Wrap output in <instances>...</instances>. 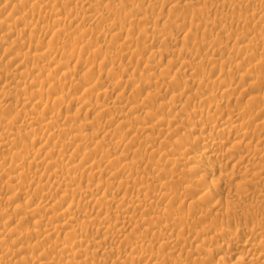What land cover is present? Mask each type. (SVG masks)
I'll return each mask as SVG.
<instances>
[{
  "label": "rangeland",
  "instance_id": "374dc122",
  "mask_svg": "<svg viewBox=\"0 0 264 264\" xmlns=\"http://www.w3.org/2000/svg\"><path fill=\"white\" fill-rule=\"evenodd\" d=\"M6 2V1H8L9 3H10V5H12V8H13V6H14V8L13 9H11V10H17V11H13L14 12V14L13 15H15L14 17H13V15H12V19H11V22H10V19L9 18H11V17H9L7 14H9V12L8 13H4V15H2V12L0 11V23L1 22H4V20H7L6 18H8L9 19V21L7 20L6 21V23H8L9 22V24H7L8 26L10 25H13V26H15V28L17 27V29H15V30H18V29H23V23L21 24V23H16L15 21H14V19L15 18H17L18 17V15L20 14L21 15V17H25L26 18V16H28V17H31V18H33V19H30V18H28L27 20L25 19V21L27 22V24H29V23H32V22H35L36 20V22H38V25H41L42 26V24H48L47 22H51L52 23V20H54L55 19V17L53 18L52 16H50V12L49 11H47L48 9L49 10H51L52 9V6L51 5H53V3L54 2H51V3H49V1H51V0H28L30 3H26L27 5H22V6H20L19 8H17L18 7V5H19V3L21 4V0H16V1H14V0H11V1H9V0H0V2ZM44 1V2H43ZM48 1V2H47ZM62 1H64L65 3H67V6H66V4L64 5V6H58L57 7V10L55 9V12H60L61 13V15L62 16H60V17H63V18H65L66 16V19H67V21H66V23L69 21V19L71 18H73V17H77V15H78V19L77 18H73L72 20L73 21H75L76 23H74V22H70V23H72V24H65V26L63 25L62 27L63 28H65L67 31H66V33H59L60 35V37L61 38H59V36H55V38H57V39H55L54 38V41H52L50 38L52 37V36H49V34H47V35H42L41 34V32L40 33H38V31H36V30H32V28L30 29V27H28L27 28V26H26V28H24L23 30H24V32L22 33V35L20 34V36L18 35V34H16V33H13L12 35H10V38H4V43H5V45H7L6 47H7V49L6 50H8L7 52L6 51H1V53H0V55L1 56H3V55H5L4 57H1L0 56V59L2 60H0V66L2 67H0V72H2V71H4L3 72V74L2 73H0V101H4L5 100V102H7V103H9L8 105L10 106V108H9V106L8 105H6V107L7 108H9V109H7L6 107H0V118L1 119H4L5 117L7 118V120H8V117H10V119L12 118L13 119V122H14V125L12 126V131H13V129H14V132H17L18 134L21 132V134H19V136L20 137H22V138H20V140H19V138H17V139H13L12 141L10 140V141H8V143L10 144L11 142H15V144L13 143V145H12V143H11V146L9 145V146H7V144L5 143V146H7V147H4V145H2V146H0V158L2 159H0V169L2 168L1 167V165L3 166V168L0 170L1 172H0V174H1V177H0V186H6V187H2V190H4V191H1V187H0V193H1V195L2 194H4V195H0V221H2V222H0L1 224V230H3L2 232L0 231V234L1 235H5V233L3 234V232H6L7 234H6V237H7V239L5 238V239H1L0 238V241L2 242V240L5 242H3L4 244V246H6V248L8 247L9 249H10V251L12 252V253H14V252H16V253H14V254H17L18 255V251H17V245L15 244V243H13L12 242V240L14 239V238H12L11 239V237H15V236H13V235H11L10 233V231H9V229L12 227V228H15V229H17L18 231H21L22 233H24V236H23V238L25 239V237H26V239H25V241H24V239H22L23 241H24V244L26 243V242H28L27 243V246H25L24 244H23V250L21 251V252H25V250H28L27 252H32L31 254H26L27 252H25V254H21V255H19L18 257L20 258L19 260L17 259V257H13L14 259H12L11 257V259H12V261H11V259L9 260V261H11L9 264H21L22 262L21 261H23L24 263H22V264H35L34 262H36V264H38L37 263V261H42L43 260V262L41 263H39V264H51L52 263V261L54 260H56V261H58V259H60V261L62 262V260L63 259H65V260H63V263H61V262H59V264H65V262H66V260L67 259H71V260H74L73 262H71V260H70V262L71 263H73V264H75L74 262L76 261V263L77 264H83L82 262H80V261H82V259H83V261H84V263L85 264H93L94 263V261H95V263L96 264H105V262H106V264H108V262L110 261V263L109 264H111L112 263V261H113V259H116V257L118 258L119 257V255H114V254H110L111 256L112 255H114V257H113V259L111 258V256L109 255V256H106L107 254H105V251H103L104 249H103V247H104V244H105V246H107L108 248H115L114 246H118V248L120 247V244H121V249L123 248V246L125 247L126 245L128 246V247H126V249L125 248H123V249H125L124 251H127V254L128 253H130L129 252V250H130V247H129V244H131V243H133L134 242V239H135V241H138L137 239L139 238L140 240L139 241H141V240H143V242H142V244H144L143 245V248H142V250L144 249V251H145V253H148V255H153V254H156V253H158L159 255L160 254H162L163 255V253H161V252H164V254L165 255H163L164 257H163V261H161V264H175V262L173 263V261L175 260V261H177L178 260V257L180 256V258L179 259H183V261H184V263L183 264H193L194 262H198V264H238V263H240V264H246V263H248V262H251L253 259H256L255 260V263H258V262H261L262 260L264 261V254H263V252H264V247H259V250H255V251H251V252H247V246L249 245V244H251V243H257V242H259V243H264V167L263 168H260V165L262 166H264V163H262V162H264V155L262 156V154H264V152H262L261 154H258V155H256L255 156V160H254V162H256V163H254V164H251L252 162L250 161V162H248L249 160L248 159H250L251 157H250V155H248V151L246 150L245 151V149H242L240 146H237L236 147V145H234V143H232L231 141V138L229 139L228 137H226V139H223V141L225 140V142H227L226 144L228 145H226L225 144V147L224 148H222V150H220V153H225V150H226V147H227V149H230V151L231 152H229L231 155H226V159L224 160V161H222V162H213V161H211L210 159H205V160H203L202 159V164L201 165H195V167L193 168V164H192V166H191V161L189 160H187V157L185 156V160H182V162H180L179 164H177L175 161L176 160H173L174 158H176V159H178V158H181L182 156H183V154H185L186 152H185V150H186V148H188L187 150H189V148L190 149H192L193 148V150H189L190 151V154L191 155H199V157L198 158H200L201 156V154H202V145H201V143H203V141L205 140V139H203V137L205 138V136H206V138L208 139L209 137H212V136H210L211 134L213 135V136H219L218 134H216L217 133V131L221 128V127H223V125H218L217 124V127H215V130L213 131V132H211V134L209 133L210 131L208 130H206L207 131V133H204V136H203V134H201V136L198 134L197 135V133H193L192 132V128H194L195 126H196V128H199V127H201V126H204L205 128H208V127H210V126H207V125H212V124H209L208 123V121H205L206 120V118H202L201 119V117H198L197 119H196V121H195V119H193V118H190L191 119V122L189 121L190 119H187V118H189V114L194 110V108H202L203 110H205L206 112H209V114H212V113H214V114H217L218 113V116H223V117H226L227 116V114L230 112V110H231V112L230 113H233V112H237L238 113V111L239 110H242V111H239V113H244L245 112V114H243L242 113V115H240L239 113V115H240V117L238 118V124H240V121L242 122L241 124H245L246 126H247V124H248V132L250 133L248 136H246L245 138H244V140H245V142L247 143V142H250L251 143V145H253L254 146V144L255 145H258V147L260 146V148H262V149H260V150H262V151H264V128H262L263 126L260 124L259 125V123H262V121H264V115L262 114V113H259V111H260V108L262 107V106H264V61H263V58H264V52L262 51V50H264V48H262L263 46H264V26H262V23H264L263 22V20H264V16H262V15H264L263 14V12L264 11H260V9L262 10V6H261V3H260V1H259V3L257 2V1H253V0H250V2H249V0H247V1H245V0H240L242 3H243V1H245L243 4L239 1V0H229V1H232L233 2V5H232V3L231 2H229L228 0H213V1H209V0H155V1H159L158 2V5H154V7H156V8H150L152 5H151V3L149 2V1H151V0H142V1H139V0H132V1H134V2H132L131 0H86V2L88 3H83L84 4V6H83V4H80L81 2L78 0H62ZM108 1V2H107ZM114 1V2H113ZM131 1V2H130ZM139 3V6L141 5V2H142V4H144L143 2L145 1V4H144V6L146 5V7H144V6H140V8L138 7V3ZM154 0H152L151 2L153 3H156ZM168 1V2H167ZM196 1H198V2H202L201 4H199L198 2H196ZM203 1L205 2L206 1V3H207V7L209 8H207L208 9V12H202L203 14H201L202 15V17L201 16H197V17H194V15L192 14V13H194V10H192V8L194 9V6H195V8H196V4H197V6H199V8L198 9H201V8H203L204 6H202L201 8H200V5H204L205 3H203ZM215 1V2H214ZM225 1V3H223ZM78 2H80V3H78ZM95 2L98 4V5H100V7L97 5V4H95ZM107 2V3H106ZM109 2H111V3H109ZM113 2V3H112ZM120 2V3H119ZM130 2V3H129ZM195 2V3H194ZM211 2H213V4L211 3ZM226 2H228V3H226ZM252 2V3H251ZM255 2V3H254ZM7 3V2H6ZM11 3H15V5H13V4H11ZM70 3H72V5H69ZM75 5H74V4ZM91 3L93 4H95V6L96 7H99V8H97V10H98V12H99V14L97 13V11H96V13H97V15L99 16H105L106 15V17H105V19H107L108 17H109V19H107V20H109V21H107V20H102V19H99V20H97V21H95V22H97L96 24H95V22L94 21H90L89 23H82V21L79 19V12H81V16H83L84 15V12H87V13H85V15L83 16V17H85V16H87V15H91L93 12L95 13V10L94 9H92L93 7L92 6H94V4L93 5H91ZM116 3V4H115ZM123 3V4H122ZM129 3V4H128ZM133 3H135L134 5H133ZM148 3H150V4H148ZM161 3V4H160ZM185 3H186V5H185ZM188 3H190V4H188ZM218 3V4H217ZM230 3V4H229ZM250 5H249V4ZM253 3L256 5V7H255V5H253ZM29 4V5H28ZM37 5V9L35 8V6ZM39 4L41 5L39 8H38V6H39ZM48 4H50V5H48ZM55 4V3H54ZM79 4V5H78ZM89 4H90V7H89ZM108 6H107V5ZM109 4H110V6H109ZM114 4V7H116V5H117V7L118 6H121V5H123L124 7H122V10L120 11V9H121V7L118 9L117 7V10H116V8H114V7H112V5ZM119 4V5H118ZM128 4V5H127ZM157 4V3H156ZM184 4V5H183ZM229 4V5H228ZM237 4H238V6H237ZM260 4V5H259ZM133 5V6H132ZM187 5H191V6H187ZM211 5V6H210ZM31 6V7H30ZM54 6V5H53ZM74 6V7H73ZM84 7V8H82V7ZM94 6V7H95ZM129 6L130 7H132V8H129ZM148 6H150L149 8H148ZM184 6H187L188 8H189V10L188 9H186L187 7H184ZM223 6V7H222ZM259 8H258V7ZM71 7L74 9V8H76V9H74V11H72V13L70 12L71 11ZM79 7V8H78ZM85 7H89L88 8V10H90V11H88L87 10V8H85ZM92 7V8H91ZM95 7V8H96ZM108 7L110 8V9H108ZM111 7H112V10L115 12H111L112 10H111ZM129 9H128V8ZM141 7H144V8H141ZM153 7V6H152ZM205 7H206V5H205ZM205 7H204V9H205ZM16 8V9H15ZM24 8H26V9H24ZM31 8V9H30ZM43 9V11H42V9ZM44 8H46V9H44ZM58 8H60V9H58ZM62 8V9H61ZM69 8H70V11H69ZM128 10H126V9ZM147 8V9H146ZM242 8V9H241ZM24 11H23V10ZM33 9V10H32ZM41 9V10H40ZM66 9H68V10H66ZM93 11H92V10ZM131 9V10H130ZM142 9V10H141ZM149 9V10H148ZM186 9V10H185ZM206 9V10H207ZM230 9V10H229ZM232 9V10H231ZM253 9H255V10H257V9H259V11L257 10V11H255V10H253ZM264 9V8H263ZM18 10H19V13H18ZM22 10V11H21ZM30 10V12L29 13H27L28 11ZM62 10H64L65 12H63ZM78 10V11H77ZM109 10H111V11H109ZM134 10V11H133ZM144 10H146V12L144 11ZM203 10V9H202ZM252 10L254 11V12H252ZM25 11H27L26 13H23V12H25ZM40 13H39V12ZM45 11H47V13L45 12ZM75 11H76V13H75ZM84 11V12H83ZM118 13H117V12ZM121 13H120V12ZM125 11V12H124ZM129 11H132L133 12V14L132 15H128V13L130 14V12ZM181 11V12H180ZM192 11V12H191ZM234 11V12H233ZM11 12V11H10ZM18 14H17V13ZM37 12V13H36ZM42 12H43V14H42ZM45 12V13H44ZM49 12V13H48ZM83 12V13H82ZM88 12H90V13H88ZM149 12V13H148ZM12 13V12H11ZM31 13L34 15V17H33V15H31ZM35 13V14H34ZM63 13H65V14H63ZM69 13H71V14H69ZM74 13V14H73ZM78 13V14H77ZM95 13V14H96ZM108 13V14H107ZM124 13V14H123ZM208 13V14H207ZM225 13V14H224ZM231 13H233V14H231ZM249 13V14H248ZM252 13H256V16L257 17H251V16H253V14ZM262 13V14H261ZM23 14H25V16H23ZM28 14H30V16L28 15ZM73 14V15H72ZM76 14V15H75ZM136 14L138 15H140V16H136ZM180 14V15H179ZM223 14H224V16L225 17H227V18H225L224 16H223ZM230 14V15H229ZM10 15V16H11ZM43 15H45V16H43ZM52 15V14H51ZM66 15V16H65ZM109 15V16H108ZM119 15L120 16H122L121 18L119 17ZM129 17H128V16ZM147 15V16H146ZM175 15V16H174ZM179 15V16H178ZM192 15V16H191ZM234 17H236V18H238V21L236 20V18H234ZM237 15V16H236ZM241 15V16H240ZM243 15V16H242ZM249 16L248 18H247V16ZM262 16V17H260V16ZM7 16V17H6ZM41 16H43V18L41 17ZM47 16V17H46ZM68 16H71L70 18L68 17ZM73 16V17H72ZM108 16V17H107ZM112 16V17H111ZM114 16V17H113ZM115 16H117V17H115ZM135 16H136V18H135ZM174 16V17H173ZM231 16V18H229V17ZM240 16V17H239ZM246 16V17H245ZM2 17H6L5 19H3V20H1L2 19ZM20 17V16H19ZM40 17V18H39ZM50 17V18H49ZM52 17V18H51ZM132 17H134V18H132ZM178 19H177V18ZM180 17V18H179ZM224 17V18H223ZM244 19H243V18ZM35 18V19H34ZM86 18V17H85ZM118 18V19H117ZM128 18H129V20H128ZM133 20H132V19ZM143 18V19H142ZM195 18V19H194ZM221 18H222V20H221ZM239 18H241V19H243V20H241V19H239ZM248 20V22H247V20ZM249 18H251V19H249ZM259 18H261V20H259ZM43 19H44V21H43ZM114 19H115V21H114ZM124 20V22L126 21L127 23V25H125L122 29L124 30H120L121 31V35L120 36H122V32H123V38L122 37H120L118 40H110L109 42H108V39H106V41L103 39V38H101L102 36H101V32L107 27V25H109L110 23H111V21L112 22H116V21H120V20ZM139 19H142L141 21H142V24H141V21L139 20ZM146 19H148V20H146ZM174 19V20H173ZM181 19V20H180ZM253 19H255V20H257V21H255V23H256V26H255V23H254V20ZM13 20V21H12ZM30 20V21H29ZM134 20H135V22L136 23H133L134 22ZM137 20L139 21L138 23H140V25H138V23H137ZM192 20V21H191ZM218 20H221V22L222 23H220V24H218L219 23V21ZM236 20V21H235ZM250 20H252V22L250 21ZM29 21V22H28ZM43 21V22H42ZM105 23H103V22ZM107 21V22H106ZM169 21H170V23H169ZM194 21V22H193ZM197 21V22H196ZM241 21H243L242 23H244V25L241 23ZM248 24H245V22ZM260 21V22H259ZM261 21H262V23H261ZM42 22V24H40ZM79 22H80V25H79ZM93 22V23H92ZM129 22H132V24H137V26H135L134 27V25H132L131 24V26H130V24H129ZM144 22V23H143ZM147 22V23H146ZM175 22V23H174ZM184 22V23H183ZM201 22V23H200ZM209 22L211 23V24H209ZM218 22V23H217ZM250 22V23H249ZM260 24H259V23ZM74 23V24H73ZM78 23V24H77ZM107 23H109V24H107ZM173 23V24H172ZM179 23V24H178ZM181 23H182V25L184 26V27H186V29L187 30H190L189 28H191L192 27V25H193V28H191V31H187L188 33L186 34L185 32H180V31H178L179 30V26H181ZM187 23V24H186ZM193 23V24H192ZM87 24H89V25H92V26H90L91 28H90V30L92 31V33L89 31V27L88 28H83V26L84 27H87L88 25ZM94 24V25H93ZM107 24V25H106ZM152 24V25H151ZM185 24V25H184ZM192 24V25H191ZM205 26H203V25ZM259 24V25H258ZM7 25H5L6 27H7ZM72 25V27H71V29L69 30V28H70V26ZM78 27H77V26ZM98 25V26H97ZM147 25H148V27H147ZM150 25V26H149ZM174 25V26H173ZM190 26L191 25V27H188V26ZM200 25V26H199ZM207 25H208V27H207ZM219 25H221L222 27H220ZM258 25V26H257ZM264 25V24H263ZM4 26V27H5ZM67 26V27H66ZM73 26H75L76 27V29H75V27H73ZM80 26H82V29H81V27ZM96 26V27H95ZM133 26V27H132ZM141 26V27H140ZM176 26V27H175ZM195 26V27H194ZM216 26V27H215ZM238 26H240V27H238ZM245 26H247V27H245ZM255 26V27H254ZM260 26V27H259ZM3 27V28H4ZM80 27V28H79ZM103 27H104V29H103ZM130 27H131V29H130ZM150 27H151V29H150ZM200 27V28H199ZM225 27V28H224ZM244 27V28H243ZM97 28V29H96ZM128 28V29H127ZM145 28H146V30H145ZM149 28V29H148ZM154 28V29H153ZM210 28V29H209ZM220 28V29H219ZM227 28V29H226ZM243 28V29H242ZM263 28V29H262ZM28 29V30H27ZM64 29V30H65ZM78 29V30H77ZM86 29V30H85ZM97 31H96V30ZM103 29V30H102ZM134 29V30H133ZM161 29V30H160ZM163 29V30H162ZM252 29V30H251ZM255 29V30H254ZM87 30H88V33H90V34H88L87 33ZM147 31V32H149V33H147V35L149 36L150 35V37L148 38V36H147V38L146 37H144L145 35H146V33H145V35L144 34H142V32L143 31ZM149 30V31H148ZM222 30H224V31H222ZM227 30V31H226ZM0 31H1V28H0ZM30 31H32V33L30 32ZM79 31V32H78ZM81 31V32H80ZM82 31H83V33H82ZM86 33H85V32ZM98 31H100V32H98ZM136 31V32H135ZM159 31V32H158ZM194 31H196V32H194ZM218 31H220L221 33H222V37H219L218 35H220V34H218ZM226 31V33H223V32H225ZM233 31V32H232ZM254 31H255V33H254ZM259 31H261L260 33H259ZM70 32V33H69ZM76 33V34H73V33ZM173 34H172V33ZM180 32V33H179ZM192 32V33H191ZM194 32V33H193ZM251 32V33H250ZM72 33V34H71ZM94 33H95V35H94ZM99 33H100V35H99ZM120 33V32H119ZM126 33V34H125ZM140 33H141V35L143 36H140ZM154 33V34H153ZM165 33V34H164ZM253 33L255 34V35H257L258 33L260 34V36H256L257 37V40H255L256 39V37H255V35H253ZM2 34H4V33H1L0 32V37H2ZM15 34V35H14ZM39 34V35H38ZM69 34V35H68ZM81 34H82V36H81ZM85 34H88V35H85ZM128 34V35H127ZM154 36V37H156V38H154L152 35ZM160 34V35H159ZM162 34V35H161ZM224 34V35H223ZM14 35V36H13ZM32 35V36H31ZM34 35V36H33ZM38 35V36H37ZM124 35H126V36H124ZM167 35V36H166ZM175 35V36H174ZM179 35V36H178ZM184 35H186L184 38H182ZM225 35H226V37H228V38H226L225 37ZM234 37H233V36ZM251 35H252V37H251ZM20 39V40H22L21 42H23V44L26 42V45H23L22 43H21V45L20 46H17V45H19L18 43H20V40L17 38V37ZM31 36V41L29 40V37ZM40 36V37H39ZM41 36H42V38H44V39H41ZM43 36H46V37H43ZM48 36V37H47ZM69 36H70V38H69ZM77 36H79V42H81L80 41V39L81 40H85L84 42L82 41L81 43H78V40H76L77 39ZM85 36V37H84ZM89 36H90V38H89ZM97 36V37H96ZM127 36H129V37H131V38H133V39H136V40H138V38L140 39L139 40V42H141L142 41V39L143 38H145V40L143 41L144 43H139V42H137V43H135V44H133V45H126V41H124V40H126V38H127ZM152 36V37H151ZM158 36V37H157ZM159 36H160V38H159ZM178 37V39H177V41L176 42H174V43H170V41H167L166 42V39H168L169 37ZM192 36H193V38H195V39H193L192 38ZM232 36V37H231ZM239 36V37H238ZM16 37V38H15ZM27 37V39H25ZM81 37H83V38H81ZM126 37V38H125ZM142 37V38H141ZM162 37H166L165 39H163ZM231 37V38H230ZM259 37H260V39H261V41H263V42H261L260 41V39H259ZM13 38V39H12ZM15 38V39H14ZM154 38V39H153ZM186 38V39H185ZM204 38V39H203ZM231 40H230V39ZM243 38V40L244 41H246V45H248L249 44V46H250V50L248 49V51L250 52H248V51H244V52H240L241 50H240V48L236 45V44H234V40L235 39H242ZM245 38H246V40H245ZM251 38V39H250ZM253 38V39H252ZM34 39H36L35 41H34ZM39 39H41L42 41H40ZM53 42H51L50 40ZM90 39V40H89ZM148 39V40H147ZM161 39L163 40V41H161ZM219 39V40H218ZM229 39V40H228ZM9 40H13V41H17L18 40V43H16V44H14V45H12V46H10L9 45V43L11 42H9ZM24 40H27V41H25L24 42ZM193 40V41H192ZM212 40V41H211ZM249 40L251 41V42H249ZM40 41V42H39ZM43 41H44V44H43ZM48 41H50L51 43H48L47 44V42ZM104 41V42H103ZM213 42V43H215L214 45H216V46H214L215 47V49H214V47L212 46V48L210 47V46H207V42ZM218 41V42H217ZM258 41V42H257ZM7 42H9V43H7ZM28 42H30V44L28 43ZM41 43V44H39V43ZM76 42V43H75ZM88 42V43H87ZM92 42V43H91ZM117 42V43H116ZM121 42V43H120ZM169 42V43H168ZM195 42V43H194ZM197 42H198V45H199V43H201L203 46L205 45V47H203L202 48V45H199V46H197L196 44H197ZM224 42V43H223ZM33 43V44H32ZM73 43H75V45H77V46H74L73 45ZM87 43V45H85V44ZM89 43H91L90 45H89ZM109 43V44H108ZM124 43V44H123ZM139 43V44H138ZM150 43V44H149ZM194 43V44H193ZM212 43V44H213ZM257 43V44H256ZM29 44V45H28ZM49 44H51V45H53V46H55V49H52V47L53 46H48L47 47V45H49ZM104 44V45H103ZM124 46H123V45ZM227 44V45H226ZM234 44V45H233ZM253 44V45H252ZM255 44V45H254ZM41 45V46H40ZM73 45V46H72ZM83 45H85V48H86V50H85V48H84V46ZM89 45V46H88ZM91 45H93V47L91 46ZM101 47H100V46ZM125 45L126 46H128V47H125ZM145 45V46H144ZM192 45H196L195 47H193ZM257 45V46H256ZM29 46H30V48H29ZM42 47L43 48V50H46V49H44L45 47L47 48V49H52L53 51H56V54H57V56H56V54H54L53 56H52V59H54L55 60V62L56 63H53L52 65H51V67L53 68V69H51L50 71H52V72H50L48 69H50L51 67L49 66V68H48V66H46L48 63H46V65H44L43 63H45L46 62V60L44 61V60H39V59H37V61H36V59L34 60V58L33 57H31V59L32 60H30V57L28 58V60H27V58L25 59L26 61L24 62V61H22L21 60V62H23L22 64L20 63V65H22L21 66V68H18L19 70H17V69H15V68H17L16 67V65H18L17 63H15V61H11L10 60V58H15L16 57V55H17V57L19 56V57H21V54L23 53V54H28L29 52H33L34 53V51L36 52V47ZM90 47L89 48V50L87 49L88 47ZM97 46H99V47H97ZM130 46H133V47H130ZM227 46V47H226ZM237 46V48H235V47ZM248 46V47H249ZM261 46V47H260ZM10 47H13V48H10ZM38 47H37V49H38ZM103 47V48H102ZM124 47V48H123ZM137 47V48H136ZM146 47V48H145ZM188 47H190V48H188ZM210 47V48H209ZM255 47H256V50H255ZM24 48V49H23ZM83 48H84V50L86 51H82L83 50ZM123 51L124 49H126L127 48V50L129 51V53H130V55H127V54H129V53H127V51H126V54L124 53L125 51H123V54H121V55H119V56H117V54H118V52H120V53H122L121 52V50ZM123 48V49H122ZM189 49L188 51L190 52V50L191 51H193V53H189L188 55H184L182 52H183V50H186V49ZM195 48V49H194ZM198 48V49H197ZM221 48V49H220ZM238 48H239V51H238ZM13 49V50H12ZM33 49V50H32ZM58 49V50H57ZM82 49V50H81ZM95 49H97L96 51H98L99 49H102L103 51H98V53H95ZM112 49H113V51H112ZM130 49V50H129ZM135 49V50H134ZM168 49V50H167ZM237 49V50H236ZM11 50V51H10ZM27 50H29L28 51V53H26L27 52ZM60 50V51H59ZM91 50V51H90ZM120 50V51H119ZM159 50V51H158ZM254 52H253V51ZM14 51V52H13ZM85 52V53H83L82 54V52ZM94 51V52H93ZM133 51H137L136 53H138V54H136V53H134V55L132 54L133 53ZM151 51H153L152 53L154 54H152L151 53ZM168 51V52H167ZM195 51V52H194ZM198 51V52H197ZM257 51V52H256ZM16 52V53H15ZM22 52V53H21ZM60 52V53H59ZM99 52H100V54H99ZM101 52H104V53H102L101 54ZM115 52H117V54L115 53ZM180 52V53H179ZM236 52H238V53H236ZM246 52H247V54H246ZM261 52V53H260ZM5 53V54H4ZM33 53H30L31 55L33 54ZM201 53H203V54H201ZM239 53H241V54H239ZM13 54H15L14 56H13ZM22 54V55H23ZM94 56H93V55ZM96 54H98V55H100L99 56V58H97L98 56H96ZM104 54H106L104 57H103V55ZM113 54V55H112ZM116 54V55H115ZM141 54V55H140ZM150 54H152V55H150ZM193 54V55H192ZM194 54L196 55V56H194ZM8 55V56H7ZM12 55V56H11ZM112 55V56H111ZM114 55L117 57V58H115L114 57ZM127 55V56H126ZM140 55V56H139ZM199 57H198V56ZM203 55V59H202V56ZM214 57H213V56ZM78 56V58L77 59H80V63L78 62V60L76 59V57ZM89 56V57H88ZM110 56H111V58L112 59H114L113 60V62H112V59L111 60H109L110 59ZM129 56V57H128ZM148 56H150V57H148ZM155 56V57H154ZM187 56V57H186ZM253 56H254V58H253ZM10 57V58H9ZM80 57V58H79ZM83 57V58H82ZM96 57V58H95ZM120 57V58H119ZM131 57V58H130ZM195 57H197V58H199V60L197 59H195ZM212 57V58H211ZM216 57V58H215ZM218 57V58H217ZM235 57H236V59H235ZM239 59H238V58ZM107 58H109L108 60V62L111 64V62H112V64H111V66L109 65V63L107 62ZM132 58H133V60H132ZM149 58V59H148ZM214 58V59H213ZM221 58V59H220ZM229 58V59H228ZM246 58V59H245ZM253 58V59H252ZM17 59V58H16ZM63 59V60H62ZM118 59V60H117ZM174 59V60H173ZM189 61V62H194L195 64H197V63H199V61H200V65H198V66H203V67H198L197 65V67H198V69H195V68H197L196 66H194V68H191V66H187L188 68H186V66H182L181 68H179V67H177V68H179V69H177L176 68V64L177 63H179V62H188L187 60ZM195 60V61H193V60ZM201 59V60H200ZM216 59H218V60H220L219 62H217L218 60H216ZM224 59V60H223ZM234 59H235V61H234ZM30 60V62H28ZM40 61V63H39V61ZM144 60V61H143ZM147 60L149 61V63L147 64ZM154 60H155V63H154ZM212 60H213V62H212ZM214 60H215V62H214ZM41 61H43V62H41ZM77 61V62H76ZM107 62V64H106V62ZM176 61H178V62H176ZM202 61H204V65L202 64L203 62ZM226 61H228L227 63H226ZM231 61H233V62H231ZM250 61H251V63H250ZM261 61V62H260ZM20 62V61H19ZM47 62H48V60H47ZM61 62H62V64H61ZM85 62V63H84ZM197 62V63H196ZM217 62V63H216ZM223 62V63H222ZM225 62V63H224ZM260 63V64H258V63ZM15 63V64H14ZM63 63H64V65H63ZM194 63L192 64V65H194ZM216 63V64H215ZM236 63H238V64H236ZM61 64V65H60ZM99 64L101 65V64H103V65H101L100 67H99ZM128 65L130 68L128 69V67H125V66H121V65ZM213 64H215V65H213ZM230 64H232L231 65V67L230 68H233V70H235L234 72H232L231 73V71H232V69H230L229 68V65ZM234 64V65H233ZM236 64V65H235ZM242 64H244V65H242ZM254 64V65H253ZM258 64V65H257ZM36 65V66H35ZM38 65L40 66V69H42L41 71H40V69H38V70H36L37 68H35V67H38ZM43 65V67L44 68H42L41 66ZM59 65V66H58ZM91 65H92V67H93V65H94V68L96 67L97 69L99 68L100 70H101V72H100V70H99V74L101 73V75H99V74H97V75H95V77H93V75L94 74H96V73H98V72H96V73H94L93 75H92V72L90 73V70H89V68L90 69H92L91 68ZM105 65V66H104ZM113 65V66H112ZM31 66H33L32 68H31ZM84 66L86 67V66H88V68L86 67V69H84ZM103 66V67H102ZM117 66V67H116ZM118 66H121L122 68H119ZM153 66H155L154 68H153ZM170 68V70H173V71H171V72H173V74H171V72L168 70L169 68ZM174 66V67H173ZM255 66H257V67H255ZM61 67V68H60ZM111 67H116V68H119V71L117 72L116 71V68H114V69H112ZM124 67L125 68H127V69H125L123 72H122V69H124ZM173 67V68H172ZM228 67V68H227ZM259 67V68H258ZM260 67H263V68H260ZM25 68V69H24ZM46 68H48L47 70V72H46ZM166 68H168V69H166ZM251 68H254L255 69V71L254 70H251ZM1 69H3L2 71H1ZM70 69V70H69ZM83 69L86 71V70H88L87 72H83ZM190 69V70H189ZM193 69H195V72H192V70ZM220 69V70H219ZM227 69H229V70H227ZM24 71V70H26L25 71V73L24 72H22V71ZM34 70V71H33ZM62 70V71H61ZM67 70H68V72H67ZM103 70V71H102ZM108 70H112L113 71V74L112 73H110L109 74V72L110 71H108ZM115 70V71H114ZM161 70H168L170 73H168V75H169V77H168V75L167 76H164L163 75V73H164V71H161ZM251 70V71H250ZM11 71V72H10ZM22 73H21V72ZM106 71V72H105ZM108 71V72H107ZM111 71V72H112ZM175 71V72H174ZM176 71H178V72H176ZM230 71V72H229ZM262 71V72H261ZM13 72V73H12ZM30 72V73H29ZM51 74H50V73ZM64 72H66V74L64 73ZM70 72V73H69ZM105 74V73H108V74H103V73ZM229 73V74H227V73ZM247 72V76H251V77H248L249 79H247V76L245 75V73ZM253 72V73H252ZM15 73V74H14ZM50 74V75H46V74ZM64 73V74H63ZM87 73V74H86ZM178 75H176V74ZM180 75H179V74ZM225 73H226V75L228 76H226L225 75ZM251 73V74H250ZM5 74H6V76H7V74H8V76H9V78L11 77V81L9 80V78H8V80H7V78L5 77ZM31 75V77H29L30 75ZM38 74V75H37ZM40 74V75H39ZM54 74V75H53ZM62 74V75H61ZM82 74H84V76H86V75H89L90 74V76H86V77H84ZM103 74V75H102ZM119 74V75H118ZM122 74V75H121ZM129 74V75H128ZM130 74H134L133 76H134V78L132 77V75H131V77L129 78V76H130ZM161 74V75H160ZM182 74V75H181ZM190 74L192 75V77L190 76ZM221 74V75H220ZM225 75V77L223 76V75ZM241 74H242V76L244 77H242L241 76ZM257 74V76H254V75H256ZM258 74H259V76H258ZM33 75V76H32ZM64 75H65V78H64ZM91 75H92V77H91ZM136 75V76H135ZM171 75H172V77L174 78H172L171 77ZM229 75H230V77H229ZM4 76V77H3ZM7 76V77H8ZM49 76V77H48ZM52 76H54V77H52ZM99 76V77H98ZM108 76V77H107ZM158 76V77H157ZM160 76H161V78H160ZM187 76V77H186ZM221 76V77H220ZM242 78H241V77ZM21 77V78H20ZM24 77V78H23ZM28 79H26V78ZM34 79H33V78ZM36 77V78H35ZM58 77H59V79L61 80V83H58V82H60V80L58 79ZM98 77V78H97ZM102 77V78H101ZM113 77V78H112ZM178 77V78H177ZM190 77L192 78V79H190ZM194 77V78H193ZM218 77H219V79H224V81L226 82L227 80V82H228V84H230L231 85V83H232V85H234L233 86V88L234 87H237V88H235V89H233L232 88V86H231V88H230V86H227L226 87V84L224 83V85H222V84H219V83H217V81H216V79H218ZM246 77V78H245ZM256 77V78H255ZM260 77V78H259ZM39 80H38V79ZM80 78H81V80H80ZM85 80H84V79ZM91 78V79H90ZM110 80H108V79ZM131 78H133L132 79V81H130L129 79H131ZM136 78V79H135ZM172 78V79H171ZM189 78V79H188ZM200 79L199 81H197L196 79ZM254 78V79H253ZM259 78V79H258ZM1 79H2V82H1ZM3 79H4V82H3ZM12 79H13V81H12ZM23 80V82H19V80L20 81H22ZM33 79V82L31 81ZM36 79V80H35ZM43 79V80H42ZM48 79H49V81H50V85L51 86H55V87H57V84L56 83H58V85L60 84V87H58V89L57 90H55V91H53V92H51L52 90H50V87H49V85H48ZM64 79V80H63ZM76 79V80H75ZM90 79V80H89ZM107 79V80H106ZM175 79H176V81H175ZM188 79V80H187ZM197 82H195L194 80ZM201 79L203 80L204 79V81L206 82H204L205 84H201ZM7 80V81H6ZM41 80V81H40ZM79 82H78V81ZM118 80H120L121 82H122V85L120 86V88H119V86H117V84L115 85V87H117L116 88V90H111V87H112V85L114 84V83H118V85H120L121 84V82L119 81L118 82ZM129 80V81H128ZM183 80V81H182ZM187 80V81H186ZM189 80H190V82L192 83V81L191 80H193L195 83H192V84H194V85H192V84H189L190 82H189ZM213 80V81H212ZM231 80V81H230ZM248 80H251V81H248ZM8 82V84H9V86H10V83H11V90L9 91V89L10 88H8V85L6 84V87L8 88L7 90L9 91V95L8 96H10V98L9 97H7V96H5L4 95V93L2 94V92H1V89L3 88L2 86H4V84L6 83V82ZM16 81H18V82H16ZM27 81V83H25V82ZM38 81V82H37ZM40 81V82H39ZM43 81V82H42ZM44 81H45V83L47 84L46 86H45V83H44ZM71 81V82H70ZM75 81H77V83L78 84H82L83 86L81 87V85H79V86H77L78 84L75 82ZM81 81V82H80ZM83 81H85V82H88L89 83V85L90 86H95V84H96V86L94 87L95 88V90L94 91H92V92H89L88 94L87 93H85V95L84 94H82V92L84 91V84H85V82H84V84H83ZM114 83H113V82ZM126 81V82H125ZM159 81V82H158ZM161 81L162 82H166V83H164L163 84V86H161ZM185 81H186V83H185ZM252 81H253V83H252ZM256 81V82H255ZM10 82V83H9ZM13 82H15V84L13 83ZM30 82V83H29ZM48 82V83H47ZM62 82H64L65 83V85L63 86V84L64 83H62ZM69 82V83H68ZM74 82V83H73ZM136 82V83H135ZM148 82V83H147ZM189 82V83H188ZM200 82V83H199ZM216 82V83H215ZM230 82V83H229ZM236 82V83H235ZM1 83H3V84H1ZM28 84L29 83V86H32L33 87V89H34V93H36L37 92V90L38 91H41L42 93L44 92V95H43V98H44V100H46L47 101V99H48V94H50L49 95V99H48V101L47 102H49V100H50V102L49 103H51V104H53V101H54V104L55 103H59V104H61L62 102H59V101H61V96H63L62 97V99L64 98L65 99V103H64V99L62 100L63 101V103H64V105H63V107L62 108H59V112H58V110L57 111H55V112H49V111H47L46 109H44V111H47V112H45V114H44V111H43V113L40 111V113H42V115H44V118L42 119V120H40L39 121V126H42L45 130H46V128H47V131L48 130H50V129H52V130H50L48 133H50V132H53V131H58V129L59 128H61V129H63V128H66V126H67V128H71L72 126L74 127V129H75V126H77L78 124H80V123H83V124H87L88 126H87V128H85L83 131H84V135H83V140L82 141H79V142H75L74 144V147L72 146L71 148H70V151H68V153L70 154L71 152H72V150H73V148H75L76 147V149L77 150H75L74 149V151H77V153L79 152H81V153H83L85 150L84 149H86L87 151H88V149H89V151H90V148H89V146H93L94 148H95V145H96V147L99 145H101L102 147H105L106 145H108V143H109V147L108 146H106L109 150H111V148H113V143L115 142L114 140L113 141H107V140H105L104 142L102 141L103 139L102 138H100V137H102V134H103V129L104 130H107V129H109V130H111L112 128H115L116 129V126H117V130H116V133L118 134V136H117V138H116V140L118 141H121V143H120V146H119V148H117V150H114V151H117L116 153H114V151H112V156H111V158L113 157V158H115V157H119L118 158V162H116V163H118V164H112V167H111V165L109 166V164L107 165L106 163H102L101 165L102 166H100V163H101V159H100V161L98 160L99 158H100V156L102 155L101 154V152L102 153H106L107 155H108V151L107 152H105L106 150H108L107 148H102L101 146L99 147V150H101L100 151V153H98V156L99 157H96V155H95V157L94 156H92L91 158H93L92 160H89V162L91 161V163L93 162L94 163V167L96 168L95 170H93V171H91V172H87V174L86 173H82V169L81 170H75V171H78L79 172V174L77 173V172H71L72 173V175H74L75 173L77 174L76 176L78 177V175H85L84 177L82 176V179L83 180H80V182L77 184V183H75V185L73 184L72 185V187H74L73 189H79L80 187H84V189L85 188H90V189H94L96 186L98 187V184L101 186V184L102 185H104L103 183H105V185L107 186H104V189H105V195H106V191H108L107 192V198H108V202H109V206H107V208L108 207H110V205L112 204V209H111V207H110V211L111 210H113L114 208L116 209V210H114V211H112V214H110V216H109V218L107 217V214H106V212L104 213L103 211L104 210H100V208L98 209H96L95 210V212L93 211V209L91 210V209H89V208H92L91 206L92 205H89V206H87L88 207V209L90 210V211H93V213H92V216L91 217H93V215H94V217H95V215H98V219H94V220H102V219H105L106 217H107V222H106V224H107V226L109 227V232H108V230H98V229H96L97 228V225L98 224H95V223H99L98 221L96 222L95 221V223H94V221H91V220H89L91 217H89V216H84L83 215V213H85V214H87V212L85 211V212H83L82 211V213L80 212V214L78 213H76L75 214V216L73 215V217H75V220L79 217V215H81L77 220L79 221V223H81L82 221H83V223L81 224L82 225V227H83V229H87L86 231H87V235H88V239H90L91 238V240L90 241H93V242H90V243H92V244H88L87 245V243H86V245L88 246H86L85 244L83 245V246H81V249H88V251H90V253H94V254H90V256L92 257V258H90V256L88 255L87 257H85V258H83V257H80L79 258V256L78 255H76V254H72L71 253V255L70 254H67V252L66 251H62L61 253H63V254H60L58 251H53L54 249H55V247H53L54 245H55V240L56 241H58V242H60V243H63L64 241V243H70V242H72V240L73 239H76V237H73L74 235H73V230L72 229H75V228H72L73 226V223L74 222H72V223H66V224H64L66 221H64V220H61V221H63V222H60V219L57 221L56 220V222H51V221H49L48 219L51 217V216H53L54 215V213H55V210L57 211V213H60L61 211H63V210H65L66 209V207L65 206H69V205H71V204H69V203H72V201L74 200V202H79V197H78V195H73V196H70V195H68L67 197L68 198H70L69 199V201H68V198L67 197H64V199H66V200H64L62 197V194H63V192H60V191H58V192H56L57 190H55V187H54V185H56L55 184V182L53 181L54 179L53 178H51L50 179V177H52L50 174H52L53 173V171H54V169L55 170H57V169H59V168H61L60 166L61 165H63V164H61V163H64V164H66V163H68L67 161V159L65 160V157L64 156H61V157H63L62 159H61V157L59 156V158H60V160H62V161H60V162H58L59 160V158L57 157L58 156V152L56 151V150H60V149H62V147L60 146H58L59 145V142H61V138H65L66 137V139H64V140H62V142H67L68 141V137L67 136H65V137H62V136H64V134L62 135V134H60V136L58 137V138H55V139H52V138H49V136L48 137H41V134L38 136V134H35V136H34V139H32L33 141H31V138H33V134H31L32 132H30L29 130H31V129H29L26 125H24V124H22V120H23V114H24V112H25V110H23V109H21V107H22V103L20 104V99H23V96H22V92L20 93L19 92V90H17L16 91V93H13V92H15L14 91V88H21L22 86L23 87H27L28 85H26V86H24L25 84ZM32 83V84H31ZM53 83V84H52ZM73 83V84H72ZM88 83H86V84H88ZM91 83V84H90ZM105 83V84H104ZM110 83V84H109ZM111 83H113V84H111ZM120 83V84H119ZM20 84V85H19ZM31 84V85H30ZM44 84V85H43ZM66 84H68L67 86H66ZM110 85V87H107L108 85ZM166 84V85H165ZM198 84H200V86L198 85ZM219 84V85H218ZM238 84V85H237ZM252 84H253V86H252ZM257 84V85H256ZM12 85H15L14 86V88H13V86ZM17 85H19V87L17 86ZM70 85V86H69ZM89 85H85L86 87L87 86H89ZM101 85V86H100ZM104 87H103V86ZM192 85V86H191ZM195 85H198L197 87L199 88V90L198 89H196L197 87L195 86ZM205 85V86H204ZM259 85V86H258ZM21 86V87H20ZM29 86H28V88H29ZM36 86V87H35ZM38 86V87H37ZM69 86V87H68ZM75 87V91H74V87ZM100 86V87H99ZM124 86V87H123ZM148 86V87H147ZM167 88L168 86V88H167V92H166V89H165V87ZM191 86V87H190ZM203 86V87H202ZM219 86V87H218ZM221 86V87H220ZM240 86H241V88H240ZM32 87H30L31 89H32ZM73 88L72 90H71V88ZM77 87H79V90H78V88ZM80 87H81V89H80ZM101 87H102V89H101ZM122 87V88H121ZM146 87V88H145ZM164 87V88H163ZM224 87H226V88H224ZM29 88V89H30ZM70 88V89H69ZM83 88V89H82ZM97 88V89H96ZM106 88V89H105ZM141 88V89H140ZM201 88V89H200ZM221 88V89H220ZM227 88H229L228 89V94H226L227 92H224V90L225 89H227ZM4 89H6L5 88V86H4ZM30 89V90H31ZM32 89V90H33ZM37 89V90H36ZM46 89V90H45ZM61 89V90H60ZM63 89V90H62ZM107 90V91H110V94L108 95V96H105L104 94H102L104 91L103 90ZM112 89H113V87H112ZM120 89V90H119ZM126 89V90H125ZM161 89V90H160ZM13 90V91H12ZM61 92H60V91ZM118 90L121 92L122 90H124L125 91V93H126V95L123 93L124 91H122L121 93H123L124 95H122V97L120 96V92H118ZM139 90V91H138ZM201 90H203V91H201ZM214 92H213V91ZM218 90V91H217ZM232 90V91H231ZM247 90V91H246ZM56 91H57V93H56ZM77 91H78V93H77ZM112 91V92H111ZM156 91H157V93H156ZM229 91H230V93H229ZM243 91V92H242ZM258 91V92H257ZM51 92V93H50ZM94 92V93H93ZM102 92V93H101ZM172 92V93H171ZM195 92V93H194ZM196 92H197V94H201L202 92L204 93V95L206 96H204V98L205 99H203V98H201V101H199L200 100V98H199V100L198 99H194L193 100V98L191 97L190 98V96L191 95H193V97L195 98V96L197 95L196 94ZM199 92V93H198ZM205 92L207 93V94H205ZM54 93V94H53ZM61 93V94H60ZM84 93V92H83ZM134 93V94H133ZM181 93H183V94H181ZM52 94V95H51ZM77 94V95H76ZM82 96H84L87 100H88V98H90L89 100H91V104H93V106L91 105V106H88L87 107V109L86 110H83V111H78L77 110V105L75 104V103H72V102H74V101H72V100H75L76 98H78L77 96H79V97H81V95ZM116 94H118L119 96L117 97V95ZM175 94H176V97L177 98H172L173 96L172 95H174V97H175ZM182 95V96H179V95ZM194 94H196V95H194ZM258 94V95H257ZM11 95H13V96H15V97H13V96H11ZM157 95H158V97H157ZM253 95V96H252ZM22 96V97H21ZM45 96H47V98L45 97ZM55 96V97H54ZM59 96H60V98H59ZM133 96H134V98H133ZM137 96V97H136ZM188 96H189V98H188ZM213 96V97H212ZM220 96H221V98H220ZM6 97V98H5ZM51 97H52V99H51ZM57 97L59 98V100L57 99ZM75 97V98H74ZM105 97H107V98H105ZM109 97V98H108ZM120 97V98H119ZM208 97V98H207ZM211 97V98H210ZM5 98V99H4ZM7 98H9L8 100H7ZM13 98V100H11ZM14 98H15V100H14ZM46 98V99H45ZM115 98L118 100H115ZM119 98V99H118ZM136 98V99H135ZM145 100H144V99ZM187 98V99H186ZM207 98V99H206ZM18 99H19V101H18ZM32 100H34V102H36V101H38L39 99H37L36 100V98L35 99H33V98H31ZM54 99V100H53ZM57 99V100H56ZM147 99V100H146ZM173 99V100H172ZM191 99V100H190ZM202 99H203V101H202ZM213 99V100H212ZM254 99V100H253ZM258 101H257V100ZM7 100V101H6ZM10 100H11V102H10ZM36 100V101H35ZM51 100H53V101H51ZM114 100H115V102H114ZM142 100H144L143 102H142ZM149 100H150V102H149ZM195 100H197V101H195ZM205 100V101H204ZM212 102H211V101ZM217 100H219V101H217ZM256 100V101H255ZM12 101H15L16 103L15 104H18V105H15L14 104V102H12ZM70 101V102H69ZM72 101V102H71ZM117 101V102H116ZM147 101H148V103H147ZM172 102V103H170V102ZM175 101V102H174ZM184 101V102H183ZM215 101V102H214ZM216 101H217V103L218 102H223L222 103V106L220 107V109H217V108H215L214 109V106H210V105H213L214 103L216 104ZM252 101V102H251ZM21 102H22V100H21ZM33 101H32V103H34ZM108 102H110V103H108ZM122 102V103H121ZM127 102V103H126ZM138 102V104H136ZM141 102H142V104L144 103L145 104V106H146V108H147V110H146V108L144 107V104H143V107L145 108V110H144V108H142L141 109V107H142V105H141ZM152 102V103H151ZM167 104H166V103ZM200 102V103H199ZM6 103V104H7ZM32 103H30L29 102V106L26 104L25 106L26 107H29L30 109L32 108V106H31V104ZM68 103V104H67ZM108 103V105H109V109L107 110H105V109H103L104 108V106L103 105H106ZM113 103L115 104V105H113ZM199 103V104H198ZM205 103V104H204ZM261 103V104H260ZM13 104V105H12ZM59 104H57V106L59 105ZM75 104V105H74ZM120 104H122L123 105V111H122V113L121 112H119V110H118V113H117V111H116V109L113 107V106H120ZM151 104V105H150ZM185 105L186 107H188V108H186V110L184 109V110H180V111H182V112H180L179 111V107L180 106H182V105ZM214 104V105H215ZM252 104V105H251ZM257 104V105H256ZM125 105L127 106V107H125ZM141 106L140 108H136L137 106ZM160 105V106H159ZM168 105H171L170 107L168 106ZM183 105V106H184ZM206 105H208V106H206ZM262 105V106H261ZM17 106V107H16ZM20 108H19V107ZM65 106V107H64ZM103 106V107H102ZM132 106H136L134 109H140V110H138V111H136V110H133L132 111V109H131V107ZM151 107V108H149V107ZM166 106V107H165ZM43 106H39L38 108H40V109H38L37 108V112H38V110H43V108H42ZM98 107H100V108H98ZM174 107V108H173ZM208 107V108H207ZM224 107V108H223ZM251 107V108H250ZM4 108H6V109H4ZM15 108H16V110H15ZM20 109L18 112H17V110L18 109ZM92 108V109H91ZM93 108H94V110H93ZM101 108H102V110H101ZM124 108H126L125 110H124ZM130 108V109H129ZM177 108V109H176ZM185 108V107H184ZM12 109V110H11ZM25 109H27V110H30V109H28V108H25ZM100 109V110H99ZM187 109H188V111H189V109H190V111L191 112H187ZM214 109V110H213ZM225 109V110H224ZM228 109V110H227ZM243 109H244V111H243ZM259 109V110H258ZM22 110V112H20ZM128 110V111H127ZM144 110V111H143ZM149 110V112L148 113H153L154 114V116H153V114L151 115H149L148 113H146L147 111ZM152 110V111H151ZM217 110H218V112H217ZM233 110V111H232ZM235 110V111H234ZM251 110V111H250ZM256 110H258V111H256ZM15 111V112H14ZM24 111V112H23ZM77 111V112H76ZM96 111V112H95ZM115 111H116V113H115ZM127 111V112H126ZM142 111H143V113H142ZM146 111V112H145ZM151 111V112H150ZM177 111V112H176ZM215 111L217 112V113H215ZM57 112V113H56ZM87 112V113H86ZM138 112V113H137ZM228 112V113H227ZM257 112V113H256ZM2 113V114H1ZM22 113V114H21ZM46 113H47V115H46ZM56 113V114H55ZM75 113H76V115H75ZM157 113H158V115H157ZM161 113V115H159ZM175 113H177V114H175ZM184 113V114H183ZM221 113H222V115H221ZM229 113V114H230ZM259 113V114H258ZM55 114V117H58L57 118V120H58V122H57V124H55L54 122H56V121H54V122H51L50 124H52V125H50L49 124V122H50V117H54L53 115ZM59 114V115H58ZM99 115V117L98 116H96V115ZM111 114H113V115H111ZM136 114V115H135ZM137 114H139V115H137ZM149 116H148V115ZM155 114H156V116H155ZM220 114V115H219ZM252 114H253V116H252ZM52 115V116H51ZM145 115V116H144ZM258 115V116H257ZM262 115V116H261ZM2 116H4V117H2ZM8 116V117H7ZM45 116H47V118H45ZM142 116V117H141ZM148 116V117H147ZM160 116V117H159ZM182 116V117H181ZM185 116V117H184ZM260 116V117H259ZM18 117V118H17ZM93 117H95V118H93ZM134 117V118H133ZM144 117H145V119H144ZM19 119V118H21V119H19V120H17V119ZM98 118V119H97ZM158 118V119H157ZM161 119V121H160V119ZM164 118V119H163ZM174 118V119H173ZM183 120H182V119ZM97 120V121H95V120ZM188 121H187V120ZM193 119V120H192ZM203 120L202 122L201 121H199V120ZM15 120V121H14ZM21 120V121H20ZM107 120H110V122H108ZM118 120V121H117ZM123 120H124V122L127 124H125L124 122H123ZM164 120H165V122H164ZM180 120H182V121H180ZM247 120V121H246ZM52 121V120H51ZM90 121H93V122H91L90 123ZM121 121V122H120ZM159 121H160V124H159ZM163 121V122H162ZM175 121V122H174ZM193 121H195L196 123H194ZM8 122H11V120L10 121H8ZM99 122H101V123H99ZM115 122H116V124H115ZM118 122H120L121 123V125H118ZM180 122V123H179ZM194 124H193V123ZM200 122V124H198ZM206 122V123H205ZM246 122V123H245ZM23 123H25V122H23ZM54 123V124H53ZM92 124L91 126L89 125V124ZM94 123V124H93ZM142 123H144V125L142 124ZM146 123V124H145ZM148 123H151L152 125L153 124H155V125H153V127H151V126H149L148 125ZM186 123V124H185ZM203 123H205V124H203ZM47 124H49V125H46ZM62 126H61V125ZM105 124V125H104ZM132 124V125H131ZM134 124H136L135 126H134ZM202 124V125H201ZM207 124V125H206ZM263 124V123H262ZM21 125V126H20ZM22 125H24L23 127H22ZM55 125H57V126H55ZM75 125V126H74ZM108 125H110V126H108ZM129 125H131V127L132 126H134L133 128H129V130H127V128H128V126ZM147 125H148V128H144V126L145 127H147ZM158 125V126H157ZM181 125V126H180ZM190 125V126H189ZM259 125V126H258ZM22 127V128H20V127ZM51 126H55L54 128L52 127V128H50V129H48V127H51ZM61 126V127H60ZM71 126V127H70ZM102 126V127H101ZM104 126V127H103ZM108 126V127H107ZM125 126V127H124ZM143 126V127H142ZM169 126V127H168ZM176 126H180L179 128L178 127H176ZM5 127V128H4ZM16 127H18V128H16ZM33 127H38V124H36V125H34ZM57 127H59V128H57ZM106 127V128H105ZM110 127V128H109ZM127 127V128H126ZM137 127V128H136ZM149 127H151V128H149ZM161 127V128H160ZM176 127V128H175ZM192 127V128H191ZM257 127V128H256ZM2 128H4L3 130H2ZM8 128H10V127H8V126H1L0 125V133H1V131L3 132V131H6V129H8ZM28 129V130H25V129ZM55 128H56V130H55ZM135 128V129H134ZM217 128V129H216ZM256 128V129H255ZM263 129V130H261V131H259V129ZM54 129V130H53ZM77 129H79V127L77 128ZM131 129V130H130ZM134 131H133V130ZM136 129H139V131L137 132L136 131ZM152 129V130H151ZM154 129V130H153ZM160 129V130H159ZM258 129V130H257ZM16 130V131H15ZM60 130V129H59ZM86 130V131H85ZM251 130V131H250ZM25 131V132H24ZM26 131H28V132H26ZM131 131H133V132H131ZM145 131V132H144ZM256 133H259V134H255V132ZM24 132V133H23ZM88 134H87V133ZM99 132V133H98ZM118 132H120V133H118ZM134 132H136L135 134H134ZM188 132V133H187ZM254 132V133H253ZM260 132H262V133H260ZM76 134H79L80 132H78V131H76L75 132ZM93 133V134H92ZM132 133V134H131ZM208 133L210 134V135H208ZM29 136H28V135ZM120 134V135H119ZM122 134V135H121ZM186 134V135H185ZM192 134H195V135H192ZM253 134V135H252ZM260 134H262V135H260ZM26 135H27V137H29L28 139H27V137H26ZM30 135H32V136H30ZM191 135V136H190ZM197 135V136H196ZM254 135H256V136H254ZM258 135H260L261 137H259L260 139L258 140ZM36 136H38L37 137V139L35 138ZM86 136H87V138H86ZM94 136V137H93ZM124 136H126V137H124ZM24 137V138H23ZM41 138V139H39L38 140V138ZM93 137V138H92ZM120 137H121V140H120ZM122 137H124V138H122ZM133 137V138H132ZM182 137H184L185 139H183ZM191 139H190V138ZM43 138V139H42ZM130 138H131V140H130ZM179 138V139H178ZM197 138H199V139H197ZM200 138H201V140H200ZM228 138V139H227ZM257 138V139H256ZM36 139V140H35ZM57 139V140H56ZM85 139H88L87 140V142H85ZM97 139V141L98 142H100L99 144H98V142L96 143V141L95 140ZM100 141H99V140ZM124 141H123V140ZM127 139H129V141L131 142L130 144H129V141L127 140ZM134 141H133V140ZM183 139V140H182ZM188 139V140H187ZM192 140V141H190V140ZM196 139H197V141H196ZM206 139V140H207ZM30 140V141H29ZM45 140V141H44ZM56 140V142H53V141H55ZM67 140V141H66ZM91 140V141H90ZM164 140V141H163ZM175 140H178V141H175ZM182 140V141H181ZM185 140H186V142H189V143H187V144H190V147H189V145L187 146V144H186V146L184 145L185 143H183V141L185 142ZM203 140V141H202ZM243 140V141H244ZM29 141V142H28ZM35 141V142H34ZM59 141V142H58ZM147 141V142H146ZM180 141L183 143H181L184 147H180L181 146V144H180ZM31 142V143H30ZM33 142H34V144H33ZM42 142H43V144H42ZM61 142V143H62ZM82 142V143H81ZM96 144H95V143ZM124 142V143H123ZM128 142V143H127ZM45 143V144H44ZM50 143V144H49ZM52 143V144H51ZM53 143L55 144H57L58 143V147L55 145V147H53L54 145H53ZM77 143H79L78 145H77ZM85 143H87V147H85ZM104 143V144H103ZM179 143V144H178ZM22 144V145H21ZM33 144V145H32ZM52 145V148H51V150H52V152H53V149L54 148H56V150L53 152V154L52 155H54V157L51 155V154H49L48 156H46V154H45V150L47 151V148L50 150V148L49 147H51V146H49V145ZM80 144H82V145H80ZM93 144H95V145H93ZM103 144V145H102ZM178 144V145H177ZM232 144H233V146H232ZM39 145H40V147H39ZM105 145V146H104ZM125 145V146H124ZM172 145H174V146H172ZM15 146V147H14ZM23 146V147H22ZM196 148H195V147ZM2 147V148H1ZM17 148L18 147V149L19 150H16L15 149V151H14V148ZM38 147V148H37ZM45 147V148H44ZM77 147H79V148H77ZM85 147V148H84ZM91 148V149H94V148ZM186 147V148H185ZM4 148H8L7 150L6 149H4ZM22 148V149H21ZM60 148V149H59ZM101 148V149H100ZM4 149V150H3ZM40 149V150H39ZM122 149H123V151H122ZM197 149V150H196ZM232 149V150H231ZM242 149V150H241ZM11 150V151H10ZM13 150V151H12ZM21 150V151H20ZM38 150V151H37ZM80 150V151H79ZM82 150H84V151H82ZM105 150V151H104ZM148 150V151H147ZM18 151H19V153H18ZM24 151H26L27 153H30V154H32V155H30V157H29V154H27V153H25ZM44 151V152H43ZM74 151L72 152V153H74ZM87 151H85V153H87ZM88 151V152H89ZM122 151V152H121ZM183 151L185 152V153H183ZM195 153H194V152ZM244 151V152H243ZM14 152V153H13ZM17 152V153H16ZM36 152V155L34 154ZM122 154H121V153ZM145 152V153H144ZM164 152V153H163ZM170 154H169V153ZM181 152V153H180ZM198 152V153H197ZM201 152V153H200ZM219 152V151H218ZM12 153V154H11ZM23 155H22V154ZM80 153V154H81ZM111 153V152H110ZM113 153H114V155H113ZM120 153V154H119ZM181 155H180V154ZM247 153V154H246ZM15 156H14V155ZM17 154H19V155H17ZM44 154H45V157H44ZM57 156H56V155ZM101 154V155H100ZM235 154V155H234ZM13 155V156H12ZM26 155L29 157V158H31V159H28L27 157H26ZM33 155H35V156H33ZM43 155V156H42ZM115 155H117V156H115ZM120 155H122V157H120ZM145 155V156H144ZM163 155V156H162ZM247 155H248V157H247ZM259 155H261V156H259ZM3 158H2V157ZM12 156V157H11ZM22 156V158H20ZM33 156V157H32ZM103 156V155H102ZM101 156V157H102ZM176 156V157H175ZM178 156V157H177ZM228 156H230V157H228ZM257 156H259V157H257ZM10 157V158H9ZM26 157V158H25ZM50 158V157H52V158H50V159H48V158ZM56 157V159H57V162H56V159H54ZM135 157H136V159H135ZM172 157V158H171ZM174 157V158H173ZM5 158H6V160H5ZM18 158H19V160H18ZM25 158V159H24ZM45 160H44V159ZM47 158V159H46ZM78 159H79V163H81V161H80V159L81 158H79V157H77ZM75 159V162H73L72 161V163L73 164H75L76 162V164H78V161H76V160H78V159ZM90 158V159H91ZM144 158V159H143ZM236 158H237V160H236ZM4 159V160H3ZM10 159H11V161H10ZM20 159H22L21 160V163L19 162L20 161ZM27 159H28V161H27ZM33 159L35 160V161H33ZM55 161H54V160ZM95 159V160H94ZM169 159H170V161H171V159H172V161L170 162L169 161ZM231 159V160H230ZM252 159V158H251ZM25 160V161H24ZM32 161V162H30V161ZM47 160V161H46ZM65 160V161H64ZM97 160V161H96ZM136 161V163H137V165L139 166H137L136 165V163H134V161ZM140 160V161H139ZM144 161V163H141V161ZM229 160H230V162H229ZM233 160V161H232ZM235 160H236V162L238 161V160H242L243 162H241V164L243 165V166H246L247 168H248V166L249 167H251L252 168V166L254 165V168H252V169H254V173H256L255 175L254 174H251V176L250 175H246L245 173H243V172H241V171H239V168L236 166V167H234L235 165V163L234 164H232L233 162H235ZM246 160H248L247 162H246ZM1 161H2V163H3V161H5L3 164L1 163ZM15 161H18L19 162V164H17V162H15ZM51 163H49V162ZM52 161L53 162H55L54 163V165H53V163H52ZM99 161V162H98ZM122 161V162H121ZM132 161V162H131ZM137 161H139V162H137ZM142 161V162H143ZM154 161V162H153ZM160 161V162H159ZM228 161V162H227ZM7 162V163H6ZM9 162V163H8ZM10 162H11V167H10ZM24 162V163H23ZM26 162V163H25ZM89 162H87V163H89ZM131 162V163H130ZM173 162V163H172ZM259 162V163H258ZM46 163V164H45ZM61 164L60 166H59V164ZM91 163H89V164H91ZM96 163V164H95ZM156 163H158L157 165H159V166H157L156 165ZM168 163V164H167ZM175 163V164H174ZM214 163V164H213ZM245 163V164H244ZM260 163H262V164H260ZM47 164H49V165H47ZM56 164V165H55ZM88 164V165H89ZM102 168H99V167H97L98 165ZM122 164V165H121ZM124 164H126V165H124ZM135 164V165H134ZM141 164V165H140ZM153 164H155L154 166H156L155 167V169L158 171V169L159 168H162L163 166L165 167V169H164V167L162 168V169H160V171H158V172H155V169H154V166H153ZM160 164H161V167H160ZM248 164V165H247ZM251 164V165H250ZM256 164V165H255ZM260 164V165H259ZM9 165V166H8ZM50 165H51V168H50ZM91 165H93V164H91ZM97 165V166H96ZM105 165H106V167H105ZM116 166V167H119V168H117V169H115L114 168V166ZM149 165V166H148ZM25 166V167H24ZM52 166H56L55 168L53 167L52 168ZM57 166H59V168L57 167ZM104 166V167H103ZM107 166H108V168H107ZM123 167V169L127 166V167H130L131 168V170L132 169H134L135 168V172H136V174H134L133 176H132V174H130L131 172L130 171H126L127 173H129V175L125 172V174H123V169H121V167ZM136 166L138 167V171L136 170L137 168H136ZM172 166V167H171ZM174 166H176V167H174ZM197 166V167H196ZM7 168V171H6V168ZM18 168L17 170L16 169H14V168ZM110 167V168H109ZM210 167H214L215 169L214 170H210V171H207ZM57 168V169H56ZM99 168V169H98ZM104 168H107L106 170L104 169ZM111 168H113V169H111ZM141 168V169H140ZM167 168V169H166ZM168 168L169 169H172V170H170V171H168V172H166L167 170H168ZM217 168V169H216ZM259 168V169H258ZM26 169V170H25ZM100 170V171H98V170ZM105 171H107V172H105ZM121 169V170H120ZM174 169V170H173ZM250 169V168H249ZM5 170V171H4ZM15 170H16V173H14L15 172ZM24 170V172H22ZM49 170H52V171H49ZM103 171V173H102V171ZM112 170H117L116 171V173L117 174H114V175H116V176H114L113 175V177H112V173H115V172H112ZM200 170V171H199ZM204 170V171H203ZM262 170V171H261ZM2 171H4L3 173H7V174H9V176L8 175H6V174H4V177H2L3 175H2ZM14 171V172H13ZM26 171H27V173H26ZM47 171H48V173H47ZM94 171H98V173L96 174V179L94 178V176H95V173H94ZM108 171H111V172H108ZM120 171H121V173L123 174H121L120 173ZM139 171H140V173H139ZM173 171V172H172ZM175 171V172H174ZM207 171V172H206ZM52 172V173H51ZM172 172V173H171ZM179 172V173H178ZM23 173V174H22ZM50 173V174H49ZM74 173V174H73ZM89 173H90V175H92L93 176V179H92V176H89ZM93 173V174H92ZM105 173V174H104ZM144 173H146V174H144ZM158 173V174H157ZM168 173H170L171 175H169ZM178 173V174H177ZM242 173V174H241ZM19 175V176H17V175ZM33 174L36 176V177H34L33 176ZM99 174H101V175H99ZM148 174V176L147 177H149V174H150V176H151V178L149 177V181L151 182H154V183H150L149 181H148V183H150L151 184V186L149 187V185L150 184H148L147 182H146V180H147V178H146V175ZM263 174V175H262ZM16 175V176H15ZM45 175V176H44ZM53 175V174H52ZM80 175V176H81ZM89 176V178H91L92 180H95V181H91V179L90 180H88L87 182H86V176ZM97 175H99V176H102V177H100V178H98V176ZM109 175H110V177H109ZM125 175H128V176H131V177H135V175H136V177H135V179L134 178H131V177H126ZM137 175H139L138 177H137ZM141 175H142V177L143 176H145V178L143 177L142 179H144L145 180V182H146V184L148 185V191H150V192H148V194L150 193L151 194V192H154V194L152 193V195L150 196V195H148V198L152 201V199H155V201L156 202H151L150 200V202L152 203V204H149V201H148V203H147V195H146V193L144 194V193H136V191H137V188L138 187H140V186H143V184L145 183L143 180H140L141 178H139V177H141ZM155 175H158V176H155ZM184 175V176H183ZM231 175L233 176V178H231ZM238 175V176H237ZM246 175V176H245ZM254 175V176H253ZM257 175V176H256ZM12 176V177H11ZM13 176H15V177H13ZM33 176V177H32ZM40 176H41V178L43 179V180H41V178H40ZM47 176H49V179L50 180H48V177ZM87 176V177H88ZM152 176H153V178H152ZM171 176H172V178H171ZM262 176V177H261ZM8 177V178H7ZM17 177V178H16ZM46 177V178H45ZM118 179H116V178ZM169 177V178H168ZM235 177V178H234ZM243 179H241V178ZM2 178V179H1ZM9 178H10V180H9ZM31 178H35L34 180L36 181L37 179H39L40 178V182H44V184L43 183H40L39 184V186H38V184H37V182H34V180L33 179H31ZM85 178V179H84ZM108 179V180H106V182H105V179ZM114 180H113V179ZM124 178V179H123ZM129 178H130V180H129ZM171 178V179H170ZM236 178H238V179H236ZM3 179H4V181H3ZM9 180V182L8 181H6L5 182V180ZM13 179H16V180H13V183H11L12 182V180ZM98 179V180H97ZM100 179V180H99ZM112 179V180H111ZM123 179V180H122ZM125 179L127 180L126 182H125ZM151 179H155L154 181L153 180H151ZM174 179V180H173ZM241 179V180H240ZM33 180V181H32ZM110 180H111V183H110ZM120 180V181H119ZM164 180V181H163ZM166 180V181H165ZM219 182H218V181ZM238 180V181H237ZM239 180H240V182H239ZM14 181H15V183H14ZM38 181V180H37ZM47 181H49L48 183H47ZM55 181H56V179H55ZM82 181H84V182H82ZM90 181V182H89ZM100 181V182H99ZM115 181H117V183H115ZM122 181H124L123 182V184L122 185H125L126 186V184H128V186H127V188H124L125 186H122V192H120V196H122V198H124L125 199V197L127 198V197H129V199L131 198V197H134V196H140L141 198H144V199H146V205H149L150 207H148L149 209L148 210H146L147 209V207L145 208V206L143 205L142 206V208L141 207H139V208H133V206L131 205V207H130V205L128 206V205H125V204H123V206L121 205H119L118 207H116L117 205L116 204H114L113 202H111V201H109L110 199H109V197L111 198V196H109V195H111L114 191V189L116 190V187H114V186H119L121 183H122ZM134 181V182H133ZM138 181V182H137ZM142 181V182H141ZM156 181H158V182H156ZM176 181V182H175ZM194 181V182H193ZM217 182V184H220L219 186L216 184V186H218V187H215V183ZM246 181V182H245ZM4 182V183H3ZM31 182V183H30ZM34 182V183H33ZM54 182V183H53ZM110 183V185L112 186V184L114 185V186H112L111 188H110V186H109V183ZM120 182V184H118ZM144 182V183H143ZM162 182H164V185L162 184V186H161V183ZM171 182H172V184H171ZM190 182H191V184H190ZM213 182V183H212ZM215 182V183H214ZM237 182H239V183H237ZM2 183V184H1ZM10 184V185H8V184ZM50 183H53L52 185L50 184ZM107 183V184H106ZM142 183V185H140ZM158 183V184H157ZM167 185H166V184ZM169 183V184H168ZM237 183V184H236ZM245 185H244V184ZM5 184V185H4ZM7 184V185H6ZM12 184V185H11ZM44 185V187H43V185ZM78 185V187H77V185ZM81 184V185H80ZM85 184V185H84ZM92 184V185H91ZM133 186H132V185ZM146 184H144L145 186H146ZM189 184V185H188ZM212 184H214L213 186H212ZM236 184V185H235ZM239 184H240V186H239ZM36 185V186H35ZM40 185H42V187H40ZM48 185V186H47ZM90 187H89V186ZM130 185L132 186V187H130ZM136 185H138V186H135ZM194 185V186H193ZM196 185V186H195ZM248 185V186H247ZM7 186H8V188H7ZM11 186V187H10ZM26 186V187H25ZM38 186V187H37ZM76 186V187H75ZM99 186V187H100ZM108 186H109V188H108ZM121 186V185H120ZM204 186V187H203ZM236 186V187H235ZM25 187V188H24ZM40 187V188H39ZM54 187V188H53ZM82 187V188H83ZM102 187V186H101ZM106 187V188H105ZM134 187V188H133ZM152 187V188H151ZM192 187V188H191ZM212 187H214V191H212L213 189H212ZM245 187V188H244ZM13 188H14V190H13ZM39 188V189H38ZM53 188V189H52ZM82 188H80V190H84V189H82ZM114 188V189H113ZM129 188V189H128ZM133 188V189H132ZM170 189V191H169V189ZM189 188V189H188ZM9 189V190H8ZM38 189V190H37ZM49 189H50V191H49ZM103 189V190H104ZM107 189H109V190H107ZM124 189H126V190H124ZM163 189V190H162ZM191 189V190H190ZM235 189V190H234ZM23 190H25V191H23ZM28 190V191H27ZM54 190V191H53ZM135 192H134V191ZM161 190V191H160ZM174 192H173V191ZM204 190V191H203ZM212 191V193H210L211 191ZM17 191H19V192H17ZM159 191H160V193L162 194V195H165L166 197L165 198H168L169 196V198H168V200L167 199H165L163 196H161V194L159 193ZM13 192V193H12ZM21 192V193H20ZM23 192H24V194H23ZM39 194H38V193ZM56 192V193H55ZM116 192V191H115ZM167 194H166V193ZM171 192V195H169V193ZM208 192V193H207ZM237 192V193H236ZM254 192H255V194H254ZM260 192V193H259ZM16 193V194H15ZM19 193V194H18ZM28 193L30 194V195H28ZM37 193V194H36ZM48 193H50V194H48ZM102 193V192H101ZM100 193V194H101ZM210 193V194H209ZM259 193V194H258ZM18 195L19 197L17 198L18 200H17V203L18 204H20V205H22V204H24V202H26L27 201V198L28 199H31V198H34V200L36 201V199L38 200V202H40V200L41 199H43L44 197H46V196H48V197H50L52 200V206L50 207V209L49 210H47L46 212H44V211H40V213L42 212L43 213V215L44 216H41L42 215V213H41V215L40 216H38V213H37V215H36V212L34 213V216H33V214L31 215V214H27V216L28 217H26L25 215L23 216L22 214H20V212H16V214H17V216H16V218H14V221L13 220H11L10 222L12 223H10V222H8V215H10L11 213H13L14 211H15V204L16 203H13V202H10L9 200H8V198L7 197H9L10 195ZM20 194H22V195H20ZM51 194H53V195H51ZM103 194V195H104ZM109 194V195H108ZM114 194V193H113ZM133 196H132V195ZM157 194H158V196H157ZM231 194H232V196H231ZM263 194V195H262ZM11 195V196H12ZM24 195V196H23ZM40 196V198H39V196ZM43 195V198H41V196ZM241 195V196H240ZM258 195H261V196H259L258 197ZM6 196V197H5ZM16 196H15V198H16ZM25 196H26V198H25ZM28 196V197H27ZM31 196V197H30ZM38 196V197H37ZM52 196V197H51ZM70 196V197H69ZM124 196V197H123ZM152 196H154L153 198H152ZM168 196V197H167ZM179 196H180V199H179ZM14 197V196H13ZM30 197V198H29ZM71 197L73 198V200L71 201ZM76 197V198H75ZM156 197H158L159 198V200H158V198H156ZM173 197V198H172ZM238 197V198H237ZM243 197V198H242ZM5 198V199H4ZM23 198V199H22ZM75 198V199H74ZM81 198V197H80ZM85 198V199H84ZM90 197H82L81 198V200H82V202H83V205L85 206L86 204H90V200H88ZM160 198L162 199V200H160ZM242 198V199H241ZM22 199V200H21ZM25 199V200H24ZM54 199V200H53ZM91 199V198H90ZM157 199V200H156ZM165 199V200H164ZM170 199V200H169ZM175 199V200H174ZM238 199V200H237ZM60 200H62V201H64L63 203H61L62 201H60ZM80 200V201H81ZM89 202H88V201ZM126 201L128 200V198L127 199H125ZM173 201H175V202H173ZM37 202V203H38ZM58 202V203H57ZM108 202H106V204H105V206L106 205H108L107 203ZM85 203V204H84ZM55 204H56V206H55ZM69 204V205H68ZM74 204V203H73ZM193 204H196V205H198L197 207H196V205H195V207L196 208H194V206H193V208H192V205ZM235 204V205H234ZM243 204V205H242ZM249 204V205H248ZM263 204V205H262ZM171 205V206H170ZM240 205V206H239ZM258 205V206H257ZM261 205V206H260ZM58 206V207H57ZM64 206V207H63ZM124 206H125V209H124ZM214 206H216L215 208H214ZM245 206V207H244ZM249 206V207H248ZM259 206H260V208H259ZM1 207H4V208H1ZM126 207H129V208H126ZM60 208V209H59ZM164 208V209H163ZM170 209V210H168V209ZM173 208V209H172ZM263 208V209H262ZM3 209H5V212H4V210ZM51 209H52V212H51ZM132 209H135L134 210V213H132L133 212V210ZM139 209V210H138ZM150 209H152V210H150ZM167 210V212H166V210ZM194 209H197V210H195V212H192ZM231 209V210H230ZM250 209V210H249ZM59 210H60V212H59ZM87 210V209H86ZM88 210V211H89ZM119 210V211H118ZM125 213L126 211H128L127 213V215H131V214H134V216L133 215H131V217H133V218H131V219H134L135 221H136V218L138 219V218H140L139 220H137V222L139 223V221H141V219H143L144 220V218L146 219V223H144V228L146 229L147 227H149V225H150V227L148 228V230H147V232H146V230L145 231H143V232H139V230L141 231V229H137V230H135V228H138V227H135L136 226V224H138V223H136L135 224V221L134 220H132L131 221V223H130V220L131 219H129L128 221H126V222H122L121 221V223L118 221V220H116V215H121V214H124V213H122V211ZM139 212H138V211ZM142 210H146V211H142ZM149 210L151 211V212H149ZM165 211V213H163L164 211ZM198 210L200 211V213H201V210H202V213L200 214L199 212H198ZM247 210V211H246ZM100 211V212H99ZM116 211H118V212H116ZM132 211V212H131ZM163 211V212H162ZM173 211V212H172ZM196 211H197V213H196ZM206 211V212H205ZM218 211V212H217ZM232 211V212H231ZM3 212V213H2ZM39 212V211H38ZM97 212V213H96ZM101 213V212H103V213H101L100 215H99V213ZM171 212H172V214H171ZM183 212V213H182ZM204 212V213H203ZM244 212V213H243ZM46 215H45V214ZM121 213V214H120ZM129 213H131V214H129ZM141 213H143L144 214V216H142L141 215ZM149 213V214H148ZM150 213H152V215L150 214ZM157 213V214H156ZM175 213H177V214H175L176 215V218H174L175 216H174V214ZM188 213H190L189 215H188ZM195 213L197 214V215H195ZM206 213V214H205ZM217 214L218 215V218H220L219 220H214V219H212L213 218V215L212 214ZM242 213V214H241ZM19 214V215H18ZM105 214H106V217H105ZM115 214V215H114ZM126 214V213H125ZM161 214H163V215H165V217H166V219H165V217L163 216L162 217V215ZM179 214H182V215H179ZM185 214V215H184ZM193 214V215H192ZM21 215V216H20ZM88 215V214H87ZM156 216V218H155V216ZM168 217H167V216ZM198 215H200V217H197ZM205 216V217H203L202 218V216ZM8 216V217H7ZM35 217L36 216V218H33V217ZM38 216V217H37ZM141 216H142V218H141ZM154 217V219L152 218V217ZM180 216L182 217V219L180 218ZM184 216H185V218H184ZM187 216H190V217H188V219H187ZM18 217H20V218H18ZM21 217H23V219H25V220H21ZM25 217V218H24ZM41 217V218H40ZM87 217H88V220H87ZM101 217H102V219H101ZM104 217V218H103ZM147 217V218H146ZM159 217L163 220V218H164V222H162V220L161 219H159ZM179 217V218H178ZM191 217H193V219L191 218ZM3 218V219H2ZM28 218V219H27ZM38 218V222H35V220ZM44 218V219H43ZM83 218V219H82ZM111 218H112V222H111ZM148 218H150V219H153V220H150V219H148ZM168 218H170V219H168ZM192 220H191V219ZM195 218V219H194ZM196 218H197V220H198V222L199 223H196L197 222V220H196ZM201 218H202V220H201ZM41 219H43V220H45V221H43V220H41ZM84 219H86V220H84ZM151 222H149L148 220ZM158 219V221L160 222H156V220ZM174 219H176V220H174ZM180 219V221L181 222H184L185 220H183V219H187V220H189V221H191V222H189L188 221V223L186 222V224H182L180 221L179 222H177L178 220ZM41 220V221H40ZM75 221V223H74V227H81V225L79 224V223H76V222H78V221ZM142 220V221H143ZM155 220V221H154ZM172 220V221H171ZM201 220V221H200ZM220 220L222 221V223L220 222ZM41 223H40V222ZM87 221V222H86ZM118 221V222H117ZM203 221V222H202ZM6 224H5V223ZM84 222L86 223V225H84ZM89 222V223H88ZM109 222V223H108ZM117 222V223H116ZM129 222V223H128ZM132 222H133V224H132ZM143 222H145V220L143 221ZM148 222V223H147ZM174 222V223H173ZM175 222H176V224H175ZM195 222V223H194ZM213 222H214V224H213ZM215 222H219V224H217V223H215ZM260 222H261V224H260ZM36 223H39V225H37L36 226V228H43V227H45V226H47V227H49L48 225H47V223L48 224H50V226H52V227H55V232L53 233V234H51V236H50V239H51V237H53L51 240L50 239H45V240H43L44 238L43 237H41V236H38L37 234H36V232L37 231H35L34 229H36L35 228V225H36ZM57 224V226H56V224ZM90 224L91 223V225H89V226H87L88 224ZM95 224V226H93L94 224ZM116 223V224H115ZM124 223V224H123ZM161 226V223H163L162 225H164V223L167 225L166 227H168V228H171V229H176V230H174L173 231V233L172 234H174V236H172V234L170 233V235H171V238H172V241L173 240H175V248H176V251H174L175 249H171V248H169V247H167V246H164V245H162V247H161V245H159L161 242H165V238L167 237V236H169V231L170 232H172V230H170V229H168L167 228V230H169V231H166V227H164L163 229L166 231H164V230H161L160 228L158 229V227H160V226H158V224ZM168 223V224H167ZM226 223V224H225ZM6 225V227H7V229L8 230H6V227H5V225ZM8 224V225H7ZM54 224H55V226H54ZM69 224V225H68ZM71 224V225H70ZM76 224V225H75ZM111 224V225H110ZM115 224V225H114ZM147 226H146V225ZM149 224V225H148ZM157 224V225H156ZM191 224V225H190ZM196 224V225H195ZM214 226H213V225ZM260 224V225H259ZM4 227H3V226ZM11 227H10V226ZM13 225V226H12ZM58 225L60 226V227H58ZM80 225V226H79ZM113 225V226H112ZM132 225V226H131ZM135 225V226H134ZM171 225V226H170ZM190 225V226H189ZM207 225V226H206ZM212 225V226H211ZM10 228H9V227ZM39 226V227H38ZM89 227V228H87V227ZM93 228H92V227ZM115 226V227H114ZM117 226V227H116ZM133 226H134V228H133ZM197 226V228H195ZM34 227V228H33ZM85 227V228H84ZM119 227V228H118ZM154 227H157V229L156 228H154ZM162 227V226H161ZM203 227V228H202ZM207 227H208V229H209V227L211 228V229H209L210 231H208V232H210L209 234H208V232H207V234H206V236L207 237H205L204 235L202 236L201 235V233H203V230H206L207 229ZM213 227V228H212ZM259 227L261 228V229H259ZM33 228V232L31 233L30 232V230ZM115 228V229H114ZM133 228V229H132ZM181 228H183V229H181ZM187 228V229H186ZM202 228V229H201ZM231 228H233V229H231ZM27 229V230H26ZM30 229V230H29ZM38 229H36V230H38ZM93 229V230H92ZM112 229V230H111ZM200 229V230H199ZM259 229V230H258ZM68 230H69V233H68ZM71 230V231H70ZM90 230L92 231V232H90ZM94 230H96V231H94ZM116 230H119L120 232H118V231H116ZM134 230V232H132V231ZM152 230V233H150V231ZM155 230V231H154ZM158 230V231H157ZM180 230H184L183 232L182 231H180ZM185 230H187V231H185ZM190 230V231H189ZM201 230H202V232H201ZM231 230H233V231H231ZM9 231V232H8ZM98 231V232H97ZM105 231V233L106 234H103V232ZM114 231V232H113ZM164 232V234L162 233V232ZM181 232V234H182V236H181V234H180V232ZM200 233H199V232ZM228 231H229V233H228ZM230 231H231V234H230ZM246 231H248V233L250 232V234L251 235H253L254 237H251L250 238V240L248 239V237H241L240 238V236L242 235V236H244V234L243 233H247ZM262 233H261V232ZM27 232V233H26ZM57 232V233H56ZM112 232V233H111ZM131 232V233H130ZM176 232V233H175ZM177 232H178V236H177ZM189 232H191V233H188ZM198 232V233H197ZM260 232V233H259ZM31 233V234H30ZM36 235H35V234ZM89 233L90 234H92V235H89ZM108 233H109V235H108ZM142 233V234H141ZM144 233V234H143ZM156 233V234H155ZM195 233V234H194ZM241 233V234H240ZM258 233V234H257ZM8 234H10V235H8ZM104 236V237H102V235ZM111 234H113V235H111ZM126 234V235H128L129 234V237L130 238H132L133 236L135 237H133V241L130 243V240L128 241L129 242V244H126V238H129V237H125L124 235ZM154 234V235H153ZM159 234H160V236H162V237H159ZM176 234V235H175ZM192 234H194V235H196V236H194V235H192ZM199 234V235H198ZM231 236H230V235ZM239 234V235H238ZM262 234V235H261ZM70 235V236H69ZM72 235V236H71ZM106 235V236H105ZM118 235V236H117ZM122 235V236H121ZM131 235V236H130ZM140 235V236H139ZM144 235V236H143ZM184 235V236H183ZM189 235V236H188ZM191 235V236H190ZM228 235V236H227ZM235 235V236H234ZM9 236H10V238H9ZM31 237V238H29V237ZM58 236V237H57ZM92 236H94V237H92ZM101 236V237H100ZM110 237V239H109V237ZM113 236V237H112ZM118 238H117V237ZM154 236V237H153ZM180 236V237H179ZM210 236H211V238H210ZM215 236V237H214ZM234 236V238H232ZM5 237V236H4ZM33 237V238H32ZM97 237V238H96ZM100 237V238H99ZM106 237V238H105ZM123 237V238H122ZM140 237H142V238H140ZM194 237H196L198 240H199V242H198V240L197 239H195V240H197V242H194ZM232 238V239H234V241L236 242V243H234V248H232V249H229L228 251L227 250H222V251H220L221 252V254L222 253H225L226 251V253H225V255L224 254H220L219 252H218V256H215L216 255V253H215V255H214V258H213V255H209L210 256V258H209V256H207L208 255V252L210 251V250H213V251H215L214 249H216V248H214L213 249V247H215V243H217V245L219 244V241H220V244L221 243H223L222 242V240H224L225 239V241L226 240H228L229 238ZM236 237H238V238H236ZM9 238V239H8ZM27 238H29V239H27ZM34 238L37 240L38 238H40V239H38L37 241H39V243L37 242L36 244H37V246H40L41 245V248L43 249V250H47V249H49V250H47L48 251V253H47V251L45 250V251H43L42 252V255H40V252H41V248L39 247V249H41V250H39V249H37L38 247L34 244V242H36V240H34ZM129 238V239H130ZM162 238H164V240L162 239ZM186 238H188V239H186ZM202 238V239H201ZM205 238V239H204ZM207 238H208V240H207ZM230 238V239H231ZM11 239V240H10ZM15 239H16V237H15ZM31 239H32V241H31ZM41 239H42V241H45V242H42L41 241ZM77 239H78V237H77ZM121 239V240H120ZM126 239V240H125ZM145 239H147V240H145ZM185 239V240H184ZM200 239H201V242H200ZM210 239H211V241H210ZM212 239H216V242H215V240H212ZM241 239V240H240ZM243 239V240H242ZM28 240V241H27ZM61 240H63V242L61 241ZM97 240V241H96ZM99 240V241H98ZM100 240H101V242H103V244H100L101 242H100ZM102 240H104V241H102ZM122 240H125L124 242L122 241ZM132 240V239H131ZM149 240H151L150 241V244H148L149 242ZM152 240H154V241H152ZM161 240V241H160ZM178 240H179V242H178ZM236 240H238V241H236ZM249 240V241H248ZM11 241V242H10ZM41 241V242H40ZM49 241H51V242H49ZM54 241V242H53ZM74 241V240H73ZM106 241V242H105ZM160 241V242H159ZM183 241V242H182ZM188 241V242H187ZM192 241V242H191ZM202 241L204 242L203 244H202ZM209 241V242H208ZM218 241V242H217ZM252 241V242H251ZM0 242V243H1ZM22 242V241H21ZM48 242V243H47ZM95 242V243H94ZM152 242V243H151ZM208 242V243H207ZM238 242V243H237ZM43 243H44V245H43ZM47 243V244H46ZM51 243V244H50ZM125 243V244H124ZM156 243V244H155ZM188 243H189V245H188ZM191 243H194V244H191ZM197 243H200V244H198V246L200 245V248H201V245H203V246H205L203 249H205L206 251L207 250H209V251H207V252H205L203 255H201V254H199L200 252H201V250L200 251H197L196 249H197V247H195L196 245H197ZM210 243H212V244H210ZM245 243V244H244ZM13 244H15V245H13ZM148 244V245H147ZM177 244V245H176ZM179 244V245H178ZM190 244H191V246L195 249V250H193V252H192V247L190 246ZM205 244V245H204ZM207 244V245H206ZM239 244V245H238ZM247 244V245H246ZM2 245V243L0 244V246ZM30 245V246H29ZM91 245V246H90ZM183 245V248H184V250H183V252L181 251V246ZM187 245L189 246L188 248H187ZM216 245V246H217ZM244 245H246V246H244ZM3 246V247H4ZM25 246V247H24ZM29 246V247H28ZM85 246V247H84ZM98 246V247H97ZM179 246V247H178ZM202 246V247H203ZM212 247L211 249H210V247ZM243 246H244V249H243ZM264 246V245H263ZM2 246H1V248L0 249H2L3 248ZM16 247V248H15ZM28 247V248H27ZM87 247V248H86ZM94 247V248H93ZM95 247H97L96 249L97 250H94V251H92V249H95ZM145 247H146V249H145ZM177 247H178V249H177ZM191 247V248H190ZM5 248V247H4ZM13 248H15L14 250H13ZM52 248V249H51ZM54 248V249H53ZM91 248V249H90ZM99 248V249H98ZM128 248V249H127ZM169 248V249H168ZM182 248V249H183ZM236 248V249H235ZM122 249V250H123ZM171 249V250H170ZM258 249V248H257ZM261 249V250H260ZM55 250H57V249H55ZM178 250V251H177ZM190 250V251H189ZM50 251V252H49ZM96 251V252H95ZM172 251H174V252H172ZM181 251V253H179ZM238 251V252H237ZM57 252H58V254L60 255V257H59V255H57ZM104 252V253H103ZM187 252V253H186ZM195 252V253H194ZM230 252V253H229ZM255 252V253H254ZM260 252H262V253H260ZM20 253V252H19ZM64 253H66V254H64ZM68 253H70V252H68ZM135 253V252H134ZM133 253V255H138V253H135L134 254ZM153 253V254H152ZM171 253V254H170ZM173 253V254H172ZM179 253V254H178ZM234 253H236V254H234ZM248 253V254H247ZM253 253L255 254V255H253ZM45 254V255H44ZM131 254V253H130ZM157 254V255H158ZM181 254V255H180ZM190 254V255H189ZM198 254V255H197ZM230 256H229V255ZM233 254V255H232ZM240 254V255H239ZM16 255V256H17ZM25 255H27V257L25 256ZM28 255L29 256H34V257H37L36 259H37V261L35 260V261H32L31 260V262H29L30 260L29 259H26V258H29L28 257ZM50 255L51 256H53V255H57L55 258H51V259H48V257L47 256H49L50 257ZM65 255H67V256H64ZM69 255V256H68ZM77 256L75 259H73V257H75V256ZM167 255V256H166ZM169 255V256H168ZM179 255V256H178ZM193 255H195V258H197L198 256V259H196V261L194 260L193 261V259H195L194 257H193ZM219 255H220V257L222 256V257H224L223 259H220V257H219ZM224 255V256H223ZM229 257H228V256ZM259 255V256H258ZM23 256H25V261H24V257ZM63 256V257H62ZM197 256V257H196ZM225 256L227 257V258H225ZM242 256V257H241ZM247 256V257H246ZM251 256H252V260H251ZM23 257V258H22ZM47 257V258H46ZM166 257L168 258H171V260L168 258V259H166ZM181 257H183V258H181ZM207 259H206V258ZM219 257V258H218ZM221 257V258H222ZM230 257H232V258H230ZM254 257V258H253ZM21 258H22V260H21ZM39 258H40V260H39ZM41 258H44V259H42L41 260ZM78 258H79V260H78ZM89 259V261H88V259ZM124 258V257H123ZM177 258V259H176ZM186 258V259H185ZM189 258V259H188ZM193 258V259H192ZM204 258V259H203ZM243 259L242 260V262L245 260V262L244 263H242L241 261H236V260H238V259ZM20 262H16L17 260ZM106 261H105V260ZM110 259V260H109ZM118 259H120V260H123L122 259V256H120ZM118 259H116V260H118ZM166 259V260H165ZM200 259V260H199ZM224 259H227V262L226 263H223V261H224ZM260 259V260H259ZM16 260V261H15ZM21 260V261H20ZM46 262H45V261ZM87 260V261H86ZM186 260V261H185ZM214 260V261H213ZM216 260V261H215ZM218 260V261H217ZM220 260H222V261H220ZM229 260V261H228ZM231 260V261H230ZM248 260V261H247ZM259 260V261H258ZM51 261V262H50ZM55 261V262H56ZM65 261V262H64ZM68 261V260H67ZM79 261V262H78ZM87 263H86V262ZM143 262L142 263H136V264H147V262L146 261H144V260H142ZM169 261V262H168ZM170 261H172V262H170ZM254 261V260H253ZM252 261V263H254ZM256 261H258V262H256ZM14 262V263H13ZM45 262V263H44ZM55 262H53V263H55ZM103 262V263H102ZM168 262V263H167ZM196 262V263H197ZM203 262V263H202ZM209 262V263H208ZM220 262V263H219ZM222 262V263H221ZM238 262V263H237ZM67 263V262H66ZM68 263H69V261H68ZM67 263V264H68ZM70 263V264H71ZM152 263H153V261H152ZM195 263V264H196ZM0 264H5L4 262H1L0 261ZM56 264H58V262H56ZM149 264H151V263H149ZM160 264V263H159Z\"/></svg>",
  "mask_w": 264,
  "mask_h": 264
},
{
  "label": "bare ground",
  "instance_id": "6f19581e",
  "mask_svg": "<svg viewBox=\"0 0 264 264\" xmlns=\"http://www.w3.org/2000/svg\"><path fill=\"white\" fill-rule=\"evenodd\" d=\"M3 1H4V0H3ZM9 1H11V0H9ZM14 1H16V0H14ZM18 1H19V0H18ZM38 1H39V0H38ZM44 1H45V0H44ZM44 1H43V2H44ZM74 1H75V0H74ZM77 1H78V0H77ZM79 1L81 2V3L78 2V3H80V4L87 3L86 0H79ZM87 1H88V0H87ZM120 1H121V0H120ZM131 1H132V0H131ZM131 1H130V2H131ZM139 1H142V0H139ZM139 1H138V2H139ZM145 1H146V0H145ZM145 1L143 2L144 4H145ZM148 1H149V0H148ZM151 1H152V0H151ZM151 1H149V2L151 3V5L153 4V5H152L153 7H152V6H151V7L148 6V8H149V7H150V8H156V7H154V5H158V2H159V1L157 2V1L154 0L157 4L154 3V2L152 3ZM209 1H210V0H209ZM209 1H208V2H209ZM211 1H213V0H211ZM225 1H226V0H225ZM225 1H224L223 3H225ZM228 1H229V0H228ZM236 1H237V0H236ZM239 1H240V0H239ZM245 1H247V0H245ZM245 1H243V3H244ZM253 1H257L258 3H259V1H260L261 6H262V10L260 9V11H264V9H263V8H264V0H253ZM6 2H7V3H6ZM6 2H5V1H4V2H2V1L0 2V11H1V12L3 11V12H2V15H4V13L6 14V13L9 12V14H7V15H8L9 17H11V18H9V19H10V22H11L12 15H13L14 12L17 11V10H11V9L14 8V6H13V8H12V5H10V3H9L8 1H6ZM11 2H12V1H11ZM47 2H48V1H47ZM51 2H54L55 4L53 3L54 6L51 5V6H52V9H51V10L48 9L47 11H49V12L51 11V12H50V16H52L53 18L55 17V19L52 20V23H51V22H47L48 24H42V22L44 21V19H43V21L40 23V24H42V26H41V25H38V22H36L37 20H36L35 22H32V23L27 24V22L25 21V19L27 20L28 18H30V19H33V18L28 17V16H26V18H25V17H21L20 14L18 15L17 18L14 19V21H15L16 23H21V24L23 23V24H22V25L24 26L23 29L26 28V26H27V28L30 27V29L32 28V30L34 29V30L38 31V33L41 32L42 35H47V34H49V36H52L50 39H51V40L53 39L52 41H54L55 36H59V35H60L59 33H66V31L68 30V29L66 30V29L63 28L62 26H63V25L65 26V24H67L68 22H69L68 24H72V23H70V22H74V23H76V22L73 21L72 19H73V18H77L78 15H77V17H73V16H72V17H73L72 19L70 18L71 16H68L70 19H69V21L66 23V21H67L66 17H67V16L65 15V16H66L65 18L60 17V16H62L61 13H60V12H59V13H58V12H55V9L57 10V7H58L59 5H60V6H61V5L64 6V5L66 4V6H67V3H65V2L62 1V0H51V1H49V3H51ZM107 2H108V1H107ZM107 2H106V3H107ZM113 2H114V1H113ZM113 2H112V3H113ZM130 2H129V3H130ZM132 2H134V1H132ZM136 2H137V1H136ZM138 2H137V3H138ZM167 2H168V1H167ZM196 2H198V1H196ZM208 2H207V3H208ZM214 2H215V1H214ZM229 2H231L232 5H233V2H232V1H229ZM240 2H241V1H240ZM247 2H248V1H247ZM249 2H250V0H249ZM26 3H30V2H29L28 0H21V4L19 3V5H18L17 8H19V7L22 6V5H23V6H24V5H27ZM88 3H89V2H88ZM88 3H87V4H88ZM109 3H111V2H109ZM119 3H120V2H119ZM129 3H128V4H129ZM150 3H148V4H150ZM194 3H195V2H194ZM198 3L201 4L202 2H201V3L198 2ZM198 3H197V4H198ZM203 3H205V4H204V5H200V8H201L202 6L205 7V5H206L205 9H204V7L201 8V9H198L199 6H197V4H196V8H195V6H194V9L192 8V10H194V13H192V14L194 15V17H197V16H201V17H202V15H201V14H203L202 12H208V9H209V8L207 7V3H206V1H205V2L203 1ZM211 3L213 4V2H211ZM226 3H228V2H226ZM241 3H242V2H241ZM243 3H242V4H243ZM245 3H246V2H245ZM251 3H252V2H251ZM254 3H255V2H254ZM254 3H253V5H255ZM11 4L15 5V3H11ZM73 4H74V3H73ZM75 4H76V3H75ZM75 4H74V5H75ZM93 4H94V3H93ZM93 4L91 3V5H93ZM95 4H97V3L95 2ZM95 4H94V6H95ZM115 4H116V3H115ZM122 4H123V3H122ZM128 4H127V5H128ZM134 4H135V3H133V5H134ZM144 4H142V2H141V5H140V6H144ZM160 4H161V3H160ZM188 4H190V3H188ZM208 4H209V3H208ZM217 4H218V3H217ZM229 4H230V3H229ZM229 4H228V5H229ZM248 4H249V3H248ZM28 5H29V4H28ZM35 5H36V4H35ZM48 5H50V4H48ZM69 5H72V3H70ZM78 5H79V4H78ZM97 5H98V4H97ZM106 5H107V4H106ZM118 5H119V4H118ZM133 5H132V6H133ZM183 5H184V4H183ZM185 5H186V3H185ZM249 5H250V4H249ZM256 5H257V4H256ZM256 5H255V7H256ZM259 5H260V4H259ZM40 6H41V5L39 4L38 8H39ZM83 6H84V4H83ZM94 6H92L93 8H92V7H91V8L95 10V13H96V11H97V13L99 14L97 8H99L100 5H98L99 7H96V6H95L96 8H95ZM107 6H108V5H107ZM109 6H110V4H109ZM140 6H139V3H138V7H139V8H140ZM187 6L189 7V6H191V5H187ZM187 6H184V7H187ZM210 6H211V5H210ZM237 6H238V4H237ZM30 7H31V6H30ZM73 7H74V6H73ZM81 7H82V6H81ZM89 7H90V4H89ZM89 7H85V8H87V10H88ZM112 7H114V4L112 5ZM112 7H111V10H112ZM116 7H117V5H116ZM116 7H114V8H116ZM118 7H119V8L121 7V9H120V11H121V10H122V7H124V6L121 5V6H118ZM118 7H117V8H118ZM144 7H146V5H145ZM144 7H141V8H144ZM188 7H187L186 9L189 10ZM197 7H198V8H197ZM222 7H223V6H222ZM257 7H258V6H257ZM259 7H260V6H259ZM259 7H258V8H259ZM35 8L37 9V5L35 6ZM78 8H79V7H78ZM82 8H84V7H82ZM117 8H116V10H117ZM119 8H118V9H119ZM127 8H128V7H127ZM129 8H132V7L129 6ZM129 8H128V9H129ZM207 8H208V9H207ZM15 9H16V8H15ZM24 9H26V8H24ZM30 9H31V8H30ZM41 9H42V8H41ZM41 9H40V10H41ZM44 9H46V8H44ZM58 9H60V8H58ZM61 9H62V8H61ZM74 9H76V8H74ZM74 9L71 7V11H70V8H69V11L72 13V11H74ZM89 9H90V8H89ZM92 9H91V10H92ZM99 9H100V8H99ZM108 9H110V8L108 7ZM125 9H126V8H125ZM146 9H147V8H146ZM156 9H157V8H156ZM186 9H185V10H186ZM202 9H203V10H202ZM206 9H207V10H206ZM241 9H242V8H241ZM22 10H23V9H22ZM22 10H21V11H22ZM32 10H33V9H32ZM66 10H68V9H66ZM111 10H109V11H111ZM126 10H127V9H126ZM130 10H131V9H130ZM141 10H142V9H141ZM148 10H149V9H148ZM229 10H230V9H229ZM231 10H232V9H231ZM253 10H255V9H253ZM253 10H252V12H254ZM257 10L259 11V9H257ZM257 10H255V11H257ZM10 11H11L12 13H11ZM13 11H14V12H13ZM23 11H24V10H23ZM27 11H28V10H27ZM27 11H25V12H23V13H26ZM42 11H43V9H42ZM47 11H45V12L47 13ZM62 11L65 12L64 10H62ZM77 11H78V10H77ZM88 11H90V10H88ZM92 11H93V10H92ZM117 11H118V10H117ZM117 11H116V12H117ZM120 11H119V12H120ZM127 11H128V10H127ZM133 11H134V10H133ZM144 11L146 12V10H144ZM29 12H30V10H29L27 13H29ZM38 12H39V11H38ZM40 12H41V11H40ZM40 12H39V13H40ZM45 12H44V13H45ZM49 12H48V13H49ZM83 12H84V11H83ZM83 12H82V13H83ZM111 12H114V11L112 10ZM124 12H125V11H124ZM129 12H130V14L128 13V15H132V14H133L132 11H129ZM180 12H181V11H180ZM191 12H192V11H191ZM233 12H234V11H233ZM16 13H17V12H16ZM18 13H19V10H18ZM18 13H17V14H18ZM36 13H37V12H36ZM71 13H69V14H71ZM75 13H76V11H75ZM85 13H87V12H84V15H85ZM88 13H90V12H88ZM95 13L93 12L91 15H90V14L87 15V16H85V17H86V18H85V17H83L84 15L81 16V15H80L81 12H79V16H80L79 19L82 21V23H89L90 21H94V22H95V21H97V20H99V19H102V18H103L102 20H104L105 17H106V15H105V16H100V15L98 16L97 13H96V14H95ZM114 13H115V12H114ZM117 13H118V12H117ZM120 13H121V12H120ZM148 13H149V12H148ZM11 14H12V15H11ZM34 14H35V13H34ZM42 14H43V12H42ZM51 14H52V15H51ZM63 14H65V13H63ZM73 14H74V13H73ZM73 14H72V15H73ZM77 14H78V13H77ZM107 14H108V13H107ZM123 14H124V13H123ZM207 14H208V13H207ZM224 14H225V13H224ZM224 14H223V16H224ZM231 14H233V13H231ZM248 14H249V13H248ZM252 14H253V16H251L252 18H253V17L255 18V17L258 16V15L256 16V13H255V14L252 13ZM261 14H262V13H261ZM263 14H264V12H263ZM10 15H11V16H10ZM15 15H16V14H15ZM15 15H13V17H14ZM28 15L30 16V14H28ZM31 15H33V14L31 13ZM75 15H76V14H75ZM128 15H127V16H128ZM133 15H134V14H133ZM179 15H180V14H179ZM179 15H178V16H179ZM229 15H230V14H229ZM16 16H17V15H16ZM19 16H20V17H19ZM23 16H25V14H23ZM43 16H45V15H43ZM43 16H41V17L43 18ZM108 16H109V15H108ZM108 16H107V17H108ZM122 16H123V15H122ZM122 16L119 15L120 18H121ZM136 16L138 17V16H140V15H139V14H138V15L136 14ZM136 16H135V18H136ZM146 16H147V15H146ZM174 16H175V15H174ZM174 16H173V17H174ZM191 16H192V15H191ZM225 16H226V15H225ZM225 16H224V17H225ZM232 16H233V15H232ZM236 16H237V15H236ZM240 16H241V15H240ZM240 16H239V17H240ZM242 16H243V15H242ZM246 16H247V15H246ZM246 16H245V17H246ZM259 16H260V15H259ZM262 16H264V15H262ZM262 16H260V17H262ZM6 17H7V16H6ZM6 17H2L1 20L5 19ZM33 17H34V15H33ZM46 17H47V16H46ZM52 17H51V18H52ZM111 17H112V16H111ZM113 17H114V16H113ZM115 17H117V16H115ZM128 17H129V16H128ZM224 17H223V18H224ZM228 17H229V16H228ZM233 17H234V16H233ZM248 17H249V16H247V18H248ZM39 18H40V17H39ZM49 18H50V17H49ZM122 18H123V17H122ZM132 18H134V17H132ZM132 18H131V19H132ZM176 18H177V17H176ZM179 18H180V17H179ZM225 18H227V17H225ZM229 18H231V16H230ZM234 18H236V17H234ZM242 18H243V17H242ZM262 18H263V17H262ZM6 19L9 21L8 18H6ZM34 19H35V18H34ZM77 19H78V18H77ZM107 19H109V17H108ZM107 19H105V20H107ZM117 19H118V18H117ZM142 19H143V18H142ZM142 19H139V20L141 21ZM177 19H178V18H177ZM194 19H195V18H194ZM227 19H228V18H227ZM239 19H241V18H239ZM243 19H244V18H243ZM243 19H241V20H243ZM245 19H246V18H245ZM249 19H251V18H249ZM255 19H256V18H255ZM255 19H253V20H254V23H255V21H257V20H255ZM7 20H4V22H1V23H0V28H1V31H0V32H1V33H4V34H2V37H0V53H1V51H2V52H3V51H6V52L8 51V50H6V49H7V47H6L7 45H5L6 42L4 43V41H5L4 38H5V39H6V38H10V35H12L13 33H16V34H18V35L20 36V34L22 35V33H23L24 30H25V29H24V30H23V29H22V30H21V29L15 30V29H17V27L15 28V26H13V25H11V26L9 25V26H8L7 24H9V22L6 23ZM105 20H104V21H105ZM119 20H120V19H119ZM128 20H129V18H128ZM132 20H133V19H132ZM146 20H148V19H146ZM173 20H174V19H173ZM180 20H181V19H180ZM221 20H222V18H221ZM221 20H218L219 23H218V22H217V23H218V24L222 23ZM236 20L238 21V18H236ZM236 20H235V21H236ZM246 20H247V19H246ZM259 20H261V18H259ZM12 21H13V20H12ZM29 21H30V20H29ZM29 21H28V22H29ZM107 21H109V20H107ZM107 21H106V22H107ZM114 21H115V19H114ZM191 21H192V20H191ZM222 21H223V20H222ZM250 21L252 22V20H250ZM97 22H98V21H97ZM97 22H95V24H96ZM102 22H103V21H102ZM138 22H139V21L137 20V23H138ZM193 22H194V21H193ZM196 22H197V21H196ZM242 22H243V21H241V23H242ZM244 22H245V21H244ZM247 22H248V20H247ZM259 22H260V21H259ZM259 22H258V23H259ZM263 22H264V20H263ZM74 23H73V24H74ZM92 23H93V22H92ZM103 23H104V22H103ZM126 23H127V22H126V21L124 22V20H120V21H116V22H112V21H111L110 24L107 23V24H109V25L106 24L107 27H106L105 29H104V27H103L104 30L102 29L103 31L101 32V36H102L101 38H103L105 41H106V39H108V42H109L110 40H112V39H113V40H114V39H115V40H118L120 37L123 38V32H122V36H120V35H121V31H120V30H123L122 28H123L125 25H127ZM133 23H136L135 20H134ZM143 23H144V22H143ZM146 23H147V22H146ZM169 23H170V21H169ZM174 23H175V22H174ZM183 23H184V22H183ZM200 23H201V22H200ZM249 23H250V22H249ZM256 23H257V22H256ZM256 23H255V26H256ZM261 23H262V21H261ZM68 24H67V25H68ZM77 24H78V23H77ZM89 24H90V23H89ZM89 24H87V25H88L87 27H84V26H83V28H88V27H89L88 29H89V31L92 33V31L90 30V28H91L90 26H92V25H89ZM104 24H105V23H104ZM124 24H125V25H124ZM129 24H130V26H131L132 22H129ZM141 24H142V21H141ZM172 24H173V23H172ZM178 24H179V23H178ZM186 24H187V23H186ZM192 24H193V23H192ZM192 24H191V25H192ZM209 24H211V23L209 22ZM242 24L244 25V23H242ZM245 24H247V23L245 22ZM259 24H260V23H259ZM259 24H258V25H259ZM263 24H264V23H262V26H264ZM5 25H7V27H6ZM79 25H80V22H79ZM79 25H78V26H79ZM93 25H94V24H93ZM132 25H134V24H132ZM138 25H140V23H138ZM151 25H152V24H151ZM184 25H185V24H184ZM191 25H190V26L187 25V26H188V27H191ZM202 25H203V24H202ZM247 25H248V24H247ZM258 25H257V26H258ZM4 26H5V27H4ZM76 26H77V25H76ZM78 26H77V27H78ZM97 26H98V25H97ZM135 26H137V24H135L134 27H135ZM149 26H150V25H149ZM173 26H174V25H173ZM199 26H200V25H199ZM203 26H204V25H203ZM219 26L222 27L221 25H219ZM255 26H254V27H255ZM3 27H4V28H3ZM66 27H67V26H66ZM71 27H72V25L70 26L69 30L71 29ZM73 27H75V26H73ZM80 27H81V29H82V26H80ZM80 27H79V28H80ZM95 27H96V26H95ZM132 27H133V26H132ZM137 27H138V26H137ZM140 27H141V26H140ZM147 27H148V25H147ZM175 27H176V26H175ZM194 27H195V26H194ZM204 27H205V26H204ZM207 27H208V25H207ZM215 27H216V26H215ZM238 27H240V26H238ZM245 27H247V26H245ZM259 27H260V26H259ZM191 28H193V25H192ZM191 28H189L190 30H187L188 28L186 29V27H184V26L182 25V23H181V26H179V30H178V31H180V32H185V33L187 34V33H188L187 31H191ZM199 28H200V27H199ZM224 28H225V27H224ZM243 28H244V27H243ZM243 28H242V29H243ZM64 29H65V30H64ZM75 29H76V27H75ZM96 29H97V28H96ZM96 29H95V30H96ZM127 29H128V28H127ZM130 29H131V27H130ZM148 29H149V28H148ZM150 29H151V27H150ZM153 29H154V28H153ZM209 29H210V28H209ZM219 29H220V28H219ZM226 29H227V28H226ZM262 29H263V28H262ZM27 30H28V29H27ZM77 30H78V29H77ZM85 30H86V29H85ZM133 30H134V29H133ZM145 30H146V28H145ZM145 30L142 32V34H144V35H145V33L147 32V31H145ZM160 30H161V29H160ZM162 30H163V29H162ZM251 30H252V29H251ZM254 30H255V29H254ZM96 31H97V30H96ZM123 31H124V30H123ZM148 31H149V30H148ZM222 31H224V30H222ZM226 31H227V30H226ZM226 31L223 32V33H226ZM30 32L32 33V31H30ZM78 32H79V31H78ZM80 32H81V31H80ZM84 32H85V31H84ZM98 32H100V31H98ZM119 32H120V33H119ZM135 32H136V31H135ZM158 32H159V31H158ZM180 32H179V33H180ZM194 32H196V31H194ZM194 32H193V33H194ZM219 32H220V31H218V34L221 33V32H220V33H219ZM232 32H233V31H232ZM260 32H261V31H259V33H260ZM69 33H70V32H69ZM82 33H83V31H82ZM85 33H86V32H85ZM87 33H88V30H87ZM147 33H149V32H147ZM147 33H146V35L144 36V37H146V38H147V36H148ZM171 33H172V32H171ZM191 33H192V32H191ZM196 33H197V32H196ZM250 33H251V32H250ZM254 33H255V31H254ZM254 33H253V35L256 34V33H255V34H254ZM259 33L257 34L258 36H260ZM261 33H262V32H261ZM71 34H72V33H71ZM73 34H76V33L74 32ZM88 34H90V33H88ZM88 34H85V35H88ZM125 34H126V33H125ZM149 34H150V33H149ZM153 34H154V33H153ZM164 34H165V33H164ZM172 34H173V33H172ZM14 35H15V34H14ZM14 35H13V36H14ZM38 35H39V34H38ZM38 35H37V36H38ZM68 35H69V34H68ZM94 35H95V33H94ZM99 35H100V33H99ZM127 35H128V34H127ZM151 35H152V34H151ZM159 35H160V34H159ZM161 35H162V34H161ZM223 35H224V34H223ZM257 35H255V37H256ZM31 36H32V35H31ZM31 36L29 37V40H30V41H31ZM33 36H34V35H33ZM81 36H82V34H81ZM124 36H126V35H124ZM140 36H142L141 33H140ZM152 36H153V35H152ZM152 36H151V37H152ZM154 36H155V35H154ZM154 36H153V37H154ZM166 36H167V35H166ZM174 36H175V35H174ZM178 36H179V35H178ZM185 36H186V35H184L182 38H184ZM218 36H219V37H222V33H221L220 35H218ZM232 36H233V35H232ZM232 36H231V37H232ZM258 36H257V37H258ZM16 37H17V36H16ZM16 37H15V38H16ZM39 37H40V36H39ZM43 37H46V36H43ZM47 37H48V36H47ZM84 37H85V36H84ZM96 37H97V36H96ZM142 37H143V36H142ZM142 37H141V38H142ZM149 37H150V35L148 36V38H149ZM157 37H158V36H157ZM223 37H224V36H223ZM223 37H222V38H223ZM225 37H226V35H225ZM231 37H230V38H231ZM233 37H234V36H233ZM238 37H239V36H238ZM251 37H252V35H251ZM257 37H256L255 40H257ZM15 38H14V39H15ZM17 38H18V37H17ZM59 38H61V37L59 36ZM69 38H70V36H69ZM78 38H79V36H77V39H76V40H78V43H81L83 40L80 39L81 42H79V39H78ZM81 38H83V37H81ZM89 38H90V36H89ZM125 38H126V37H125ZM154 38H156V37H154ZM154 38H153V39H154ZM159 38H160V36H159ZM162 38L165 39L166 37H162ZM192 38H193V36H192ZM226 38H228V37H226ZM230 38H229V39H230ZM12 39H13V38H12ZM18 39H19V38H18ZM20 39H21V38H20ZM20 39H19V40H20ZM25 39H27V37H26ZM41 39H44V38H42V36H41ZM41 39H39V40L42 41ZM50 39H49V40H50ZM55 39H57V38H55ZM83 39H84V38H83ZM109 39H110V40H109ZM120 39H121V38H120ZM177 39H178V37L176 38V37H172V36H171V37H169L168 39H166V42H167V41H170V43H171V42L174 43V42L177 41ZM185 39H186V38H185ZM193 39H195V38H193ZM203 39H204V38H203ZM229 39H228V40H229ZM250 39H251V38H250ZM252 39H253V38H252ZM259 39H260V37H259ZM261 39H262V38H261ZM261 39H260V41H261ZM35 40H36V39H34V41H35ZM51 40H50V41H51ZM89 40H90V39H89ZM139 40H140L139 38H138V40H136V39H133V38L127 36L126 40H124V41H126V45H133V44L139 42ZM144 40H145V38H143L141 42L144 43V42H143ZM147 40H148V39H147ZM195 40H196V39H195ZM218 40H219V39H218ZM230 40H231V39H230ZM245 40H246V38H245ZM10 41H11V42H10ZM21 41H22V40H20V43H18V40H17V41L9 40L10 43H9V42H7V43H9L10 46H12V45L18 43L19 45H17V44H16V45H17V46H20L21 43L23 44V42H21ZM25 41H27V40H24V42H25ZM40 41H39V42H40ZM50 41H48L47 44L52 42V41H51V42H50ZM84 41H85V40H84ZM84 41H83V42H84ZM161 41H163V40L161 39ZM192 41H193V40H192ZM211 41H212V40H211ZM31 42H32V41H31ZM39 42H38V43H39ZM103 42H104V41H103ZM141 42H139V43H141ZM217 42H218V41H217ZM249 42H251V41L249 40ZM257 42H258V41H257ZM261 42H263V41H261ZM28 43L30 44V42H28ZM52 43H53V42H52ZM52 43H51V44H52ZM75 43H76V42H75ZM75 43H73V45H74V46H77V45H75ZM87 43H88V42H87ZM87 43H86V44L84 43V44L87 45ZM91 43H92V42H91ZM91 43H89V45H90ZM116 43H117V42H116ZM120 43H121V42H120ZM139 43H138V44H139ZM142 43H141V44H142ZM168 43H169V42H168ZM194 43H195V42H194ZM194 43H193V44H194ZM201 43H202V42H201ZM201 43H199V45H202V44H203V43H202V44H201ZM207 43H208V44H207ZM207 43H206L207 46H210L211 48H212V46L214 47V46L217 45V44L214 45L215 43H213V42H212V43H213V44H212L210 41L207 42ZM223 43H224V42H223ZM245 43H246V41H244L243 38H242V39H235V40H234V44H236V45L240 48V50H241L240 52H241V53L244 52V51H248V49H249L250 46H251V45L249 46V44L246 45L247 43H246V44H245ZM29 44H28V45H29ZM32 44H33V43H32ZM39 44H41V43H39ZM43 44H44V41H43ZM51 44L47 45V47L50 46ZM108 44H109V43H108ZM123 44H124V43H123ZM123 44H122V45H123ZM149 44H150V43H149ZM206 44H205V45H206ZM234 44H233V45H234ZM256 44H257V43H256ZM23 45H26V42H25ZM30 45H31V44H30ZM41 45H42V44H41ZM41 45H40V46H41ZM73 45H72V46H73ZM85 45H83L84 48H85ZM89 45H88V46H89ZM103 45H104V44H103ZM126 45H125V47H128V46H126ZM196 45L199 46V45H198V42H197ZM196 45H195V46H196ZM205 45H204V46L202 45V48L205 47ZM226 45H227V44H226ZM252 45H253V44H252ZM254 45H255V44H254ZM51 46H53V45H51ZM88 46H87V47H88ZM91 46L93 47V45H91ZM99 46H100V45H99ZM99 46H97V47H99ZM123 46H124V45H123ZM144 46H145V45H144ZM192 46L195 47L194 45H192ZM237 46H236V47L234 46V47L237 48ZM248 46H249V47H248ZM256 46H257V45H256ZM37 47H38V46H37ZM37 47H36V52L34 51V53H33L32 51L28 53L29 50H27L26 53H28V54H23V53L21 52V53L23 54V55L21 54V57H19L20 55H19L18 57H17V55H16L15 58H14V57H13V58H10V57H9L11 61H15V63L18 64V65H16L17 68H15V69L19 70L18 68H21V66H22V65H20V63H21V64L23 63V62H21V60L25 62V61H26L25 59L27 58V60H28L29 57H30V60H32L31 57H33L34 60L36 59V61H37V59H39V60H44V61L46 60V62L43 63V64L46 65V63H48V64L46 65V66H48V68H49V66L51 67V65H52L53 63H56V62H57V61L55 62V60L52 59V56H53L54 54H56V51H53V50H52V49H55V46H53L52 49H47V48L45 47L44 49H46V50H43L42 47H38V49H37ZM100 47H101V46H100ZM130 47H133V46H130ZM199 47H200V46H199ZM210 47H209V48H210ZM226 47H227V46H226ZM251 47H252V46H251ZM260 47H261V46H260ZM10 48H13V47H10ZM29 48H30V46H29ZM84 48H83V50H82V49H81V50H82V51H85L86 48H85V50H84ZM89 48H90V47H88L87 49L89 50ZM102 48H103V47H102ZM123 48H124V47H123ZM123 48H122V49H123ZM128 48H129V47H128ZM136 48H137V47H136ZM145 48H146V47H145ZM188 48H190V47H188ZM188 48H187L186 50H183L182 53H183L184 55H188L189 53H190V54L193 53V51H191V50H190V52H189V51H188V50H189ZM200 48H201V47H200ZM205 48H206V47H205ZM239 48H238V51H239ZM252 48H253V47H252ZM262 48H264V46H263ZM23 49H24V48H23ZM30 49H31V48H30ZM119 49H120V48H119ZM194 49H195V48H194ZM197 49H198V48H197ZM214 49H215V47H214ZM220 49H221V48H220ZM250 49H251V48H250ZM250 49H249V50H250ZM12 50H13V49H12ZM32 50H33V49H32ZM57 50H58V49H57ZM96 50H97V49H95V53H98V51H100V50L103 51L102 49H99L98 51H96ZM120 50H121V49H120ZM120 50H119V51H120ZM125 50L127 51V53H129V51L127 50V48L124 49L123 51H125ZM129 50H130V49H129ZM134 50H135V49H134ZM167 50H168V49H167ZM236 50H237V49H236ZM255 50H256V47H255ZM10 51H11V50H10ZM59 51H60V50H59ZM82 51H81V52H82ZM86 51H87V50H86ZM86 51H85V52H86ZM90 51H91V50H90ZM112 51H113V49H112ZM123 51L121 50L122 53H120V52H118V54H117V52H115V53L117 54V56H119V55L123 54ZM126 51L124 52L125 54H126ZM158 51H159V50H158ZM252 51H253V50H252ZM262 51L264 52V50H262ZM13 52H14V51H13ZM85 52H82V54L85 53ZM93 52H94V51H93ZM131 52H132V51H131ZM131 52H130V53H131ZM136 52H137V51H136ZM136 52L133 51L132 54L134 55V53H136ZM152 52H153V51H151V53H152ZM167 52H168V51H167ZM194 52H195V51H194ZM197 52H198V51H197ZM248 52H249V51H248ZM253 52H254V51H253ZM256 52H257V51H256ZM15 53H16V52H15ZM30 53H33V54L31 55ZM59 53H60V52H59ZM102 53H104V52H101V54H102ZM130 53L127 54V55H130ZM179 53H180V52H179ZM236 53H238V52H236ZM241 53H239V54H241ZM249 53H250V52H249ZM260 53H261V52H260ZM4 54H5V53H4ZM99 54H100V52H99ZM116 54H115V55H116ZM136 54H138V53H136ZM152 54H153V53H152ZM152 54H150V55H152ZM201 54H203V53H201ZM246 54H247V52H246ZM14 55H15V54H13V56H14ZM92 55H93V54H92ZM105 55H106V54H104L103 57H104ZM112 55H113V54H112ZM112 55H111V56H112ZM115 55H114V57L117 58ZM127 55H126V56H127ZM140 55H141V54H140ZM140 55H139V56H140ZM153 55H154V54H153ZM192 55H193V54H192ZM241 55H242V54H241ZM263 55H264V54H263ZM0 56H1V55H0ZM4 56H5V55H3V56H1V57H4ZM7 56H8V55H7ZM11 56H12V55H11ZM56 56H57V54H56ZM93 56H94V55H93ZM96 56H98L97 58H99L100 55L96 54ZM106 56H107V55H106ZM106 56H105V57H106ZM111 56H110V59L107 58V62H108L109 60L112 59ZM194 56H196V55L194 54ZM197 56H198V55H197ZM199 56H200V55H199ZM199 56H198V57H199ZM212 56H213V55H212ZM5 57H6V56H5ZM5 57H4V58H5ZM88 57H89V56H88ZM100 57H101V56H100ZM107 57H108V56H107ZM128 57H129V56H128ZM148 57H150V56H148ZM154 57H155V56H154ZM186 57H187V56H186ZM201 57H202V59H203V55H202ZM213 57H214V56H213ZM16 58H17V59H16ZM77 58H78V56L76 57V59H77ZM79 58H80V57H79ZM82 58H83V57H82ZM95 58H96V57H95ZM119 58H120V57H119ZM130 58H131V57H130ZM196 58H197V57H195V59H196ZM211 58H212V57H211ZM215 58H216V57H215ZM217 58H218V57H217ZM237 58H238V57H237ZM253 58H254V56H253ZM253 58H252V59H253ZM80 59H81V58H80ZM80 59H77L78 62L80 61ZM108 59H109V60H108ZM148 59H149V58H148ZM197 59L199 60V58H197ZM197 59H196V60H197ZM213 59H214V58H213ZM220 59H221V58H220ZM228 59H229V58H228ZM235 59H236V57H235ZM235 59H234V61H235ZM238 59H239V58H238ZM245 59H246V58H245ZM0 60H1V59H0ZM30 60H29L28 62H30ZM39 60H38V61H39ZM47 60H48V62H47ZM62 60H63V59H62ZM113 60H114V59H112V62H113ZM117 60H118V59H117ZM132 60H133V58H132ZM173 60H174V59H173ZM186 60H187V59H186ZM192 60H193V59H192ZM200 60H201V59H200ZM203 60H204V59H203ZM216 60H218V59H216ZM223 60H224V59H223ZM1 61H2V60H1ZM19 61H20V62H19ZM143 61H144V60H143ZM149 61H150V60H149ZM149 61L147 60V64L149 63ZM187 61H188V60H187ZM189 61H190V60H189ZM189 61H188V62L185 61V62H179V63H177V64H176V65H177L176 68H177V67L181 68L182 66H186V68H188L187 66H191V68H194V66H196V65L198 66V65L201 64L200 61H199V63L196 62L197 64H195V63L193 62L194 65H192L193 63H192V62H189ZM193 61H195V60H193ZM219 61H220V60H218L217 62H219ZM263 61H264V58H263ZM41 62H43V61H41ZM76 62H77V61H76ZM80 62H81V61H80ZM80 62H79V63H80ZM105 62H106V61H105ZM107 62H106V64H107ZM112 62H111V64H112ZM176 62H178V61H176ZM202 62H203L202 64L204 65V61H202ZM212 62H213V60H212ZM214 62H215V60H214ZM217 62H216V63H217ZM227 62H228V61H226V63H227ZM231 62H233V61H231ZM260 62H261V61H260ZM15 63H14V64H15ZM39 63H40V61H39ZM84 63H85V62H84ZM108 63H109V62H108ZM154 63H155V60H154ZM216 63H215V64H216ZM222 63H223V62H222ZM224 63H225V62H224ZM228 63H229V62H228ZM250 63H251V61H250ZM257 63H258V62H257ZM23 64H24V63H23ZM61 64H62V62H61ZM61 64H60V65H61ZM111 64L109 63L110 66H111ZM215 64H213V65H215ZM236 64H238V63H236ZM236 64H235V65H236ZM258 64H260V63H258ZM258 64H257V65H258ZM63 65H64V63H63ZM101 65H103V64H101ZM101 65L99 64V67H100ZM128 65H129V64H128ZM128 65H125V64H124V65H121V66L128 67V69H129L130 67H129ZM231 65H232V64L229 65V68L231 67ZM233 65H234V64H233ZM242 65H244V64H242ZM253 65H254V64H253ZM35 66H36V65H35ZM52 66H53V65H52ZM58 66H59V65H58ZM104 66H105V65H104ZM112 66H113V65H112ZM121 66H118V67H119V68H122ZM197 66H196V67H197ZM0 67H1V66H0ZM32 67H33V66H31V68H32ZM41 67L44 68L43 65H42ZM86 67L88 68V66H86ZM86 67L84 66V69H86ZM102 67H103V66H102ZM116 67H117V66H116ZM116 67H111V68L114 69V68H116ZM125 67H124V69H122V72H123L125 69H127V68H125ZM154 67H155V66H153V68H154ZM167 67H168V66H167ZM173 67H174V66H173ZM173 67H172V68H173ZM198 67L201 68V67H203V66L201 65V66H198ZM198 67L195 68V69H198ZM255 67H257V66H255ZM1 68H2V67H1ZM35 68H37L36 70H38V69H40V66L38 65V67H35ZM48 68H46V72H47L48 70L50 71L51 69H53L52 67H51L50 69H48ZM60 68H61V67H60ZM91 68H92V69L89 68V70H90V73L92 72V75H93L94 73L98 72V73L94 74L93 77H95V75L99 74V70H100L99 68H98V69H97L96 67L94 68V65H93V67H92V65H91ZM119 68H116V71H117V70L119 71ZM168 68H169V67H168ZM168 68H166V69H168ZM179 68H177V69H179ZM227 68H228V67H227ZM258 68H259V67H258ZM260 68H263V67H260ZM24 69H25V68H24ZM47 69H48V70H47ZM84 69H83V72H87V71H88V70L85 71ZM128 69H127V70H128ZM195 69H193V70L191 69L192 72H195ZM230 69H232L231 73L235 71V70H233V68H230ZM263 69H264V68H263ZM2 70H3V69H1V71H2ZM41 70H42V69H40V71H41ZM69 70H70V69H69ZM168 70H169L170 72L173 71V70H170V68H169ZM168 70H166V71H165V70H161V71H164V73H163L164 76H167L168 73H170ZM189 70H190V69H189ZM219 70H220V69H219ZM227 70H229V69H227ZM251 70H254V71H255L254 68H251ZM251 70H250V71H251ZM4 71H5V70H4ZM4 71H2V72H0V73L3 74ZM21 71H22V70H21ZM21 71H20V72H21ZM25 71H26V70H24V71H22V72L25 73ZM33 71H34V70H33ZM38 71H39V70H38ZM52 71H53V70H52ZM52 71H50V72H52ZM61 71H62V70H61ZM102 71H103V70H102ZM108 71H110V70H108ZM108 71H107V72H108ZM111 71H112V70H111ZM111 71L109 72V74H110V73L113 74V71H112V72H111ZM114 71H115V70H114ZM118 71H117V72H118ZM10 72H11V71H10ZM22 72H21V73H22ZM27 72H28V71H27ZM27 72H26V73H27ZM50 72H49V73H50ZM67 72H68V70H67ZM88 72H89V71H88ZM100 72H101V70H100ZM105 72H106V71H105ZM174 72H175V71H174ZM176 72H178V71H176ZM229 72H230V71H229ZM255 72H256V71H255ZM261 72H262V71H261ZM4 73H5V72H4ZM12 73H13V72H12ZM26 73H25V74H26ZM29 73H30V72H29ZM49 73L46 74V75H50V74H51V73H50V74H49ZM64 73L66 74V72H64ZM64 73H63V74H64ZM69 73H70V72H69ZM102 73H103V72H102ZM226 73H227V72H226ZM226 73H225V75H226ZM252 73H253V72H252ZM14 74H15V73H14ZM27 74H28V73H27ZM86 74H87V73H86ZM103 74H104V73H103ZM103 74H102V75H103ZM105 74H108V73H105ZM105 74H104V75H105ZM109 74H108V75H109ZM171 74H173V72H171ZM175 74H176V73H175ZM178 74H179V73H178ZM227 74H229V73H227ZM246 74H247V72L245 73V75H246ZM250 74H251V73H250ZM29 75H30V74H29ZM37 75H38V74H37ZM39 75H40V74H39ZM53 75H54V74H53ZM61 75H62V74H61ZM82 75L84 76V74H82ZM92 75H91V77H92ZM99 75H101V73H100ZM118 75H119V74H118ZM121 75H122V74H121ZM128 75H129V74H128ZM131 75H132V77L134 78V76H133L134 74H130L129 78L131 77ZM160 75H161V74H160ZM176 75H177V74H176ZM179 75H180V74H179ZM181 75H182V74H181ZM220 75H221V74H220ZM222 75H223V74H222ZM225 75H223V76L225 77ZM247 75H248V74H247ZM247 75H246V76H247ZM7 76H8V74H7ZM7 76H6V74H5V77H6L7 80H8L9 76H8V77H7ZM32 76H33V75H32ZM86 76H90V74H89V75H86ZM86 76H84V77H86ZM105 76H106V75H105ZM135 76H136V75H135ZM174 76H175V75H174ZM174 76H173V77H174ZM177 76H178V75H177ZM190 76L192 77L191 74H190ZM226 76H227V75H226ZM241 76H242V74H241ZM241 76H240V77H241ZM243 76H244V75H243ZM243 76H242V77H243ZM254 76H257V74L254 75ZM258 76H259V74H258ZM3 77H4V76H3ZM29 77H31V75H30ZM48 77H49V76H48ZM52 77H54V76H52ZM98 77H99V76H98ZM98 77H97V78H98ZM107 77H108V76H107ZM157 77H158V76H157ZM168 77H169V75H168ZM171 77H172V75H171ZM173 77H172V78H173ZM186 77H187V76H186ZM191 77H190V79H192ZM220 77H221V76H220ZM227 77H228V76H227ZM229 77H230V75H229ZM242 77H241V78H242ZM248 77H251V76H247V79H249ZM20 78H21V77H20ZM23 78H24V77H23ZM25 78H26V77H25ZM27 78H28V77H27ZM27 78H26V79H27ZM32 78H33V77H32ZM35 78H36V77H35ZM64 78H65V75H64ZM101 78H102V77H101ZM112 78H113V77H112ZM133 78H131V79H129V80L132 81ZM160 78H161V76H160ZM169 78H170V77H169ZM172 78H171V79H172ZM174 78H175V77H174ZM174 78H173V79H174ZM177 78H178V77H177ZM193 78H194V77H193ZM243 78H244V77H243ZM245 78H246V77H245ZM255 78H256V77H255ZM259 78H260V77H259ZM259 78H258V79H259ZM33 79H34V78H33ZM33 79L31 80L32 82H33ZM37 79H38V78H37ZM39 79H40V78H39ZM39 79H38V80H39ZM58 79H59V77H58ZM65 79H66V78H65ZM83 79H84V78H83ZM90 79H91V78H90ZM90 79H89V80H90ZM107 79H108V78H107ZM107 79H106V80H107ZM135 79H136V78H135ZM188 79H189V78H188ZM188 79H187V80H188ZM195 79H196V78H195ZM253 79H254V78H253ZM7 80H6V81H7ZM9 80L11 81V77L9 78ZM9 80H8V81H9ZM21 80H22V79H21ZM27 80H28V79H27ZM35 80H36V79H35ZM42 80H43V79H42ZM59 80H60V79H59ZM61 80H62V79H61ZM61 80H60V82H58V83H61ZM63 80H64V79H63ZM75 80H76V79H75ZM80 80H81V78H80ZM84 80H85V79H84ZM108 80H109V79H108ZM129 80H128V81H129ZM187 80H186V81H187ZM193 80H194V79H193ZM193 80H191L192 83H195L196 81L194 80V81H195V82H194ZM196 80L199 81L200 79H199V80L196 79ZM6 81H5V82H6ZM12 81H13V79H12ZM40 81H41V80H40ZM40 81H39V82H40ZM77 81H78V80H77ZM77 81H75V82L77 83ZM109 81H110V80H109ZM119 81H120V80H118V82H119ZM175 81H176V79H175ZM182 81H183V80H182ZM186 81H185V83H186ZM212 81H213V80H212ZM216 81H217V83L222 84V85H224V83H225V84H226V87H227V86H230V88H231V86H232V88H233V86L235 85V84L232 85L233 82H232L231 85H230V84H228V82H227L228 80L225 82L223 78H222V79H219V77H218V79H216ZM230 81H231V80H230ZM248 81H251V80H248ZM1 82H2V79H1ZM3 82H4V79H3ZM16 82H18V81H16ZM19 82H23V80H22V81L19 80ZM24 82H25V81H24ZM37 82H38V81H37ZM42 82H43V81H42ZM48 82H49V83H48ZM48 82H47V83H48V85H49V87H50V90H52L51 92L57 90L58 87H60V84L58 85V83H56V84H57V87H55L56 85H55V86H54V85L51 86V85H50L51 83H50L49 79H48ZM70 82H71V81H70ZM78 82H79V81H78ZM80 82H81V81H80ZM84 82H85V81H83V84H84ZM112 82H113V81H112ZM114 82H115V81H114ZM114 82H113V83H114ZM120 82H121V81H120ZM125 82H126V81H125ZM158 82H159V81H158ZM189 82H190V80H189ZM189 82H188V83H189ZM200 82H201V84H202V83H203V84L206 83V82L204 81V79H203V80L201 79ZM200 82H199V83H200ZM204 82H205V83H204ZM255 82H256V81H255ZM9 83H10V82H9ZM13 83L15 84V82H13ZM25 83H27V81H26ZM25 83H24V84H25ZM29 83H30V82H29ZM29 83H28V84H25L24 86H26V85L29 86ZM44 83H45V81H44ZM62 83H64V82H62ZM68 83H69V82H68ZM73 83H74V82H73ZM73 83H72V84H73ZM86 83H88V82H85V84H84V87H85V88H84V91H83L84 93L82 92V94H84V95H85V93L88 94L89 92L94 91V90H95L94 87L96 86V84H95V86H93V85L90 86L89 83H88V84H86ZM113 83H111V84H113ZM135 83H136V82H135ZM147 83H148V82H147ZM164 83H166V82H162V81H161V83H160L161 86H163ZM192 83L190 82L189 84H192ZM196 83H197V82H196ZM215 83H216V82H215ZM229 83H230V82H229ZM235 83H236V82H235ZM252 83H253V81H252ZM1 84H3V83H1ZM6 84L8 85V88H10L9 91L12 89V88H11V83H10V86H9L8 82H6V83L4 84V86H5L6 89H4V86H2L3 88L1 89V92H2V94L4 93L5 96H7V97L10 98V96H8L10 93H9V91L7 90L8 88L6 87ZM31 84H32V83H31ZM31 84H30V85H31ZM52 84H53V83H52ZM77 84H78V83H77ZM90 84H91V83H90ZM104 84H105V83H104ZM109 84H110V83H109ZM116 84H117V86H119V88H120V86L122 85V82H121V84L119 83L120 85H118L117 82L114 83V84L112 85L113 89H112V87H111V90H116V88H117V87H115ZM166 84H167V83H166ZM166 84H165V85H166ZM219 84H218V85H219ZM19 85H20V84H19ZM19 85H17V86L19 87ZM43 85H44V84H43ZM46 85H47V84L45 83V86H46ZM64 85H65V83L63 84V86H64ZM67 85H68V84H66V86H67ZM79 85H81V87L83 86L82 84H78L77 86H79ZM85 85H89V86L86 87ZM107 85H108V84H107ZM167 85H168V84H167ZM192 85H194V84H192ZM192 85H191V86H192ZM198 85L200 86V84H198ZM198 85H195V86L197 87ZM237 85H238V84H237ZM256 85H257V84H256ZM12 86H13V88H14L15 85H12ZM28 86H27V87H23V86L21 87V86H20L21 88H17V87L15 86V87H16V88H14V91H15V92H13V93H16L17 90H19V92H20V91L22 92V93L20 92V93L22 94V96H23V99H20V104L22 103V104H21L22 107H21V106H20V107H21V109L25 110V112L23 111L24 114H23L22 124L26 125L29 129H31V130H29L30 132H32L31 134H33V138H31V141H33L32 139H34L35 134H38V136L41 134V137H48V136H49V138L55 139V138H58V137L60 136V134L63 133L64 136H62V137H65V136L68 137V141L66 140L67 142H62V140L66 139V137H65V138H61V142H62V143L58 141V142H59V145H58V143H57V144H56V143H55V144L53 143V145H54L53 147H55V145H56V146L58 145L59 147H60V146L62 147V149L59 148L60 150H56V148H57L58 146H57L56 148L53 149V152H54L55 150H56L57 152L59 151V152H58V156H57L56 154H55V155H56L58 158H59L60 155H61V156H64V157H65V160H66V159L68 160V161H67L68 163H66V164L61 163V164H63V165H61V164L58 163L59 166L61 165V166H60L61 168H59V166H57L59 169H57V168H56L57 170L54 169L53 173L51 172L53 175L49 173V174L52 176V177H50V179L53 178V179H54L53 181H54L55 184H56V185H54L55 190H57L56 192H58V191L63 192V194H62V196H63L62 198H63V199H64V197H67L68 195H70V196H73V195L76 196V195H78V197H79L80 200H81L82 197H90V198H91V199H90V198L88 199V200H90V204H86V205L84 206V205H83V202H82L83 199H82L81 201L79 200V202H74L73 198L71 197V201L73 200L72 203H69V204H71V205L68 204L69 206H65L66 209L63 210V211H61V212H60V210H59L60 213H57L58 210L56 209L57 211L55 210L54 215L51 216L48 220L51 221V222H56L57 219H58V220L60 219V222H63V221H61V220L66 221L64 224H66V223H72V222L75 223V221H76V220L82 215V214L79 215V217L75 220V217H73V215L75 216V214H76L77 212L80 214V212L82 213V211H83V212L86 211L88 215L85 214V213H83V215H84V216L86 215V216L91 217L93 211L95 212V210H96L97 208H98V209L100 208V210H104L103 212H104V213L106 212L107 217L109 218L110 214H112V211H114V210H116V209L114 208L113 210L110 211V207H111V209L113 208V207H112V204L110 205V207L107 208V206H109V202L107 201L108 198H107V196H106L108 191H106V195L104 194V193H105L104 186H106L105 183H103L104 185L101 184L102 187L98 184V187L96 186L94 189H90V188H88V189L85 188V189H84V187L82 186L83 188H82V187H80V188H82V189H84V190H80V188H79V189H78V188H77V189H73L74 187H72L73 184H74V185H75V183L78 184V183L80 182V180H83V179H82V176H83V175L80 174L81 176L78 175V177H77V176H76V175H77L76 173H75V174L73 173L74 175H72V173H71L72 171H73V172H77V173L79 174V172H78V171H75V170H81V169L83 168V169L81 170L82 173H86V174H87V172H91V171H93V170L96 169V168L94 167V163H93L94 161L91 163V161L89 162V160H92V159L95 157V155H96V157H99V156H98V153H100V151L102 150L101 148H100L101 150H99V147H100L101 145H100V146L98 145V146L96 147V145H97L96 143H97L98 141H97V139H96V140L94 139V140L96 141V143L94 142L96 145L93 144V145H95V148L92 146L94 149H91L92 147L89 146V148H90V151H89V149H88L89 152L86 150V149H87V148H86V149H84V150L87 151V153H85V151L82 150V151H84V152H83V153L80 152V153H81V154H80L79 152L77 153V151H74V149L77 150L76 147H75V148H73V150H72V152L74 151V153L71 152V153L69 154L68 151H70V148H71L72 146L74 147V145H75L74 143H75L76 141L79 142V141H82V140H83V138H82L83 135H84V131H83V130H84L85 128H87L88 125H87V124L80 123V124H78L77 126L74 125V126H75V129H74L73 126H72V127L70 126L71 128H67V126H66V128H63V129L57 127V128H59L60 130L58 129V131H56V132L53 131V132L48 133L50 130H52V129H50V128H52V127L54 128V127L57 126V125H55V126H51V127H48V129H50V130H48V131H47V128H46V130H45L42 126H39V121L42 120V119L44 118V115H42V113H43L44 109H46V110L49 111V112H50V111H51V112H55V111H57V110H58V112H59V111H60L59 108H62V107H63V105H64V103H65V99L63 98V99H64V100H63V99H62L63 96H61V101H59V102H62L61 104H59L58 102L54 104V101H53L54 99L51 100V101H53V104H51L52 102L49 103L50 100H49V102H47L48 99H49V95H50V94L47 95V96H48V99H47V101H46V100H44V98H43L44 92L42 93L41 91H38V90L36 89L37 92L34 93V92H33V91H34L33 87H32V86H29V88L32 87V89H33V90H32V89L30 88V89H31V90H30V89L28 88ZM69 86H70V85H69ZM69 86H68V87H69ZM100 86H101V85H100ZM100 86H99V87H100ZM102 86H103V85H102ZM191 86H190V87H191ZM199 86H198V87H199ZM204 86H205V85H204ZM235 86H236V85H235ZM252 86H253V84H252ZM258 86H259V85H258ZM0 87H1V86H0ZM35 87H36V86H35ZM37 87H38V86H37ZM73 87H74V86H73ZM81 87H80V89H81ZM103 87H104V86H103ZM107 87H110V85H108ZM123 87H124V86H123ZM147 87H148V86H147ZM164 87H165V86H164ZM164 87H163V88H164ZM168 87H169V86H168ZM168 87H167V88H168ZM198 87H197L196 89L199 90ZM202 87H203V86H202ZM218 87H219V86H218ZM220 87H221V86H220ZM226 87H224V88H226ZM60 88H61V87H60ZM70 88H71V87H70ZM70 88H69V89H70ZM77 88H78V90H79V87H77ZM121 88H122V87H121ZM145 88H146V87H145ZM167 88L165 87L166 92H167ZM235 88H237V87H234L233 89H235ZM240 88H241V86H240ZM72 89H73V88H71V90H72ZM82 89H83V88H82ZM96 89H97V88H96ZM101 89H102V87H101ZM105 89H106V88H105ZM105 89L103 90L104 92H103V93L101 92V93L104 94L105 96H108V95L110 94V91H107L108 89H107V90H105ZM140 89H141V88H140ZM200 89H201V88H200ZM220 89H221V88H220ZM228 89H229V88H227V89L224 90V92H227L226 94H228ZM237 89H238V88H237ZM45 90H46V89H45ZM60 90H61V89H60ZM60 90H59V91H60ZM62 90H63V89H62ZM75 90H76V89H75V87H74V91H75ZM119 90H120V89H119ZM119 90H118V92H120ZM125 90H126V89H125ZM160 90H161V89H160ZM12 91H13V90H12ZM122 91H124V90H122ZM122 91H121V92H122ZM138 91H139V90H138ZM201 91H203V90H201ZM212 91H213V90H212ZM217 91H218V90H217ZM231 91H232V90H231ZM246 91H247V90H246ZM51 92H50V93H51ZM60 92H61V91H60ZM111 92H112V91H111ZM121 92L119 93L121 97H122V95H124V94L126 95L125 91L123 92L124 94L121 93ZM203 92H204V91H203ZM203 92H202L201 94H200L199 92H198L199 94H197V92H196L197 95L194 94V95H196L195 98L193 97V95H191L190 98L192 97L193 100H194V99H198V100H199V98H200L199 101H201V98L205 99V98H204L205 95H204ZM213 92H214V91H213ZM242 92H243V91H242ZM257 92H258V91H257ZM56 93H57V91H56ZM77 93H78V91H77ZM93 93H94V92H93ZM156 93H157V91H156ZM167 93H168V92H167ZM171 93H172V92H171ZM194 93H195V92H194ZM229 93H230V91H229ZM53 94H54V93H53ZM60 94H61V93H60ZM133 94H134V93H133ZM181 94H183V93H181ZM181 94H180L179 96H182ZM205 94H207V93L205 92ZM51 95H52V94H51ZM76 95H77V94H76ZM80 95H81V94H80ZM116 95H117V97L119 96L118 94H116ZM257 95H258V94H257ZM11 96H13V95H11ZM22 96H21V97H22ZM47 96H45V97L47 98ZM85 96H86V95H85ZM172 96H173V97H172L173 99H174V98H177V97H176V94H175V97H174V95H172ZM252 96H253V95H252ZM13 97H15V96H13ZM54 97H55V96H54ZM77 97H78V98H76L75 100H72V101H74V102H72V101H71V102H72V103H75V104L78 106V107H77V110H78L79 112H80V111H83V110H86L88 106H91V105L93 106V104H91V103H92L91 100H89L90 98H88V100H87V99H86L84 96H82V95H81V97H79V96H77ZM136 97H137V96H136ZM157 97H158V95H157ZM205 97H206V96H205ZM212 97H213V96H212ZM5 98H6V97H5ZM5 98H4V99H5ZM9 98H7V100H8ZM31 98H33V99L36 98V100H37V99H39V100H38V101L35 100L36 102H34V100H32ZM46 98H45V99H46ZM59 98H60V96H59ZM59 98L57 97L58 100H59ZM74 98H75V97H74ZM105 98H107V97H105ZM108 98H109V97H108ZM119 98H120V97H119ZM119 98H118V99H119ZM133 98H134V96H133ZM188 98H189V96H188ZM207 98H208V97H207ZM207 98H206V99H207ZM210 98H211V97H210ZM220 98H221V96H220ZM51 99H52V97H51ZM57 99H56V100H57ZM135 99H136V98H135ZM143 99H144V98H143ZM173 99H172V100H173ZM186 99H187V98H186ZM203 99H202V101H203ZM7 100H6V101H7ZM11 100H13V98H12ZM11 100H10V102H11ZM14 100H15V98H14ZM21 100H22V102H21ZM62 100L64 101V103H63ZM115 100H117V99L115 98ZM115 100H114V102H115ZM144 100H145V99H144ZM144 100H142V102H143ZM146 100H147V99H146ZM190 100H191V99H190ZM212 100H213V99H212ZM253 100H254V99H253ZM256 100H257V99H256ZM256 100H255V101H256ZM15 101H16V100H15ZM15 101H12V102H14V104H15V103H16ZM18 101H19V99H18ZM32 101H33L34 103H32ZM117 101H118V100H117ZM117 101H116V102H117ZM195 101H197V100H195ZM204 101H205V100H204ZM210 101H211V100H210ZM217 101H219V100H217ZM217 101H216V104L214 103L215 105L213 104V105H210V106H214V109H215V108L220 109V107L222 106V103H223V102H218V103H217ZM257 101H258V100H257ZM29 102L32 103V104H31V106H32L31 109H30L29 107H26V106H25L26 104L29 106ZM69 102H70V101H69ZM142 102H141L142 107H141L140 105H139V106L136 105L137 107H136V106H132L131 109H132L133 107H134V108H135V107H136V108H140V107H141V109L144 108V107L146 108V106H145L144 103H143V104H144V107H143ZM149 102H150V100H149ZM169 102H170V101H169ZM174 102H175V101H174ZM183 102H184V101H183ZM211 102H212V101H211ZM214 102H215V101H214ZM251 102H252V101H251ZM6 103H7V102H5V100H4V101H0V107H6V105L9 104V103H7V104H6ZM108 103H110V102H108ZM108 103H107L106 105H103V106H104L103 109H105V110H106V109H107V110L109 109V108H108V107H109ZM121 103H122V102H121ZM126 103H127V102H126ZM147 103H148V101H147ZM151 103H152V102H151ZM165 103H166V102H165ZM170 103H172V102H170ZM199 103H200V102H199ZM199 103H198V104H199ZM263 103H264V102H263ZM57 104H59V105L57 106ZM62 104H63V105H62ZM67 104H68V103H67ZM75 104H74V105H75ZM136 104H138V102H137ZM148 104H149V103H148ZM166 104H167V103H166ZM204 104H205V103H204ZM260 104H261V103H260ZM12 105H13V104H12ZM15 105H18V104H15ZM113 105H115V104L113 103ZM150 105H151V104H150ZM183 105H184V104H183ZM183 105L179 107V111H180V110H184V109L186 110V108H188V107H186L185 105H184V106H183ZM251 105H252V104H251ZM256 105H257V104H256ZM8 106H9V105H8ZM10 106H11V105H10ZM10 106H9V108H10ZM39 106H43V107H42L43 110L41 109V110H38V112H37V108H38ZM61 106H62V107H61ZM103 106H102V107H103ZM121 106L123 107L122 104H120L119 107H118L117 105H116V106H113V107L116 109L117 113H118V110H119V112L122 113V111H123L122 109H123V108H122ZM159 106H160V105H159ZM168 106L170 107L171 105H168ZM206 106H208V105H206ZM261 106H262V105H261ZM11 107H12V106H11ZM16 107H17V106H16ZM18 107H19V106H18ZM20 107H19V108H20ZM64 107H65V106H64ZM125 107H127V106L125 105ZM148 107H149V106H148ZM165 107H166V106H165ZM184 107H185V108H184ZM6 108H7V107H6ZM6 108H4V109H6ZM9 108H7V109H9ZM25 108H28V109H30V110H27V109H25ZM98 108H100V107H98ZM134 108L132 109V111H133V110H136V109H134ZM145 108H144V110H145ZM149 108H151V107H149ZM173 108H174V107H173ZM207 108H208V107H207ZM223 108H224V107H223ZM250 108H251V107H250ZM17 109H18V108H17ZM38 109H40V108H38ZM91 109H92V108H91ZM117 109H118V110H117ZM125 109H126V108H124V110H125ZM129 109H130V108H129ZM151 109H152V108H151ZM176 109H177V108H176ZM214 109H213V110H214ZM0 110H1V109H0ZM11 110H12V109H11ZM15 110H16V108H15ZM19 110H20V109H18L17 112H18ZM93 110H94V108H93ZM99 110H100V109H99ZM101 110H102V108H101ZM138 110H140V109H137L136 111H138ZM144 110H143V111H144ZM146 110H147V108H146ZM224 110H225V109H224ZM227 110H228V109H227ZM258 110H259V109H258ZM258 110H256V111H258ZM40 111H41L42 113H40ZM47 111H44V114H45V112H47ZM116 111H115V113H116ZM127 111H128V110H127ZM127 111H126V112H127ZM143 111H142V113H143ZM151 111H152V110H151ZM151 111H150V112H151ZM232 111H233V110H232ZM234 111H235V110H234ZM239 111H242V110H239ZM239 111H238V113H239ZM243 111H244V109H243ZM250 111H251V110H250ZM14 112H15V111H14ZM20 112H22V110H21ZM76 112H77V111H76ZM95 112H96V111H95ZM138 112H139V111H138ZM138 112H137V113H138ZM145 112H146V111H145ZM148 112H149V110H148L146 113H148ZM176 112H177V111H176ZM180 112H182V111H180ZM187 112H188V113L191 112L190 109H189V111H188V109H187ZM209 112H210V111H209ZM209 112H206V111L203 110L202 108H197V109L194 108V110L189 114V118H187V119H190V118H193V119L196 118V119H197L198 117H201V119H202V118H203V119L206 118V120H205V119H204V120H205V121H208V123H209V124H212V125H207V124H206L207 126H210V127H208V128H205L204 126H201V127H199V128H196V126H195L194 128L191 127V128H192L191 130H192L193 133H197V135L199 134V135L201 136V134H203V136H204V133H207L208 130L210 131L209 133L211 134V132H213V131L215 130V127H217V124H218V125H223V127H221V128L217 131V133H216V134H218L219 136H213L212 134L210 135V134L208 133V135H210V136H212V137H209L208 139L206 138V136H205V138L203 137V139H205V140H204V141L202 140L203 143H201V145H202V148H201V149H202V154L200 155V156H201L200 158H198L199 155H197V154H196V155H191L189 150H193V148L190 149V148H191V147H190V144H187V143H189V142H186V140H185V142L183 141V143H185V144H184L185 146H186V144H187V146L189 145V147H190L189 150H187L188 148L185 147V148H186V150H185L186 153L183 151V153H185V154H183V156H182L181 158L176 159V158L173 157V158H174L173 160H176L175 162H176L177 164H179L180 162H182V160H185V159H186V158H185V156H186V157H187V160L189 159V160L191 161V166H192V164L194 165L193 168L195 167V165H201V164H202V159H203V158H204L203 160H205V159H210V160L213 161V162H222V161H224V160L227 158L226 155H231V154L229 153V152H231V151H230V149H227V147H226L225 153H220V150H222V148H224V147H225V144L227 143V142H225V140L223 141V139H226V137H228L229 139L231 138V140H232L231 142L234 143V145H236V147H237V146H240L242 149H245V151L247 150V151L249 152L248 155H250V157H251L252 159L250 158V159H248L249 161L246 160V162H247V161H248V162L251 161V162H252L251 164L256 163V162H254V160H255V156L258 155V154H261V153L264 152V151H262L263 149L260 148V146L258 147L259 144H258V145H255V144H254V146H253V145H251L250 142H247V143L245 142L244 138L250 134V133L248 132V127H249V126H248V124H247L248 127H247L245 124H241V123H242L241 121H240V124H238V121L240 120V119L238 120V118L240 117V115H242L243 112H242V113H239V114H240V115H239L237 112L230 113V112H231V110H230V112H229L230 114L227 112L228 114H227L226 117L218 116V113H217L218 110H217V112L215 111V113H217V114H214V113L209 114ZM47 113H48V112H47ZM47 113H46V115H47ZM56 113H57V112H56ZM56 113H55V114H56ZM59 113H60V112H59ZM86 113H87V112H86ZM256 113H257V112H256ZM259 113H262V114L264 115V106H262V107L260 108ZM259 113H258V114H259ZM1 114H2V113H1ZM21 114H22V113H21ZM55 114L53 115L54 117H50V122H49V124H50L51 122H54V121L57 120L58 117H55ZM148 114H149V115H150V114L152 115L153 113L151 112V113H148ZM148 114H147V115H148ZM175 114H177V113H175ZM183 114H184V113H183ZM243 114H245V112H244ZM58 115H59V114H58ZM75 115H76V113H75ZM111 115H113V114H111ZM135 115H136V114H135ZM137 115H139V114H137ZM149 115H148V116H149ZM157 115H158V113H157ZM159 115H161V113H160ZM219 115H220V114H219ZM221 115H222V113H221ZM51 116H52V115H51ZM96 116L99 117L98 114H97ZM144 116H145V115H144ZM148 116H147V117H148ZM153 116H154V114H153ZM155 116H156V114H155ZM252 116H253V114H252ZM257 116H258V115H257ZM261 116H262V115H261ZM2 117H4V116H2ZM7 117H8V116H7ZM141 117H142V116H141ZM159 117H160V116H159ZM181 117H182V116H181ZM184 117H185V116H184ZM259 117H260V116H259ZM17 118H18V117H17ZM17 118H16V119H17ZM45 118H47V116H45ZM54 118H55L56 120H55ZM93 118H95V117H93ZM133 118H134V117H133ZM19 119H21V118H19ZM19 119H17V120H19ZM97 119H98V118H97ZM144 119H145V117H144ZM157 119H158V118H157ZM159 119H160V118H159ZM161 119H162V118H161ZM161 119H160V121H161ZM163 119H164V118H163ZM173 119H174V118H173ZM181 119H182V118H181ZM187 119H186V120H187ZM193 119H192V120H193ZM196 119H195V121H196ZM10 120H11V122H8V121H10ZM51 120H52V121H51ZM94 120H95V119H94ZM182 120H183V119H182ZM182 120H180V121H182ZM198 120H199V119H198ZM14 121H15V120H14ZM20 121H21V120H20ZM95 121H97V120H95ZM107 121L110 122V120H107ZM117 121H118V120H117ZM160 121H159V124H160ZM187 121H188V120H187ZM189 121L191 122V119H190ZM195 121H193V122L196 123ZM199 121H201V120H199ZM202 121H203V120H202ZM202 121H201V122H202ZM246 121H247V120H246ZM23 122H25V123H23ZM57 122H58V120H57L56 122H54V123L57 124ZM91 122H93V121H90V123H91ZM97 122H98V121H97ZM120 122H121V121H120ZM120 122H118V125H121ZM123 122H124V120H123ZM162 122H163V121H162ZM164 122H165V120H164ZM174 122H175V121H174ZM193 122H192V123H193ZM54 123H53V124H54ZM99 123H101V122H99ZM124 123H125V122H124ZM165 123H166V122H165ZM179 123H180V122H179ZM194 123H193V124H194ZM205 123H206V122H205ZM205 123H203V124H205ZM245 123H246V122H245ZM262 123H263V124H262ZM262 123H259V125L261 124V125L263 126L262 128H264V121H262ZM36 124H38V127H33V126L36 125ZM49 124H47V125H49ZM88 124H89V123H88ZM93 124H94V123H93ZM115 124H116V122H115ZM125 124H126V123H125ZM142 124L144 125V123H142ZM145 124H146V123H145ZM185 124H186V123H185ZM198 124H200V122H199ZM0 125H1L2 127H3V126H8V127H10V128H8V129H6V131H3V132L1 131V133H0V146H2V145H4V147H7V146H9V145L11 146V143H12V145H13V143L15 144V142H11V143L9 144L8 141H10V140L12 141L14 138H15V139L19 138V140H20V138H22V137L19 136V134H21V132H20L19 134L17 133L18 131H17V132H14V129H15V128H14L13 131H12V126L14 125V122H13V119H12V118L10 119V117H8V120H7L6 117H5L4 119H1V118H0ZM24 125H22V127H23ZM45 125H46V124H45ZM47 125H46V126H47ZM50 125H52V124H50ZM60 125H61V124H60ZM89 125L91 126L92 124H89ZM104 125H105V124H104ZM126 125H127V124H126ZM131 125H132V124H131ZM131 125H129L128 128L126 127L127 130H129V128L131 127ZM135 125H136V124H134V126H135ZM148 125L151 126L152 124H151V123H148ZM148 125H147V127L144 126V128H148ZM153 125H155V124H153ZM153 125H152L151 127H153ZM201 125H202V124H201ZM259 125H258V126H259ZM20 126H21V125H20ZM20 126H19V127H20ZM61 126H62V125H61ZM61 126H60V127H61ZM108 126H110V125H108ZM108 126H107V127H108ZM134 126H132L131 128H133ZM157 126H158V125H157ZM180 126H181V125H180ZM180 126H179V127H180ZM189 126H190V125H189ZM22 127H20V128H22ZM78 127H79V129H77ZM101 127H102V126H101ZM103 127H104V126H103ZM124 127H125V126H124ZM142 127H143V126H142ZM151 127H149V128H151ZM168 127H169V126H168ZM176 127H178V126H176ZM176 127H175V128H176ZM179 127H178V128H179ZM218 127H219V126H218ZM218 127H217V128H218ZM4 128H5V127H4ZM4 128H2V130H3ZM16 128H18V127H16ZM23 128H24V127H23ZM23 128H22V129H23ZM105 128H106V127H105ZM109 128H110V127H109ZM136 128H137V127H136ZM160 128H161V127H160ZM217 128H216V129H217ZM256 128H257V127H256ZM256 128H255V129H256ZM117 129H118L117 126H116V129H115V128H112L111 130H109V129L104 130V129H103L104 132H103V134H102V137H100V138L103 139L102 141H103V142H104L105 140H107V141H108V140H109V141H113V140L115 139V140H114L115 142L113 143V148H111V150H109V149L106 147V146L109 145L110 142L108 143V145H106V146L104 145L105 147H102V146H101V147L104 148V149H105V148L108 149V150H106V151L104 150L105 152L108 151V152H107L108 155H107L106 153H102V152H101V154H102L103 156L100 154L102 157L100 156V158L98 159L99 161H100V159H101L100 166H102V165H101L102 163H103V164L106 163L107 165L109 164V166L111 165V167H112V164H113V163L115 164L116 162H118L117 160H118L119 157H118V158H117V157L113 158V157H114V156H113V157L111 158V156H112V155H111V154H112V151L117 150V148H119L120 143H121V141H119V140L117 141V140H116V138H117V136H118V134L116 133V130H117ZM134 129H135V128H134ZM258 129H259V128H258ZM258 129H257V130H258ZM25 130H28V129L26 128ZM53 130H54V129H53ZM55 130H56V128H55ZM130 130H131V129H130ZM132 130H133V129H132ZM137 130L139 131V129H136V131H137ZM151 130H152V129H151ZM153 130H154V129H153ZM159 130H160V129H159ZM206 130H207V131H206ZM261 130H263V129H259V131H261ZM15 131H16V130H15ZM76 131H78V132H80V133H79V134H76V133H75ZM85 131H86V130H85ZM133 131H134V130H133ZM133 131H131V132H133ZM138 131H137V132H138ZM250 131H251V130H250ZM24 132H25V131H24ZM24 132H23V133H24ZM26 132H28V131H26ZM144 132H145V131H144ZM254 132H255V131H254ZM254 132H253V133H254ZM256 132H257V131H256ZM256 132H255L256 135L259 134V133H256ZM34 133H35V134H34ZM86 133H87V132H86ZM98 133H99V132H98ZM118 133H120V132H118ZM135 133H136V132H134V134H135ZM187 133H188V132H187ZM260 133H262V132H260ZM263 133H264V132H263ZM63 134H62V135H63ZM87 134H88V133H87ZM92 134H93V133H92ZM131 134H132V133H131ZM27 135H28V134H27ZM27 135H26V137H27ZM85 135H86V134H85ZM85 135H84V136H85ZM116 135H117V136H116ZM119 135H120V134H119ZM121 135H122V134H121ZM185 135H186V134H185ZM192 135H195V134H192ZM197 135H196V136H197ZM252 135H253V134H252ZM256 135H254V136H256ZM260 135H262V134H260ZM260 135H258V140L260 139L259 137H261ZM28 136H29V135H28ZM30 136H32V135H30ZM38 136H36L35 138L37 139ZM190 136H191V135H190ZM93 137H94V136H93ZM93 137H92V138H93ZM124 137H126V136H124ZM124 137H122V138H124ZM201 137H202V136H201ZM263 137H264V136H263ZM23 138H24V137H23ZM28 138H29V137H27V139H28ZM86 138H87V136H86ZM132 138H133V137H132ZM182 138L185 139L184 137H182ZM189 138H190V137H189ZM228 138H227V139H228ZM36 139H35V140H36ZM39 139H41V138L39 137L38 140H39ZM42 139H43V138H42ZM117 139H118V138H117ZM124 139H125V138H124ZM178 139H179V138H178ZM183 139H182V140H183ZM190 139H191V138H190ZM190 139H189V140H190ZM197 139H199V138H197ZM197 139H196V141H197ZM206 139H207V140H206ZM256 139H257V138H256ZM56 140H57V139H56ZM56 140L53 141V142H56ZM87 140H88V139H85V142H87ZM98 140H99V139H98ZM120 140H121V137H120ZM122 140H123V139H122ZM127 140L129 141V139H127ZM130 140H131V138H130ZM132 140H133V139H132ZM182 140H181V141H182ZM187 140H188V139H187ZM200 140H201V138H200ZM243 140H244V141H243ZM29 141H30V140H29ZM29 141H28V142H29ZM44 141H45V140H44ZM90 141H91V140H90ZM99 141H100V140H99ZM123 141H124V140H123ZM133 141H134V140H133ZM163 141H164V140H163ZM175 141H178V140H175ZM181 141H180V144L182 143ZM190 141H192V140H190ZM34 142H35V141H34ZM34 142H33V144H34ZM100 142H101V141H100ZM100 142H98V144H99ZM105 142H106V141H105ZM146 142H147V141H146ZM178 142H179V141H178ZM5 143H6V144L8 143L9 145L7 144V146H5ZM30 143H31V142H30ZM81 143H82V142H81ZM101 143H102V142H101ZM123 143H124V142H123ZM127 143H128V142H127ZM130 143H131V142L129 141V144H130ZM183 143H182V144H183ZM33 144H32V145H33ZM42 144H43V142H42ZM44 144H45V143H44ZM49 144H50V143H49ZM49 144H48V145H49ZM51 144H52V143H51ZM78 144H79V143H77V145H78ZM103 144H104V143H103ZM103 144H102V145H103ZM121 144H122V143H121ZM178 144H179V143H178ZM178 144H177V145H178ZM182 144H181L180 147H184ZM227 144H228V143H227ZM227 144H226V145H227ZM21 145H22V144H21ZM80 145H82V144H80ZM86 145H87V143H85V147H87ZM49 146H51V147H49L50 150H49L48 148H47V151L45 150V154H46V156H48L49 154H51V155L53 154V152H52V150H51L52 145H49ZM78 146H79V145H78ZM124 146H125V145H124ZM172 146H174V145H172ZM227 146H228V145H227ZM232 146H233V144H232ZM14 147H15V146H14ZM14 147H13V148H14ZM22 147H23V146H22ZM39 147H40V145H39ZM85 147H84V148H85ZM108 147H109V146H108ZM110 147H111V146H110ZM110 147H109V148H110ZM194 147H195V146H194ZM233 147H234V146H233ZM1 148H2V147H1ZM37 148H38V147H37ZM44 148H45V147H44ZM77 148H79V147H77ZM195 148H196V147H195ZM4 149L7 150L8 148H4ZM4 149H3V150H4ZM15 149H16V150H19L18 147H17V148H14V151H15ZM21 149H22V148H21ZM57 149H58V148H57ZM79 149H80V148H79ZM242 149H241V150H242ZM260 149H262V150H260ZM39 150H40V149H39ZM196 150H197V149H196ZM231 150H232V149H231ZM10 151H11V150H10ZM12 151H13V150H12ZM20 151H21V150H20ZM37 151H38V150H37ZM79 151H80V150H79ZM102 151H103V150H102ZM122 151H123V149H122ZM122 151H121V152H122ZM147 151H148V150H147ZM218 151H219V152H218ZM24 152L27 153L26 151H24ZM43 152H44V151H43ZM110 152H111V153H110ZM116 152H117V151H114V153H116ZM121 152H120V153H121ZM193 152H194V151H193ZM195 152H196V151H195ZM195 152H194V153H195ZM243 152H244V151H243ZM13 153H14V152H13ZM16 153H17V152H16ZM18 153H19V151H18ZM114 153H113V155H114ZM117 153H118V152H117ZM120 153H119V154H120ZM144 153H145V152H144ZM163 153H164V152H163ZM168 153H169V152H168ZM180 153H181V152H180ZM180 153H179V154H180ZM197 153H198V152H197ZM200 153H201V152H200ZM11 154H12V153H11ZM21 154H22V153H21ZM27 154H29V157H30V155H32V154H30V153H27ZM34 154L36 155V152H35ZM45 154H44V157H45ZM121 154H122V153H121ZM169 154H170V153H169ZM246 154H247V153H246ZM13 155H14V154H13ZM13 155H12V156H13ZM17 155H19V154H17ZM22 155H23V154H22ZM35 155H33V156H35ZM180 155H181V154H180ZM234 155H235V154H234ZM248 155H247V157H248ZM263 155H264V154H262V156H263ZM12 156H11V157H12ZM14 156H15V155H14ZM33 156H32V157H33ZM42 156H43V155H42ZM52 156L54 157V155H52ZM61 156H60V157H61ZM92 156H94V157L91 158ZM115 156H117V155H115ZM144 156H145V155H144ZM162 156H163V155H162ZM231 156H232V155H231ZM259 156H261V155H259ZM259 156H257V157H259ZM1 157H2V156H1ZM3 157H4V156H3ZM3 157H2V158H3ZM26 157H27L28 159H31V158H29L27 155H26ZM26 157H25V158H26ZM48 157H49V156H48ZM48 157H47V158H48ZM77 157L81 158V159H80L81 163H79V159H78ZM120 157H122V155H120ZM175 157H176V156H175ZM177 157H178V156H177ZM228 157H230V156H228ZM9 158H10V157H9ZM20 158H22V156H21ZM25 158H24V159H25ZM47 158H46V159H47ZM50 158H52V157H50ZM50 158H48V159H50ZM58 158H57V159H58ZM62 158H63V157H61V159H62ZM76 158L78 159V160H76V161H78V164H76L77 162H76L75 164H73L72 161L74 160L73 162H75V159H76ZM90 158H91V159H90ZM171 158H172V157H171ZM259 158H260V157H259ZM0 159H1V158H0ZM28 159H27V161H28ZM43 159H44V158H43ZM54 159H56V157H55ZM54 159H53V160H54ZM57 159H56V162H57ZM63 159H64V158H63ZM63 159H62V160H63ZM135 159H136V157H135ZM143 159H144V158H143ZM1 160H2V159H1ZM3 160H4V159H3ZM5 160H6V158H5ZM18 160H19V158H18ZM21 160H22V159H20V161H19L20 163H21ZM31 160H32V159H31ZM44 160H45V159H44ZM58 160H59L58 162L62 161V160H60V158H59ZM65 160H64V161H65ZM94 160H95V159H94ZM189 160H188V161H189ZM226 160H227V159H226ZM230 160H231V159H230ZM230 160H229V162H230ZM236 160H237V158H236ZM236 160H235V162H233L232 164L235 163V164H234V165H235L234 167L237 166V167L239 168V171L245 173L246 175L248 174V175H250V176H251V174H254V175L256 174V173H254V169H252V168H254V165L252 166V168L249 167V166H248V168H247L246 166H243V165H242L243 163L241 164V162H243L242 160H241V161L238 160L237 162H236ZM10 161H11V159H10ZM24 161H25V160H24ZM29 161H30V160H29ZM33 161H35V160L33 159ZM46 161H47V160H46ZM54 161H55V160H54ZM96 161H97V160H96ZM99 161H98V162H99ZM133 161H134V160H133ZM139 161H140V160H139ZM139 161H137V162H139ZM142 161H143V160H142ZM142 161H141V163H144V161H143V162H142ZM169 161H170V159H169ZM171 161H172V159H171ZM171 161H170V162H171ZM232 161H233V160H232ZM4 162H5V161H3V163H4ZM15 162H17V164H19L18 161H15ZM30 162H32V161H30ZM48 162H49V161H48ZM50 162H51V161H50ZM50 162H49V163H50ZM62 162H63V161H62ZM87 162H89V163H91V164H93V165H91V164H89V163H87ZM121 162H122V161H121ZM131 162H132V161H131ZM131 162H130V163H131ZM153 162H154V161H153ZM159 162H160V161H159ZM227 162H228V161H227ZM1 163H2V161H1ZM3 163H2V164H3ZM6 163H7V162H6ZM8 163H9V162H8ZM23 163H24V162H23ZM25 163H26V162H25ZM52 163H53V165H54L55 162L52 161ZM134 163H136V161H134ZM172 163H173V162H172ZM258 163H259V162H258ZM262 163H264V162H262ZM262 163H260V164H262ZM45 164H46V163H45ZM50 164H51V163H50ZM88 164H89V165H88ZM95 164H96V163H95ZM116 164H118V163H116ZM157 164H158V163H156V165H157ZM167 164H168V163H167ZM174 164H175V163H174ZM213 164H214V163H213ZM244 164H245V163H244ZM251 164H250V165H251ZM260 164H259V165H260ZM9 165H10V167L12 166V165H11V162H10ZM9 165H8V166H9ZM47 165H49V164H47ZM55 165H56V164H55ZM97 165H98V164H97ZM97 165H96V166H97ZM121 165H122V164H121ZM124 165H126V164H124ZM134 165H135V164H134ZM136 165H137V163H136ZM140 165H141V164H140ZM154 165H155V164H153V166H154ZM247 165H248V164H247ZM255 165H256V164H255ZM100 166L98 165L97 167L101 168ZM113 166H114V165H113ZM137 166H138V165H137ZM137 166H136V168H137L136 170L138 171V167H139V166H138V167H137ZM148 166H149V165H148ZM157 166H159V165H157ZM1 167L3 168L2 165H1ZM24 167H25V166H24ZM53 167L55 168L56 166H52V168H53ZM103 167H104V166H103ZM105 167H106V165H105ZM120 167H121V166H120ZM155 167H156V166H154V169H155ZM160 167H161V164H160ZM163 167H164V166H163ZM163 167H162V168H163ZM171 167H172V166H171ZM174 167H176V166H174ZM196 167H197V166H196ZM263 167H264L263 165H262V166L260 165V168H263ZM2 168H1V169H2ZM5 168H6V167H5ZM50 168H51V165H50ZM99 168H98V169H99ZM107 168H108V166H107ZM107 168H104V169L106 170ZM109 168H110V167H109ZM114 168L117 169V168H119V167L114 166ZM162 168H159L158 171H160V169H162ZM249 168H250V169H249ZM1 169H0V170H1ZM3 169H4V168H3ZM14 169L17 170L18 168L16 167V168H14ZM98 169H97V170H98ZM101 169H102V168H101ZM104 169H103V170H104ZM111 169H113V168H111ZM121 169H123V167H121ZM121 169H120V170H121ZM140 169H141V168H140ZM164 169H165V167H164ZM166 169H167V168H166ZM214 169H215L214 167H210L207 171L214 170ZM216 169H217V168H216ZM258 169H259V168H258ZM16 170H15V172H14V171H13V172L16 173ZM25 170H26V169H25ZM105 170H104V171H105ZM127 170L131 172V173H130V172H129V173L132 174V176H133L134 174H136V172H135V168L131 170V168H130V167H127V166L123 169V171H122L123 174H125V172H126ZM170 170H172V169H169V168H168V170H167L166 172H168V171H170ZM173 170H174V169H173ZM4 171H5V170H4ZM4 171H2V175H3L2 177H4V174H6V175L9 176L10 173H9V174H7L6 172L3 173ZM6 171H7V168H6ZM49 171H52V170H49ZM98 171H100V170H98ZM98 171H94V173L96 172L94 178L96 177V174L98 173ZM101 171H102V170H101ZM116 171H117V170H115V171L112 170V172H115V173H112V174H111L112 177H113L114 174H117ZM158 171L155 169V172H158ZM199 171H200V170H199ZM203 171H204V170H203ZM207 171H206V172H207ZM261 171H262V170H261ZM0 172H1V171H0ZM22 172H24V170H23ZM105 172H107V171H105ZM108 172H111V171H108ZM172 172H173V171H172ZM172 172H171V173H172ZM174 172H175V171H174ZM26 173H27V171H26ZM47 173H48V171H47ZM102 173H103V171H102ZM120 173H121V171H120ZM126 173H127V172H126ZM129 173H127V174L129 175ZM139 173H140V171H139ZM178 173H179V172H178ZM178 173H177V174H178ZM22 174H23V173H22ZM92 174H93V173H92ZM104 174H105V173H104ZM121 174H122V173H121ZM123 174H122V175H123ZM144 174H146V173H144ZM157 174H158V173H157ZM168 174L171 175L170 173H168ZM241 174H242V173H241ZM10 175H11V174H10ZM16 175H17V174H16ZM16 175H15V176H16ZM99 175H101V174H99ZM99 175H97L98 178L102 177V176H99ZM128 175H125V176H126L127 178H128V177H131V176H128ZM246 175H245V176H246ZM254 175H253V176H254ZM262 175H263V174H262ZM15 176H13V177H15ZM17 176H19V175H17ZM33 176L36 177L34 174H33ZM33 176H32V177H33ZM44 176H45V175H44ZM84 176H85V175H84ZM84 176H83V177H84ZM87 176H88V175H87ZM87 176H86V178H87V179H86V182H87L88 180L91 179V178H89V176H92V175H90V173H89V176H88V177H87ZM114 176H116V175H114ZM138 176H139V175H137V177H138ZM147 176H148V174L146 175V178H147L146 182L148 183V181H149V177L151 178V176H150V174H149V177H147ZM155 176H158V175H155ZM183 176H184V175H183ZM233 176H234V175H233ZM233 176L231 175V178H233ZM237 176H238V175H237ZM256 176H257V175H256ZM0 177H1V174H0ZM11 177H12V176H11ZM47 177H48V180H50V179H49V176H47ZM109 177H110V175H109ZM135 177H136V175H135ZM135 177H131V178H134V179H135ZM143 177L145 178V176H143ZM143 177H142V175H141V177H139V178H141L140 180H143V181L145 182V180L142 179ZM261 177H262V176H261ZM7 178H8V177H7ZM16 178H17V177H16ZM40 178H41V176H40ZM40 178L37 179L38 181H37V180L35 181V180H34L35 178H34V179L31 178V179H33L34 182H37V184H38V186H39L40 183H43V184H44V182H40ZM45 178H46V177H45ZM96 178H97V177H96ZM96 178H95V179H96ZM110 178H111V177H110ZM115 178H116V177H115ZM152 178H153V176H152ZM168 178H169V177H168ZM171 178H172V176H171ZM171 178H170V179H171ZM234 178H235V177H234ZM240 178H241V177H240ZM1 179H2V178H1ZM55 179H56V181H55ZM84 179H85V178H84ZM92 179H93V176H92ZM92 179H91L92 182L95 181V180H92ZM108 179H109V178H108ZM108 179L106 178V179H105V182H106V180H108ZM112 179H113V178H112ZM112 179H111V180H112ZM116 179H117V178H116ZM123 179H124V178H123ZM123 179H122V180H123ZM236 179H238V178H236ZM241 179H242V178H241ZM241 179H240V180H241ZM243 179H244V178H243ZM243 179H242V180H243ZM9 180H10V178H9ZM9 180L6 179L5 182H6V181L9 182ZM11 180H12V179H11ZM13 180H16V179H13ZM13 180H12L11 183H13ZM33 180H32V181H33ZM41 180H43V179L41 178ZM97 180H98V179H97ZM99 180H100V179H99ZM111 180H110V183H111ZM113 180H114V179H113ZM117 180H118V179H117ZM129 180H130V178H129ZM151 180H153V179H151ZM154 180H155V179H154ZM154 180H153V181H154ZM173 180H174V179H173ZM240 180H239V182H240ZM0 181H1V180H0ZM3 181H4V179H3ZM78 181H79V182H78ZM119 181H120V180H119ZM126 181H127V180L125 179V182H126ZM163 181H164V180H163ZM165 181H166V180H165ZM217 181H218V180H217ZM237 181H238V180H237ZM34 182H33V183H34ZM48 182H49V181H47V183H48ZM54 182H53V183H54ZM82 182H84V181H82ZM89 182H90V181H89ZM99 182H100V181H99ZM123 182H124V181H122L121 184H120V182L118 183V184H120L121 186H120V185H119V186H117V185L114 186V185L112 184V186L116 187V190L113 188V189H114V190H113V191H114V192H113L114 194H113V193H112L111 195L108 194L109 196H111V198L109 197V199H110L109 201H111V202H113L114 204H116V205H117L116 207H118L119 205H120V206H121V205L123 206V204L128 205V206L130 205V207H131V205H132L133 208H135V209H136V208H139V207L142 208L143 205L145 206V208H146L147 206L150 207L149 205H146V204L148 203V201L150 200V199L148 198V195L151 196L152 193L154 194L155 191H154V192H151V194H150V193L148 194V192H150L151 190L148 191V185L146 184V182H145V183L143 182L144 184H146V186L143 184V186L138 187L136 193L138 192V193H140V194H141V193H144V194L146 193V195L148 194V195H147V198H148V199H147V203H146V199L140 197L141 195H140V196H134V197H131L130 199H129V197H127V198H128L127 201L125 200V199H127L126 197H125V199L122 198V196H120V192H122V191H121V190H122V189H121L122 186H125V185H122ZM133 182H134V181H133ZM137 182H138V181H137ZM141 182H142V181H141ZM149 182H150V181H149ZM156 182H158V181H156ZM175 182H176V181H175ZM193 182H194V181H193ZM215 182H216V181H215ZM215 182H214V183H215ZM218 182H219V181H218ZM239 182H237V183H239ZM241 182H242V181H241ZM241 182H240V183H241ZM245 182H246V181H245ZM3 183H4V182H3ZM9 183H10V182H9ZM14 183H15V181H14ZM30 183H31V182H30ZM53 183H50V184L52 185ZM80 183H81V182H80ZM108 183H109V182H108ZM110 183H109V186H110V188H111L112 186L110 185ZM115 183H117V181H115ZM150 183L152 184V183H154V182L151 181ZM150 183H148V184H150ZM212 183H213V182H212ZM237 183H236V184H237ZM1 184H2V183H1ZM7 184H8V183H7ZM7 184H6V185H7ZM43 184H42V185H43ZM77 184H76V185H77ZM106 184H107V183H106ZM151 184L149 185V187L151 186ZM157 184H158V183H157ZM162 184L164 185V182L161 183V186H162ZM165 184H166V183H165ZM168 184H169V183H168ZM171 184H172V182H171ZM190 184H191V182H190ZM216 184H217V182L215 183V187H218L221 183H220V184H217L218 186H216ZM236 184H235V185H236ZM243 184H244V183H243ZM4 185H5V184H4ZM8 185H10V184H8ZM11 185H12V184H11ZM42 185H40V187H42ZM44 185H45V184H44ZM44 185H43V187H44ZM80 185H81V184H80ZM84 185H85V184H84ZM91 185H92V184H91ZM131 185H132V184H131ZM131 185H130V187L133 186V185H132V186H131ZM140 185H142V183H141ZM166 185H167V184H166ZM188 185H189V184H188ZM213 185H214V184H212V186H213ZM244 185H245V184H244ZM35 186H36V185H35ZM38 186H37V187H38ZM47 186H48V185H47ZM88 186H89V185H88ZM99 186H100V187H99ZM109 186H108V188H109ZM127 186H128V184H126V186H125L124 188H127ZM134 186H135V185H134ZM136 186H138V185H136ZM136 186H135V187H136ZM164 186H165V185H164ZM193 186H194V185H193ZM195 186H196V185H195ZM239 186H240V184H239ZM247 186H248V185H247ZM0 187H1V191H4V190H2V187H3V186H0ZM4 187H6V186H4ZM4 187H3V188H4ZM10 187H11V186H10ZM25 187H26V186H25ZM25 187H24V188H25ZM40 187H39V188H40ZM54 187H53V188H54ZM75 187H76V186H75ZM77 187H78V185H77ZM89 187H90V186H89ZM106 187H107V186H106ZM106 187H105V188H106ZM128 187H129V186H128ZM203 187H204V186H203ZM235 187H236V186H235ZM7 188H8V186H7ZM39 188H38V189H39ZM53 188H52V189H53ZM133 188H134V187H133ZM133 188H132V189H133ZM151 188H152V187H151ZM191 188H192V187H191ZM244 188H245V187H244ZM4 189H5V188H4ZM38 189H37V190H38ZM103 189H104V190H103ZM111 189H112V188H111ZM128 189H129V188H128ZM168 189H169V188H168ZM188 189H189V188H188ZM212 189H213L212 191L215 190L214 187H212ZM8 190H9V189H8ZM13 190H14V188H13ZM107 190H109V189H107ZM124 190H126V189H124ZM162 190H163V189H162ZM190 190H191V189H190ZM234 190H235V189H234ZM23 191H25V190H23ZM27 191H28V190H27ZM49 191H50V189H49ZM53 191H54V190H53ZM115 191H116V192H115ZM133 191H134V190H133ZM160 191H161V190H160ZM160 191H159V193H160ZM169 191H170V189H169ZM172 191H173V190H172ZM203 191H204V190H203ZM210 191H211V190H210ZM212 191H211L210 193H212ZM17 192H19V191H17ZM56 192H55V193H56ZM101 192H102V193H101ZM134 192H135V191H134ZM173 192H174V191H173ZM12 193H13V192H12ZM20 193H21V192H20ZM37 193H38V192H37ZM37 193H36V194H37ZM100 193H101V194H100ZM165 193H166V192H165ZM207 193H208V192H207ZM210 193H209V194H210ZM236 193H237V192H236ZM259 193H260V192H259ZM259 193H258V194H259ZM15 194H16V193H15ZM18 194H19V193H18ZM23 194H24V192H23ZM38 194H39V193H38ZM48 194H50V193H48ZM103 194H104V195H103ZM160 194H161V193H160ZM166 194H167V193H166ZM254 194H255V192H254ZM0 195H1V193H0ZM2 195H4V194H2ZM2 195H1V196H2ZM11 195H12V194H11ZM11 195H10L9 197H7L8 200H9L10 202H13V203H16V204H15V208H14L15 211H14L13 213H11L10 215H8L9 217L7 216V217L9 218V219H8V222H10L11 220L14 221V218H16V216H17L16 212H20V214H22L23 216L25 215L26 217H28L27 214H28V215H29V214H31V215L33 214V216H34V213H35V212H36V215H37V213H38V216H40L41 213H42V212L40 213L41 210L44 211V212H46V211L49 210L50 207L53 205V204H52V201H51L52 199H51L50 197H48V196H46V197L43 198V195L41 196V198H43V199H41L40 202H38L37 199H36V201H35L34 198H31V199H28V198H27V201L24 202V204L20 205V204L17 203V200H18L17 198H18L19 196H18V195L16 196V195H14V194H13L12 196H11ZM20 195H22V194H20ZM28 195H30V194L28 193ZM51 195H53V194H51ZM131 195H132V194H131ZM169 195H171V192L169 193ZM262 195H263V194H262ZM13 196H14V197H13ZM15 196H16V198H15ZM23 196H24V195H23ZM38 196H39V195H38ZM38 196H37V197H38ZM70 196H69V197H70ZM132 196H133V195H132ZM157 196H158V194H157ZM161 196H163L164 198L166 197L165 195H162V194H161ZM171 196H172V195H171ZM231 196H232V194H231ZM240 196H241V195H240ZM259 196H261V195H258V197H259ZM5 197H6V196H5ZM27 197H28V196H27ZM30 197H31V196H30ZM30 197H29V198H30ZM51 197H52V196H51ZM76 197H77V196H76ZM76 197H75V198H76ZM80 197H81V198H80ZM123 197H124V196H123ZM153 197H154V196H152V198H153ZM167 197H168V196H167ZM169 197H170V196H169ZM169 197H168V198H169ZM19 198H20V197H19ZM25 198H26V196H25ZM39 198H40V196H39ZM67 198H68V197H67ZM75 198H74V199H75ZM156 198H158V197H156ZM168 198H165V199L168 200ZM172 198H173V197H172ZM237 198H238V197H237ZM242 198H243V197H242ZM242 198H241V199H242ZM259 198H260V197H259ZM0 199H1V198H0ZM4 199H5V198H4ZM22 199H23V198H22ZM22 199H21V200H22ZM69 199H70V198H68V201H69ZM84 199H85V198H84ZM165 199H164V200H165ZM179 199H180V196H179ZM260 199H261V198H260ZM24 200H25V199H24ZM53 200H54V199H53ZM64 200H66V199H64ZM88 200H87V201H88ZM153 200H154V201H153ZM156 200H157V199H156ZM158 200H159V198H158ZM160 200H162V199L160 198ZM169 200H170V199H169ZM174 200H175V199H174ZM237 200H238V199H237ZM60 201H62V200H60ZM83 201H84V200H83ZM150 201H151V200H150ZM150 201H149V204H152V203H151L152 201H153V202H156L155 199H152L151 202H150ZM37 202H38V203H37ZM63 202H64V201H62L61 203H63ZM69 202H70V201H69ZM84 202H85V201H84ZM88 202H89V201H88ZM106 202H108V203H107L108 205L105 206ZM173 202H175V201H173ZM57 203H58V202H57ZM73 203H74V204H73ZM175 203H176V202H175ZM84 204H85V203H84ZM89 205H92V206H91L92 208H89V209H91V210L93 209V211H90V210L88 209L87 206H89ZM195 205H196V204H193V205H192V208H193V206H194V208H196V207L198 206V205H196V207H195ZM234 205H235V204H234ZM242 205H243V204H242ZM248 205H249V204H248ZM262 205H263V204H262ZM55 206H56V204H55ZM120 206H119V207H120ZM170 206H171V205H170ZM239 206H240V205H239ZM257 206H258V205H257ZM260 206H261V205H260ZM260 206H259V208H260ZM263 206H264V205H263ZM57 207H58V206H57ZM63 207H64V206H63ZM89 207H90V206H89ZM148 207H147L146 210L149 209ZM215 207H216V206H214V208H215ZM244 207H245V206H244ZM248 207H249V206H248ZM1 208H4V207H1ZM126 208H129V207H126ZM197 208H198V207H197ZM59 209H60V208H59ZM86 209H87V210H86ZM124 209H125V206H124ZM129 209H130V208H129ZM135 209H132L133 212H132V211H131V212L134 213V210H135ZM163 209H164V208H163ZM167 209H168V208H167ZM172 209H173V208H172ZM262 209H263V208H262ZM3 210H4V212H5V209H3ZM88 210H89V211H88ZM138 210H139V209H138ZM138 210H137V211H138ZM146 210H142V211H146ZM150 210H152V209H150ZM150 210H149V212H151ZM165 210H166V209H165ZM168 210H170V209H168ZM195 210H197V209H194L192 212H195ZM230 210H231V209H230ZM249 210H250V209H249ZM263 210H264V209H263ZM38 211H39V212H38ZM96 211H97V210H96ZM118 211H119V210H118ZM118 211H116V212H118ZM121 211H122V210H121ZM135 211H136V210H135ZM163 211H164V210H163ZM163 211H162V212H163ZM246 211H247V210H246ZM51 212H52V209H51ZM99 212H100V211H99ZM99 212H98V213H99ZM103 212H101V213H103ZM127 212H128V211H126V212H125L126 214H125V213L122 211V213H124V214H121V213H120L121 215H119V214L116 215V217H115L116 220L119 219L118 221L121 223V221H122V222H123V221L126 222V221H128L129 219L133 218V217H131V215L134 216V214L129 213V214H131V215H127V214H128ZM138 212H139V211H138ZM146 212H147V211H146ZM166 212H167V210H166ZM172 212H173V211H172ZM172 212H171V214H172ZM198 212L200 213L199 210H198ZM205 212H206V211H205ZM217 212H218V211H217ZM231 212H232V211H231ZM2 213H3V212H2ZM78 213H77V214H78ZM96 213H97V212H96ZM101 213H99V215H100ZM104 213H103V214H104ZM163 213H165V211H164ZM182 213H183V212H182ZM196 213H197V211H196ZM196 213H195V215H197ZM201 213H202V210H201ZM201 213H200V214H201ZM203 213H204V212H203ZM243 213H244V212H243ZM44 214H45V213H44ZM77 214H76V215H77ZM106 214H105V217H106ZM148 214H149V213H148ZM150 214L152 215V213H150ZM156 214H157V213H156ZM173 214H174V213H173ZM175 214H177V213H175ZM175 214H174V216H175L174 218H176V215H175ZM189 214H190V213H188V215H189ZM205 214H206V213H205ZM217 214H218V213H217ZM217 214H215V213L212 214V215H213V218H212V219H214L215 221L220 219V218H218V215H217ZM241 214H242V213H241ZM18 215H19V214H18ZM45 215H46V214H45ZM114 215H115V214H114ZM141 215L144 216L143 213H141ZM161 215H162V217H163V216L165 217V215H163V214H161ZM179 215H182V214H179ZM184 215H185V214H184ZM192 215H193V214H192ZM20 216H21V215H20ZM29 216H30V215H29ZM33 216H32V217H33ZM38 216H37V217H38ZM41 216H44L43 213H42ZM135 216H136V215H135ZM135 216H134V217H135ZM142 216H141V218H142ZM152 216H153V215H152ZM152 216H151V217H152ZM154 216H155V215H154ZM156 216H157V215H156ZM156 216H155V218H156ZM166 216H167V215H166ZM168 216H169V215H168ZM168 216H167V217H168ZM205 216H206V215H205ZM205 216L203 215L202 218L205 217ZM30 217H31V216H30ZM81 217H82V216H81ZM81 217H80V218H81ZM99 217H100V216H99ZM99 217H98V215H95V217H94V215H93V217H91L89 220L92 219L91 221H94V223H95L96 220H94V219H98ZM107 217H106L105 219H102V217H101L102 220H99V221L97 220L99 223H95V224H98L96 229L101 230V231H102V230H108V229H109L110 226L108 227L107 224H106V222L109 220V219L107 220ZM162 217H161V218H162ZM188 217H190V216H187V219H188ZM197 217H200V215H198ZM18 218H20V217H18ZM24 218H25V217H24ZM33 218H36V216L33 217ZM40 218H41V217H40ZM103 218H104V217H103ZM146 218H147V217H146ZM152 218L154 219V217H152ZM161 218L159 217V219H161ZM178 218H179V217H178ZM180 218L182 219L181 216H180ZM184 218H185V216H184ZM191 218L193 219V217H191ZM191 218H190V219H191ZM202 218H201V220H202ZM2 219H3V218H2ZM22 219H23V217H21V220H22ZM27 219H28V218H27ZM43 219H44V218H43ZM43 219H41V220H43ZM82 219H83V218H82ZM139 219H140V218H138V219L136 218V221H135L134 219H131V220H130V223H131L132 220H134V221H135V224H136V223H138L137 220H139ZM148 219H150V218H148ZM148 219H147V220H148ZM153 219H150V220H153ZM165 219H166V217H165ZM168 219H170V218H168ZM187 219H183V220L186 221ZM192 219H191V220H192ZM194 219H195V218H194ZM23 220H25V219H23ZM41 220H40V221H41ZM58 220H57V221H58ZM78 220H79V219H78ZM78 220H77V221H78ZM84 220H86V219H84ZM87 220H88V217H87ZM89 220H88V221H89ZM142 220H143V219H141V221H139V223L136 224V226L134 225L135 227H138V228H135V230H137V229H141V231L139 230V232H143V231H145L146 229L148 230V228L150 227V225L148 224L149 227H147V228L145 229L143 225H144V223H146V219L144 218L145 222H143L144 220H143V221H142ZM161 220H162V219H161ZM163 220H164V218H163ZM163 220H162V222L165 221V220H164V221H163ZM166 220H167V219H166ZM174 220H176V219H174ZM196 220H197V218H196ZM201 220H200V221H201ZM40 221H39V222H40ZM43 221H45V220H43ZM97 221H96V222H97ZM112 221H113V220H112V218H111V222H112ZM118 221H117V222H118ZM148 221H149V220H148ZM154 221H155V220H154ZM157 221H158V219L156 220V222H157ZM171 221H172V220H171ZM179 221H180V219H179L177 222H179ZM185 221H184V222H181V221H180V222H181L182 224H183V223L186 224V222L188 223L189 220H187L186 222H185ZM0 222H2V221H0ZM35 222H38V218L35 220ZM86 222H87V221H86ZM117 222H116V223H117ZM149 222H150V221H149ZM158 222H159V221H158ZM160 222H161V221H160ZM160 222H159V223H160ZM189 222H191V221H189ZM202 222H203V221H202ZM220 222L222 223L221 220H220ZM4 223H5V222H4ZM10 223H11V222H10ZM40 223H41V222H40ZM56 223H57V222H56ZM56 223H55V224H56ZM74 223H73V225H72V226H73L72 228H75V229H72V230H73V235H74L73 237H76V239H73L74 241L72 240V242H70V243H64L65 241L63 242V240H61L63 243H60V242H58V241L55 240V245H54L53 247H55V249H57V250H55V249L53 248V249H54L53 251H58L60 254H63V253H61L62 251H66L67 254H70V255H71V253H72V254L74 253V254L78 255L79 258H80V257L85 258V257H87L88 255L90 256V254H94L93 252L90 253V251H88V249H81V246H83L84 244H85V245H86V243H87V245H88V244H92V243H90V242H93V241H94V240H93V241H90L91 238L88 239V235H87V231H86L87 229H83V227H82V225H81V224L83 223V221H82L81 223H79V221L76 222V223H79V224L81 225V227H74ZM88 223H89V222H88ZM88 223H87V224H88ZM94 223H93V224H94ZM108 223H109V222H108ZM116 223H115V224H116ZM126 223H127V222H126ZM128 223H129V222H128ZM147 223H148V222H147ZM150 223H151V222H150ZM173 223H174V222H173ZM194 223H195V222H194ZM196 223H199L198 220H197ZM215 223H217V222H215ZM0 224H1V223H0ZM5 224H6V223H5ZM5 224H4V225H5ZM11 224H12V223H11ZM55 224H54V226H55ZM95 224H94L93 226H95ZM115 224H114V225H115ZM123 224H124V223H123ZM132 224H133V222H132ZM157 224H158V223H157ZM157 224H156V225H157ZM162 224H163V223H161V226H162V227L158 224V226H160V227H158V229H159V228H160V229L162 228L161 230H164L163 228L167 226L165 223H164V225H162ZM167 224H168V223H167ZM175 224H176V222H175ZM213 224H214V222H213ZM213 224H212V225H213ZM217 224H219V222H218ZM225 224H226V223H225ZM260 224H261V222H260ZM260 224H259V225H260ZM7 225H8V224H7ZM37 225H39V223H36L35 228H36ZM47 225H48L49 227L45 226V227H43V228H39V229L36 228V229H38V230L34 229L35 231H37L36 234H37L38 236H41V237L44 238L43 240H45V239H47V240L50 239L51 234H53V233L58 229V228H57V229L55 230V227L50 226V224H48V223H47ZM68 225H69V224H68ZM70 225H71V224H70ZM75 225H76V224H75ZM80 225H79V226H80ZM84 225H86L85 222H84ZM89 225H91V223L88 224L87 226H89ZM110 225H111V224H110ZM145 225H146V224H145ZM190 225H191V224H190ZM190 225H189V226H190ZM195 225H196V224H195ZM212 225H211V226H212ZM2 226H3V225H2ZM9 226H10V225H9ZM9 226H8V227H9ZM12 226H13V225H12ZM56 226H57V224H56ZM87 226H86V227H87ZM112 226H113V225H112ZM131 226H132V225H131ZM134 226H133V228H134ZM146 226H147V225H146ZM163 226H164V227H163ZM170 226H171V225H170ZM206 226H207V225H206ZM213 226H214V225H213ZM0 227H1V225H0ZM3 227H4V226H3ZM5 227H6V225H5ZM10 227H11V226H10ZM10 227H9V228H10ZM38 227H39V226H38ZM58 227H60V226L58 225ZM91 227H92V226H91ZM114 227H115V226H114ZM116 227H117V226H116ZM33 228H34V227H33ZM33 228H32L31 230L29 229L30 232L33 230ZM84 228H85V227H84ZM87 228H89V227H87ZM92 228H93V227H92ZM110 228H111V227H110ZM118 228H119V227H118ZM133 228H132V229H133ZM154 228L157 229V227H154ZM167 228H168V227H166V231H169V230H167ZM195 228H197V226H196ZM202 228H203V227H202ZM202 228H201V229H202ZM212 228H213V227H212ZM114 229H115V228H114ZM168 229L172 230V232L169 231V236H167V237L165 238V242L163 241V242H161L159 245L162 244V245L167 246V247H169V248H171V249L173 248V249H175L174 251H176L175 243H174L175 240L172 241V238H171V235H170V233L172 234L173 231L176 230V229H174V230L171 229V228H168ZM181 229H183V228H181ZM186 229H187V228H186ZM209 229H211V228L209 227ZM209 229H208V227H207L206 230H203V233H201V235H202V236L204 235L205 237H207L206 234H207L208 231H210ZM231 229H233V228H231ZM259 229H261V228L259 227ZM259 229H258V230H259ZM6 230H8L7 227H6ZM26 230H27V229H26ZM92 230H93V229H92ZM111 230H112V229H111ZM147 230H146V232H147ZM199 230H200V229H199ZM0 231L2 232L3 230H1V228H0ZM9 231L11 232V233H10L11 235H13V236L16 237V239H15V237H11V239L14 238V239L12 240V242L15 243V244L17 245V247H18V248H17V251H18L17 253H18V255H17V254H14V253H16V252L12 253V252H11L12 250L10 251V249H9L8 247L6 248V246L3 245V244L5 243L3 240H2V242L0 241V242L2 243L1 246H2V247H3V246L5 247V248L3 247L2 249H0V261H1V262H4L5 264H9V263L12 261V259H14L13 257H17L18 260L20 259L18 256L21 255V254L23 253V252H21V251L24 249V248H23V244H24V241H25V239H26V237H25V239L23 238L24 233H22L21 231H18V230L15 229V228H12V227H11V228L9 229ZM9 231H8V232H9ZM57 231H58V230H57ZM70 231H71V230H70ZM94 231H96V230H94ZM116 231L120 232L119 230H116ZM131 231H132V230H131ZM154 231H155V230H154ZM157 231H158V230H157ZM164 231H165V230H164ZM166 231H165V232H166ZM180 231H182V230H180ZM180 231H179V232H180ZM183 231H184V230H183ZM183 231H182V232H183ZM185 231H187V230H185ZM189 231H190V230H189ZM231 231H233V230H231ZM231 231H230V234H231ZM263 231H264V230H263ZM32 232H33V231H32ZM32 232H31V233H32ZM71 232H72V231H71ZM71 232H70V233H71ZM90 232H92V231L90 230ZM97 232H98V231H97ZM108 232H109V230H108ZM113 232H114V231H113ZM132 232H134V230H133ZM161 232H162V231H161ZM198 232H199V231H198ZM198 232H197V233H198ZM201 232H202V230H201ZM233 232H234V231H233ZM246 232H247V233H243L244 236L241 235L240 238L246 236V237H248V239L250 240L251 237H254L253 235L250 234V232H249V233H248V231H246ZM260 232H261V231H260ZM260 232H259V233H260ZM4 233H5V235H1V234H0V238H1V239H5V238L7 239V237H6V234H7V233H6V232H3V234H4ZM26 233H27V232H26ZM31 233H30V234H31ZM56 233H57V232H56ZM68 233H69V230H68ZM70 233H69V234H70ZM106 233H107V232H106ZM106 233H105V231L103 232V234H106ZM111 233H112V232H111ZM130 233H131V232H130ZM150 233H152V230L150 231ZM162 233L164 234V232H162ZM175 233H176V232H175ZM187 233H188V232H187ZM189 233H191V232H189ZM189 233H188V234H189ZM199 233H200V232H199ZM209 233H210V232H208V234H209ZM228 233H229V231H228ZM261 233H262V232H261ZM10 234H8V235H10ZM34 234H35V233H34ZM36 234H35V235H36ZM92 234H93V233H92ZM92 234L89 233V235H92ZM141 234H142V233H141ZM143 234H144V233H143ZM155 234H156V233H155ZM180 234H181V232H180ZM194 234H195V233H194ZM194 234H192V235H194ZM230 234H229V235H230ZM240 234H241V233H240ZM257 234H258V233H257ZM263 234H264V233H263ZM101 235H102V234H101ZM108 235H109V233H108ZM111 235H113V234H111ZM123 235H124V234H123ZM153 235H154V234H153ZM175 235H176V234H175ZM178 235H179V234H178V232H177V236H178ZM198 235H199V234H198ZM238 235H239V234H238ZM261 235H262V234H261ZM4 236H5V237H4ZM69 236H70V235H69ZM71 236H72V235H71ZM105 236H106V235H105ZM117 236H118V235H117ZM117 236H116V237H117ZM121 236H122V235H121ZM124 236H125V237H126V236L129 237V234H128V235L125 234ZM130 236H131V235H130ZM139 236H140V235H139ZM143 236H144V235H143ZM172 236H174V234H172ZM181 236H182V234H181ZM183 236H184V235H183ZM188 236H189V235H188ZM190 236H191V235H190ZM194 236H196V235H194ZM227 236H228V235H227ZM230 236H231V235H230ZM234 236H235V235H234ZM234 236H233L232 238H234ZM28 237H29V236H28ZM57 237H58V236H57ZM77 237H78V239H77ZM92 237H94V236H92ZM100 237H101V236H100ZM100 237H99V238H100ZM102 237H104V236L102 235ZM108 237H109V236H108ZM112 237H113V236H112ZM133 237H134V236H133ZM133 237H132V238L129 237L130 239H129V238H126L127 240H126V239H125V240H126L127 242H126L125 240H122V241H123V242L125 241L126 244H129L128 241L130 240V243H131V242L133 241ZM153 237H154V236H153ZM159 237H162V236H160V234H159ZM179 237H180V236H179ZM214 237H215V236H214ZM246 237H245V238H246ZM9 238H10V236H9ZM9 238H8V239H9ZM29 238H31V237H29ZM29 238H27V239H29ZM32 238H33V237H32ZM52 238H53V237H51V239H52ZM96 238H97V237H96ZM105 238H106V237H105ZM117 238H118V237H117ZM122 238H123V237H122ZM134 238H135V237H134ZM140 238H142V237H140ZM210 238H211V236H210ZM230 238H231V237H230ZM230 238H229L228 240H226V241H225V239L222 240V242H223V241H224V242L221 243V244H220V241H219V244H218V245H217V243H215L217 246L215 245V247H213V249L216 248V247H217V248L214 249L215 251H213V250H210V251L207 250V251H209L207 256H209V255H213V254L215 255V253H216L215 256H218V255H217L218 252L221 254L220 251H222V250H227V251H228L229 249L234 248V243H236V242L234 241V239H232V238L230 239ZM236 238H238V237H236ZM263 238H264V237H263ZM11 239H10V240H11ZM22 239H24V241H23ZM38 239H40V238H38ZM38 239H37V240H38ZM51 239H50V240H51ZM109 239H110V237H109ZM131 239H132V240H131ZM162 239L164 240V238H162ZM186 239H188V238H186ZM195 239H197V238L194 237V242H197L198 239H197V240H195ZM201 239H202V238H201ZM201 239H200V242H201ZM204 239H205V238H204ZM34 240H36V239L34 238ZM37 240H36V242H34V244H35L36 246H37L36 243H37V242L39 243V241H37ZM52 240H53V239H52ZM52 240H51V241H52ZM120 240H121V239H120ZM137 240H138V241H135V239H134V242L131 243V244H129V247H130L129 252H130L131 254H130V253L127 254V251H128V250H127V251H124V250L126 249V247H128V246H127V245H126L125 247L123 246V248H125V249L122 248V249H123V250H122V249L120 248V247H121V244H120V247H119V248H118V246H117V247L114 246L115 248H113V247H112V248H111V247L108 248V247L105 246V244H104V247H103L104 250H103V251H105V254H107L106 256H109L110 254L119 255V257L122 256V259H123V260L118 259L119 257H118V258L116 257V259H118V260H116V259H113L114 255H112L113 257L110 255L111 258L113 259V261H112L111 264H136V263H142V262H143L142 260L146 261L147 264H149V263H151V264H159V263H160V264H161V261H163V257H164L163 255H165L166 253L164 254V252H161V253H163V255H162V254L159 255L158 253H156V254H153V253H152L153 255H148V253H145L144 249L142 250L143 245H144V244H142L143 240L139 241V240H140L139 238H138ZM145 240H147V239H145ZM184 240H185V239H184ZM207 240H208V238H207ZM212 240H215V242H216V239H212ZM240 240H241V239H240ZM242 240H243V239H242ZM249 240H248V241H249ZM21 241H22V242H21ZM27 241H28V240H27ZM31 241H32V239H31ZM41 241H42V239H41ZM41 241H40V242H41ZM51 241H49V242H51ZM89 241H90V242H89ZM96 241H97V240H96ZM98 241H99V240H98ZM102 241H104V240H102ZM150 241H151V240L148 241V242H149L148 244H150ZM152 241H154V240H152ZM160 241H161V240H160ZM160 241H159V242H160ZM210 241H211V239H210ZM236 241H238V240H236ZM3 242H4V243H3ZM10 242H11V241H10ZM42 242H45V241H42ZM53 242H54V241H53ZM100 242H101V240H100ZM105 242H106V241H105ZM144 242H145V241H144ZM144 242H143V243H144ZM178 242H179V240H178ZM182 242H183V241H182ZM187 242H188V241H187ZM191 242H192V241H191ZM198 242H199V240H198ZM208 242H209V241H208ZM208 242H207V243H208ZM217 242H218V241H217ZM251 242H252V241H251ZM1 243H0V244H1ZM27 243H28V242H26L24 245L27 246ZM47 243H48V242H47ZM47 243H46V244H47ZM94 243H95V242H94ZM151 243H152V242H151ZM179 243H180V242H179ZM203 243H204V242L202 241V244H203ZM237 243H238V242H237ZM15 244H13V245H15ZM50 244H51V243H50ZM100 244H103V242H101ZM124 244H125V243H124ZM148 244H147V245H148ZM155 244H156V243H155ZM191 244H194V243H191ZM191 244H190V246H191ZM198 244H200V243H197V245L195 246V247H197L196 250H197V251H200V250H201V252H200L199 254L203 255L205 252H207V251L205 250L206 248L203 249V248L205 247V246H203V245H201V248H200V245L198 246ZM210 244H212V243H210ZM244 244H245V243H244ZM43 245H44V243H43ZM87 245H86V246H87ZM162 245H161V247H162ZM176 245H177V244H176ZM178 245H179V244H178ZM188 245H189V243H188ZM188 245H187V248L189 247ZM204 245H205V244H204ZM206 245H207V244H206ZM238 245H239V244H238ZM246 245H247V244H246ZM246 245H244V246H246ZM263 245H264V243H262V242H261V243H259V242L254 243V242H253V243H251V244H249V245L247 246V252H251V251H255V250L257 251V250H259V247H261V248L264 247ZM1 246H0V248H1ZM25 246H24V247H25ZM29 246H30V245H29ZM29 246H28V247H29ZM90 246H91V245H90ZM192 246H193V245H192ZM192 246H191V247H192ZM202 246H203V247H202ZM244 246H243V249H244ZM28 247H27V248H28ZM37 247H38L37 249H39V247L41 248V245H40V246H37ZM84 247H85V246H84ZM87 247H88V246H87ZM87 247H86V248H87ZM97 247H98V246H97ZM97 247H95V249H92V251L97 250V249H96ZM178 247H179V246H178ZM178 247H177V249H178ZM181 247L183 248V245H182ZM181 247H180V248H181ZM185 247H186V246H185ZM185 247H184V248H185ZM191 247H190V248H191ZM209 247H210V246H209ZM15 248H16V247H15ZM15 248H13V250H14ZM93 248H94V247H93ZM169 248H168V249H169ZM180 248H179V249H180ZM182 248H181V251L183 252L184 248H183V249H182ZM192 248H193V247H192ZM211 248H212V247H210V249H211ZM257 248H258V249H257ZM41 249H42V248H41ZM41 249H39V250H41ZM43 249H44V248H43ZM43 249L41 250L40 255H42V252L46 250V249H45V250H43ZM51 249H52V248H51ZM90 249H91V248H90ZM98 249H99V248H98ZM127 249H128V248H127ZM145 249H146V247H145ZM171 249H170V250H171ZM179 249H178V250H179ZM185 249H186V248H185ZM235 249H236V248H235ZM263 249H264V248H263ZM47 250H49V249H47ZM47 250H46V251H47ZM178 250H177V251H178ZM193 250H195V249L193 248V249H192V252H193ZM260 250H261V249H260ZM23 251H24V250H23ZM27 251H28V250H25V252H27ZM174 251H172V252H174ZM181 251H180L179 253H181ZM189 251H190V250H189ZM227 251H226V252H227ZM256 251H255V252H256ZM19 252H20V253H19ZM25 252H24L23 254H25ZM29 252H30V251H29ZM29 252H27L26 254H28ZM49 252H50V251H49ZM58 252H57V255H59ZM68 252H70V253H68ZM95 252H96V251H95ZM134 252H135V253H138V255H136ZM226 252H225V253H226ZM237 252H238V251H237ZM255 252H254V253H255ZM31 253H32V252H30L29 254H31ZM43 253H44V252H43ZM47 253H48V251H47ZM89 253H90V254H89ZM103 253H104V252H103ZM133 253H134L135 255H133ZM179 253H178V254H179ZM186 253H187V252H186ZM194 253H195V252H194ZM225 253H222V254L225 255ZM229 253H230V252H229ZM251 253H252V252H251ZM254 253H253V255H255ZM260 253H262V252H260ZM64 254H66V253H64ZM157 254H158V255H157ZM170 254H171V253H170ZM172 254H173V253H172ZM222 254H221V255H222ZM226 254H227V253H226ZM234 254H236V253H234ZM247 254H248V253H247ZM263 254H264V252H263ZM16 255H17V256H16ZM44 255H45V254H44ZM57 255H56V256H57ZM180 255H181V254H180ZM189 255H190V254H189ZM197 255H198V254H197ZM214 255H213V258H214ZM224 255H223V256H224ZM228 255H229V254H228ZM228 255H227V256H228ZM232 255H233V254H232ZM239 255H240V254H239ZM25 256L27 257V255H25ZM25 256H23V257H24V261H25L26 259H29V260H30L29 262H31V260H32V261H35V260L37 261V259H36L37 257L29 256V255H28L29 258H26V259H25ZM54 256H55V255H53V256L50 255V257H49V256H47V257H48V259H51V258H55V257H56V256H55V257H54ZM63 256H64V255H63ZM63 256H62V257H63ZM65 256H67V255H65ZM65 256H64V257H65ZM68 256H69V255H68ZM74 256H75V255H74ZM166 256H167V255H166ZM168 256H169V255H168ZM178 256H179V255H178ZM229 256H230V255H229ZM229 256H228V257H229ZM258 256H259V255H258ZM10 257H11L12 259H11ZM23 257H22V258H23ZM47 257H46V258H47ZM57 257H58V256H57ZM59 257H60V255H59ZM76 257H77V256L73 257V259H75ZM123 257H124V258H123ZM193 257L195 258V255H193ZM196 257H197V256H196ZM198 257H199V256H198ZM198 257L195 258V259L192 258L193 261H194V260L196 261V259H198ZM219 257H220V255H219ZM219 257H218V258H219ZM221 257H222V256H221ZM221 257H220V259H223V258H224V257H222V258H221ZM241 257H242V256H241ZM246 257H247V256H246ZM22 258H21V260H22ZM79 258H78V260H79ZM90 258H92V257L90 256ZM168 258H169V257H168ZM168 258L166 257V259H168ZM179 258H180V256L178 257V260H177V261L174 260L173 263L175 262V264H183V263H184L183 259H179ZM181 258H183V257H181ZM205 258H206V257H205ZM209 258H210V256H209ZM225 258H227V257L225 256ZM230 258H232V257H230ZM253 258H254V257H253ZM10 259H11V261H9ZM17 259H16V260H17ZM42 259H44V258H41V260H42ZM55 259H56V258H55ZM65 259H66V258H65ZM65 259H63V260H65ZM76 259H77V258H76ZM85 259H86V258H85ZM87 259H88V258H87ZM166 259H165V260H166ZM169 259L171 260V258H169ZM176 259H177V258H176ZM185 259H186V258H185ZM188 259H189V258H188ZM203 259H204V258H203ZM206 259H207V258H206ZM232 259H233V258H232ZM16 260H15V261H16ZM18 260H17L16 262H19ZM21 260H20V261H21ZM39 260H40V258H39ZM56 260H57V259H56ZM56 260H55V261H56ZM63 260H62V262H61L60 259H58V261H56V262H58V264H59V262L63 263ZM67 260L69 261V263H68ZM67 260H66V262H67L68 264H70L71 262L74 261V260H71V259H70L71 262H70L69 259H67ZM104 260H105V259H104ZM109 260H110V259H109ZM199 260H200V259H199ZM242 260H243V259H240V258H239V259L236 260V261H241V262H242ZM251 260H252V256H251ZM253 260H254V261H253ZM253 260H252V261H253L254 263H252V261H251V262H248V263H246V264H264V261H263V260H262L261 262H258V261L260 260V259H259L258 261H256V262H258V263H255V260H256V259H253ZM44 261H45V260H44ZM46 261H47V260H46ZM46 261H45V262H46ZM55 261L53 260L51 264H56ZM79 261H80V260H79ZM79 261H78V262H79ZM86 261H87V260H86ZM86 261H85V262H86ZM88 261H89V259H88ZM105 261H106V260H105ZM110 261H111V260H110ZM110 261L108 262V264L110 263ZM152 261H153V263H152ZM185 261H186V260H185ZM213 261H214V260H213ZM215 261H216V260H215ZM217 261H218V260H217ZM220 261H222V260H220ZM228 261H229V260H228ZM230 261H231V260H230ZM247 261H248V260H247ZM21 262L24 263L23 261H21ZM38 262H39V263H40V262L42 263L43 260H42V261H37V263H38ZM45 262H44V263H45ZM50 262H51V261H50ZM53 262H55V263H53ZM64 262H65V261H64ZM66 262H65V264H67ZM80 262H82L83 264H85L84 261H83V259H82V261H80ZM168 262H169V261H168ZM168 262H167V263H168ZM170 262H172V261H170ZM196 262H197V261H196ZM196 262H194L193 264H195ZM226 262H227V259H224L223 263H226ZM244 262H245V260H244L242 263H244ZM13 263H14V262H13ZM19 263H20V262H19ZM22 263H21V264H22ZM34 263L36 264V262H34ZM39 263H38V264H39ZM74 263L77 264L76 261H75ZM86 263H87V262H86ZM102 263H103V262H102ZM202 263H203V262H202ZM208 263H209V262H208ZM219 263H220V262H219ZM221 263H222V262H221ZM237 263H238V262H237ZM16 264H17V263H16ZM30 264H31V263H30ZM49 264H50V263H49ZM71 264H73V263H71ZM89 264H90V263H89ZM91 264H92V263H91ZM93 264H96L95 261H94ZM105 264H106V262H105ZM145 264H146V263H145ZM163 264H164V263H163ZM196 264H198V262H197ZM203 264H204V263H203ZM209 264H210V263H209ZM227 264H228V263H227ZM235 264H236V263H235ZM238 264H240V263H238Z\"/></svg>",
  "mask_w": 264,
  "mask_h": 264
}]
</instances>
